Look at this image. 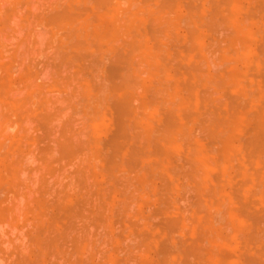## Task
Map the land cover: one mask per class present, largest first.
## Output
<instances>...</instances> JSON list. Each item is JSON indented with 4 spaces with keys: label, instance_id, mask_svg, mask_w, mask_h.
<instances>
[{
    "label": "rangeland",
    "instance_id": "rangeland-1",
    "mask_svg": "<svg viewBox=\"0 0 264 264\" xmlns=\"http://www.w3.org/2000/svg\"><path fill=\"white\" fill-rule=\"evenodd\" d=\"M14 0H10V2L11 3H9V0H0V39H1V42H3L4 44H1V45H3L4 47H0V79H1V81H0V83H1V85H0V124H2L3 122H5V121H8L7 122V124H6V122H5V125L7 126V128H5L6 126L4 125V123H3V126H5L4 128L6 129V130H4V128H3V126H1V128H3V131L5 132V134L3 135V133H2V129L0 128V131H1V133H2V135H0V136H2V137H0L1 139H0V142L1 143H3V144H0V264H16V263H18L19 264V261L22 259L23 260V258H25L26 260H24V264H27L28 262H30L29 264H31L32 262H34L35 261V263H37L36 262V259H38L39 257H36V254H34L35 252L37 253V252H39V251H41L40 249L43 247V244H44V241H43V238L42 237H44L45 235L47 236L48 234H49V237L47 236V238L46 239H50V242H53L54 241V243L56 242V244H54V246H56L57 244H58V242H59V244H60V241L61 242H63L62 244H60L62 247H61V249L63 248V252L65 251H68V252H66L67 254H69V255H67L68 257H70V258H72V264H83V262H84V264H97V262H98V264H160V262L162 263L163 262V264H179L180 263V261L182 262V258H183V260L185 259V257L187 258V259H189L190 260V262L191 263H189V264H194L195 262H197V264H201V261L200 262H198V260H197V256L195 255V254H193L194 256H196L197 258H195L194 256L193 257H191V255L189 254V258L187 257V255H185V253L184 252H182V251H184L185 249H186V252H187V250L189 251V245H191L190 246V248H191V250L192 249H195V250H198V251H196V252H194V253H198L199 252V249H201L203 246V248L200 250V253H202V254H200V253H198L199 254V257H201V258H199V260H201L202 259V262L203 263H205V264H246V263H248V264H264V230L263 231H261V230H259V228L258 227H256L255 225H258V224H260V225H262V228L264 227V179H263V177L264 176H261V175H264V172L262 173V171L264 170V159H263V163H262V160H260L259 161V158H258V156H250L249 154H247V149H248V153H250L249 151V147H247L248 145H246V143L245 142H247V141H249L252 137H255V136H257V135H261V132L260 133H258L259 131H261L262 129H261V125H259V122H258V124L257 125H259V127L258 126H256V124H255V121H256V119L255 118H258L259 116H263V115H261L262 114V112H261V114H260V111L262 110V108L264 107V94H263V92H264V89H263V87H264V68H262L263 67V65H264V62H263V58H264V48H262V47H264V38H263V36H264V12L263 13H261V9H262V6H264L263 4H264V0H261V2L260 1H258V0H239V1H241L240 2V4L239 3H235L236 5H233V7L232 6H224L226 9H224V8H222L221 7V9H220V7H217V4H218V1H219V4H220V0H215V1H217V2H215L214 0L212 1V0H207V1H205L204 0V2H203V0L201 1V0H198V3L196 2L197 0H167V2L169 3L170 2V4H172V2H173V12L175 13H173V12H171V13H173V14H169L168 13V15H164V16H167V17H169L170 18V15H173V16H171L172 18L174 17V19H173V21H167L168 23H171L173 26H170V28H169V31L170 32H172L171 30L173 29V35H174V37H173V40H172V38H171V35H172V33L171 34H169V31L168 32H164L163 31V35L161 36V30H158L159 31V33H158V31H157V29L158 28H155V29H153L155 26L154 25H156V21L154 22L155 24H152V21L151 20H155V17H154V15H153V17L152 18H154V19H151L150 20V16L152 15V14H154V13H156V12H154V13H152V12H150V16H148L149 14H148V12H149V10H151V11H157V8L159 9V11L161 10L162 11V15H163V11L164 10H162V7H160L159 5H160V3L161 2H159V0L158 1H156V3H155V1H154V5H153V3H151L152 1L151 0H148L147 2H146V0H145V2L144 1H140V0H129V1H134L133 3H135V4H133V3H131V2H129L128 0H108V4H106V1H105V3H104V5H107V7L108 8H110L109 10L107 9V7H105L104 5L102 6V5H100L99 3H100V0H99V3H98V5H95V4H97V3H95V2H97V0H63L62 2H61V0L60 1H58V0H55V1H53V0H43V1H40V0H15L14 2H13ZM35 1L37 2V4L35 3ZM42 3H40V2ZM45 1V2H44ZM47 1H49V3L47 2ZM52 1L54 2V4H52ZM68 2V3H70L69 5L68 4H65V2ZM123 1H128V2H123ZM135 1H139V3L138 2H135ZM161 1V0H160ZM165 0H163V2L162 3H166V2H164ZM238 1V0H237ZM238 1V2H239ZM258 1V2H257ZM13 2V3H12ZM63 3L62 4V6L65 4V5H67L66 7L67 8H69V12H70V14L69 15H71L72 14V12H74L73 13V16H72V19H75L77 16H78V18H79V20L81 21V19L83 18L82 17V15L83 16H85V21H88V22H90V20H91V22H93L94 20L92 19V17H94L95 18V21L97 20H99L97 23H99L100 22V24H95V22L93 23L94 25H92V24H90V23H88L89 24V26H87V22H84L85 24H86V26H83L84 24L82 23V25H81V22H83V19H82V21L80 22V26L76 23V25L72 22V21H74V20H72L71 22H72V24H71V22H69L70 24H68V23H66V22H64L65 20H63L64 19V16L65 15H67L66 13H65V11L67 10V8L65 7L64 9H63V7H62V9H61V3ZM122 2H123V4H122ZM179 2V3H178ZM190 2L191 3H193V4H191L192 5V7H191V5H190ZM207 2V4H205ZM211 4H210V3ZM213 2H215V4L216 5H214V3ZM84 3V4H83ZM103 3V2H102ZM101 3V4H102ZM111 3V4H110ZM126 3L129 5H126ZM136 3H138L139 4V6L137 7V4ZM140 3H142V4H144V5H147V4H149L150 5V7L153 5L154 6V9H149L148 8V6H144L145 7V9H143V7H140ZM167 3V4H168ZM198 5H196V4ZM203 3V4H202ZM212 3H213V5H212ZM262 3V4H261ZM13 4V5H12ZM14 4H15V6H14ZM17 4V5H16ZM34 4V5H33ZM51 4V5H50ZM60 4V7L59 6H57V5H59ZM86 4V5H85ZM159 4V5H158ZM189 6H188V5ZM234 4V3H233ZM237 4H239V5H237ZM243 4V6H241ZM257 4H259V5H257ZM20 5V6H19ZM31 5V6H30ZM36 5V6H35ZM41 5V6H40ZM50 5V6H49ZM90 5V6H89ZM121 5H123V8H125V12L127 13H124V11H123V14H122V12L121 11H119V9L122 7ZM125 5H126V7L128 6V8H129V12L128 11H126L127 9H126V7H125ZM131 5V6H130ZM156 5V6H155ZM169 5V4H168ZM176 5H177V7H176ZM193 5H195L196 7H198V9L200 10H202V12H201V10L200 11H198V9L197 8H194L193 7ZM206 5V6H205ZM209 5H211V6H209ZM231 5V4H230ZM4 8H3V7ZM7 6V7H6ZM13 6V7H12ZM43 6V7H42ZM45 6V7H44ZM47 6H48V10H47ZM51 6H52V9H51ZM69 6V7H68ZM84 6H86V8L84 7ZM88 6V7H87ZM96 6H98V9H97V7ZM137 7V8H135V7ZM143 6V5H142ZM161 6H162V4H161ZM182 6V7H181ZM214 6V7H213ZM219 6H221V4L219 5ZM260 6V7H259ZM36 7V8H35ZM58 7H59V11H57V9H58ZM90 7V8H89ZM101 7V8H100ZM132 7H134L133 9H132ZM156 7V8H155ZM178 7H180V8H178ZM189 7H191V10H189ZM200 7V8H199ZM210 7V8H209ZM216 7L217 8H219V10H224V12H228L227 10L229 9V7L231 8V9H233V12H236V13H233L232 12V10L231 11H229L232 15H234V14H236L235 15V17H233L231 14H227L226 15V17L228 18L227 19V24L230 26V25H233V24H231V20H232V23H235L234 24V26L236 25V26H241V27H245V25L248 23V25H246V26H248L247 27V29L249 30V32L248 31H246L245 33V35H248L247 37L246 36H244V35H241V37H240V33H239V37L237 36V33H236V38L238 37V38H241V40H242V42H243V44L245 43V44H247L248 46L246 47V45L244 46V47H246V49L245 48H243V47H241L240 45H242V44H238V46H240L241 47V49H245V50H241L240 51V49H238L237 50V48H232L231 46H234V44L232 45V41L230 40V39H227V38H225L224 37V33L226 32L224 29H226L227 31L229 30V28L227 29L226 27L228 26V25H225V21L223 22V24L226 26H224L223 24H220L219 22L220 21H218L216 24H220L221 26H217L216 24V26H217V29H219L218 31L216 30V29H212L211 27H212V25H206V24H210L209 22V20H210V17H211V15H212V12L214 11V8L216 9ZM259 7V8H258ZM20 8V9H19ZM54 8V9H53ZM106 8V9H105ZM118 8V9H117ZM142 8V9H141ZM236 8V9H235ZM242 8H244V9H242ZM254 8V9H253ZM42 9V10H41ZM74 9V10H73ZM106 11H105V10ZM147 9H149L148 11H147ZM176 9V10H175ZM192 9H196L195 11L194 10H192ZM207 9H209V10H207ZM250 9V10H249ZM11 10V11H10ZM18 10H19V12L20 13H18ZM51 10V11H50ZM79 10H81V11H79ZM108 10V11H107ZM144 10L146 11V12H144ZM175 10V11H174ZM230 10V9H229ZM239 10V11H238ZM241 10H242V12H241ZM44 11V12H43ZM53 11H55L54 13H53ZM61 11V12H60ZM121 12V17H119L118 18V14L119 13H117V12ZM139 11V12H138ZM140 11H142L141 13V15H139L140 14ZM193 11V12H192ZM249 11L251 12V13H249ZM5 12V13H4ZM17 12V13H16ZM58 12V13H57ZM67 12V11H66ZM92 12V13H91ZM110 12V13H109ZM136 12V13H135ZM139 14H138V13ZM143 12L144 13H147V15H145V17H143L144 16V14H143ZM187 12V13H186ZM237 12H238V14L239 13H241V14H237ZM4 13V14H3ZM10 15H9V14ZM43 13V14H42ZM50 13V17H49V15L48 14ZM60 13V14H59ZM78 13H83L82 15L80 14H78ZM133 13H135V14H133ZM157 13H159V12H157ZM161 13V12H160ZM159 13V14H160ZM176 13H178V14H176ZM190 13H192V14H190ZM201 13H203L202 14V16H201ZM225 13V14H226ZM243 13H244V16H243ZM54 14L56 15V14H58L59 16H61V17H63L62 19H60L56 24H55V27H53L52 29L54 30V28H55V31L54 32H56L57 31V29H56V27L58 26V25H60L61 23H62V21L64 22V23H66V24H68L67 25V28H65L64 26H65V24L63 25V24H61L60 26L61 27H64V29L62 28V30H60V28H59V26L57 27V28H59V30L57 31L58 32V34H57V32L54 34V35H51L52 37H51V39H50V37H49V39H50V41H52V42H54L55 40H56V46H55V42L54 43H52V42H50V43H52L51 44V47H50V43H46L47 41H45V40H47L46 38H48L47 37V35H50V31L52 30V29H50L49 30V27L51 28V25H49L47 22H48V20L49 19H51V18H53V16H54ZM63 14V15H62ZM134 15V17L135 16H137V17H143V21H140L139 22V24H138V21L140 20V19H142L141 17L140 18H135L133 21H134V23L136 24V25H133L134 26V28H136V27H138V26H140L139 28H137L136 29V32H140V34H142V30H146L145 32H143V36L140 38V39H142V41H143V37H144V40H147V42H148V44L149 45H151L152 43L154 44V45H156L157 46V49L158 50H156V49H154V51H155V54H157L158 55V53H159V56L163 53V56H164V54L167 56V58L169 57H171L170 59H172V60H170L169 58L167 59L166 58V56L164 57V58H166L167 60H165L164 62H166L165 63V65L162 63L161 65H163V67H165L166 68V70H165V72H167V73H169V74H171L172 75V73H173V75H176L174 72H172V69H173V67L174 66H176L174 69V71H176V70H179L178 68L180 67V71H179V77L177 78V80L179 81L180 80V82H181V79H183L184 81H185V78L187 77V75H189L186 79V81H185V83H184V81H183V85H185V84H187V85H185L186 87H188V90L187 89H185L184 88V86L182 87V90H180L179 89V94L181 93V95H179V98H180V96H181V99H177L176 100V98H174V100H173V105H176V103L175 102H179V103H182L183 104V107H181V105L182 104H179V107H177V114L175 113V111H174V113H175V115H178V116H182V123H184L185 125H186V127H187V125H188V127L190 128H192V126H193V128L191 129V133H193L194 131V129H195V134H198L197 135V137L198 138H196V135L194 134V142H197V140H201V139H203V141H200L198 144L199 145H201V144H203L202 146H206V145H204L205 143H206V141H207V139L205 140L204 139V137L206 136L207 137V132H205L203 129H201L200 128V124H199V121H196V120H198L199 118L198 117H202L201 116V113L204 111V108H203V106H202V104L203 103H205V101L206 102H210L211 101V104H213L215 101H216V104L217 105H215V104H213V105H215L216 107H214L215 109H217V110H219V107H220V109H221V106H222V112H220L221 114H220V116H221V118L223 119V117H225L226 115L223 113V111L225 112L227 109L228 110H230V109H233V107L232 108H228L227 107V105L226 104H230L229 102H230V98L229 97H231V94H232V97L234 96V100H233V98H232V102L234 101L235 102V104H233L232 102V106H234V105H236L237 104V102H238V104H240V105H243V107L245 108V105H247L248 106V104H250L249 106L250 107H247V108H250V109H247V111L249 112V110H252L251 112H255V113H251L250 112V114H252V117H253V120H251L252 119V117H251V115H249V113H246V116H247V120H242V122H240L239 120H241L242 118H244L245 117V114H244V112L242 113L243 114V116H242V114L240 115V117L238 116V117H235V119L234 118H232V117H230V118H228V116H229V112L231 111H226L225 113L227 114V119L225 118V122H226V124H229V122L228 121H233V123L235 124V127H234V125H233V130L232 129H230V131L232 130L233 132L231 133L232 134V137H233V140H232V138H231V140H232V142L234 143V146H237L236 144H239V143H241L242 145H245V146H242L241 144H240V146L238 145L235 149H233V148H231V145H230V147H229V153H231V154H229L228 156H227V154L225 153V152H227V151H223L222 149H220V147L218 148V146L221 144V140H223V138L226 136L225 134L226 133H224L223 135L221 134V135H219V136H216L215 137V139H214V137H212V138H209L208 140V142L206 143V144H209V146L210 145H212L213 143H216V141L217 140H220V141H218L220 144L218 145L217 143V145L216 144H214V145H212L211 147H213L211 150H209V153H208V150H207V146L205 147V148H203L202 146H200L199 147V145L197 144V143H194V144H197L198 145V147H199V149L200 150H203L204 151V149H205V153H204V156H205V154L207 153L208 155H210L209 157H208V155L207 156H205V158L207 159V161L209 160L210 161V158H211V161H210V165H207L206 164V168H204V166H203V168H204V170H202L201 168H200V175H201V170L202 171H204V173L201 175V177L199 176V177H197L196 179H193L194 181H198V182H194L193 180H191L190 179V177L188 176V177H186V175H187V173H186V171L190 168L189 166L191 165V164H188V162H187V160H186V158H187V156H188V158H189V156L191 155V154H193L194 155V144H192V143H190V145L189 144H186V143H189V142H191L192 141V139L191 138H193V134H191L190 133V136H189V138L191 139H188V137H184V146L182 147V143H181V141H182V136H183V134H181V131L179 132L180 134V136L177 138L178 140L177 141H179L178 142V145H173V147H175V150L176 151H172V149H173V147L171 146H167V147H165L164 146V144L163 145H161L162 144V142H160L159 140L158 141H156L157 140V138H156V140L154 139L155 137H158V136H156V134L158 133V132H160V131H162L163 130V133H165L164 132V128H163V126L162 125H164V124H162V122H163V120L161 121V119H163V117H165L164 115H162L161 116V111L162 110H166V111H168V109H165L166 107L165 106H162L161 105V107H164V109H162V110H160V108L161 107H157V106H154V109L153 110H151V108L148 106L147 108H149V109H146V110H142L145 114H148V116H145V117H147V119H145L144 118V121L145 120H148L149 118L148 117H150L151 116V120L149 119L148 121H145V122H152L153 120H155V121H153L152 122V124H151V127H150V124L149 123H146V125L148 126H146L147 127V129L148 128H150V130H151V132H150V134L152 133L153 135L152 136H150V137H152L153 139V143L151 144V142L149 143V144H146V142H145V146H147L148 148L149 147H152L153 145H155L156 147L158 146V145H161V146H163L164 148H167V150H168V148L170 149V148H172L171 149V151L170 150H168L169 152H167L166 151V154L168 153V155H166V157H162L161 155V158H163V159H161L160 158V160H162V162L159 160V161H156L158 158H159V155H157L156 156V154H158V153H156V154H153L154 156H152V151H154V149H155V146H153L154 147V149H150L151 151L150 152H152V153H148V155H149V157H147V159H146V157H145V159L146 160H144V153L141 155V154H138V155H141V156H138L139 158L140 157H142L143 155V161L145 162L146 161V164L147 163H149L150 165H152V166H150V168L148 169V167H143L144 165H145V163L142 161V159H141V163H143L144 165L142 166L141 164H140V162H139V160H136V161H134V159H137L138 157L136 156V153H135V155L133 156V157H135L134 159H133V157H132V162H135L134 164H136L137 163V161L139 162L138 163V167L136 166V168L135 169H133L134 167H133V165H130V164H128V166L130 167H133L132 168V170H125V166H124V164L123 163H120V164H123L122 166L124 167H122L121 165H120V167H118V168H116L117 166H115L116 164H118L117 162L115 163V165L114 164H112V162H110V163H106V162H104V163H106L105 164V166H103L104 164H103V161L104 160H106V158L108 157H106L105 155H104V157L103 158H105V159H103V161H101L102 159V156H103V154H105L106 152V147L108 146H110L111 144H109V143H111V141H112V137L111 138H109V135H111L112 134V136H113V132H114V130L116 131H118V128L120 127V125L118 124V123H115L114 121L116 120H118L116 117H115V115H113V110L115 111V110H117L118 111V108H114L113 106H111V105H114V104H111V105H107V103H106V101H103L102 99L104 98V96H105V94L103 95V93L99 96V98H96V96L94 95V99H92V97H90L89 95H93L94 93H97V92H100V90L99 89H101V91L102 90H104V91H106V92H108V87H109V82H107L109 79H110V77L108 76V70H107V67L109 68L110 66H108L107 65V67H106V65H104V64H106L105 62L106 61H108V63H110L109 62V58L110 59H112L113 57L112 56H114V54H113V50L115 49V52L117 51V52H119L120 54H121V52L122 51H120V48H121V50H122V46H123V44H125L124 42H127V36H129L130 34H132V36L130 35V39H132V37L133 36H135V38H137L138 40H139V32H138V34H135V32H134V34H133V30L135 31V29H131L130 31H129V28H128V22L127 21H125L124 19H123V21L121 20L122 19V17H126V16H128V15H130V19H129V21L131 20V19H133L132 18V15ZM166 14V13H165ZM186 14V15H185ZM37 15V16H36ZM53 15V16H52ZM57 15V16H58ZM126 15V16H125ZM162 15L160 14L159 15V18H161L162 17ZM185 15V16H184ZM191 15H192V17H191ZM205 15H207V16H205ZM255 16V17H253V16ZM257 15V16H256ZM9 18H8V17ZM15 16V17H14ZM28 16V17H27ZM57 16H54V17H57ZM70 16V17H71ZM86 16H87V18L88 19H86ZM91 16V17H90ZM113 16V17H112ZM155 16H158V14L156 15L155 14ZM161 16V17H160ZM194 16V17H193ZM204 16H205V18H204ZM249 16V17H248ZM250 16H252L253 18H255V20H257V21H253L254 19L252 18V17H250ZM5 17H6V20H5ZM19 17L21 18V17H23V18H21V20L19 19ZM115 17L117 18V20H114L115 19ZM178 17V19L176 20V18ZM179 17L181 18V20H179ZM186 17H188V18H186ZM202 17V18H201ZM206 17H209L208 19L206 18ZM236 17H237V19H236ZM242 18L245 22H243V21H241L240 22V24H239V21H240V19L239 18ZM245 17H247V18H245ZM259 18V20H261V21H258V19L257 18ZM36 18V19H35ZM40 18H42V19H44V21H46L47 20V22H46V25H49L48 27L45 25V24H43V25H45V26H43L42 25V23L40 24V22H41V20H40ZM127 19L129 18V16L128 17H126ZM125 18V19H126ZM147 18H149L148 19V22H147ZM164 18H166V17H164ZM171 18V19H172ZM187 20H185V19ZM189 18H190V20H189ZM201 18V19H200ZM235 18V19H234ZM8 19H9V21H8ZM40 20V22L38 23V21ZM198 20V22H195L196 20ZM199 19H200V21H199ZM202 19L204 20L203 22H204V24H202ZM235 21H234V20ZM248 19V22L246 23V20ZM253 19V20H252ZM29 20V21H28ZM76 20L77 19H75V21L74 22H76ZM93 20V21H92ZM137 21V23H136V21ZM151 22H150V21ZM164 20V19H163ZM166 20V19H165ZM195 20V21H194ZM226 20V19H225ZM250 20H252V21H250ZM263 20V21H262ZM12 21V22H11ZM21 21V22H20ZM26 21H28V22H26ZM67 21V20H66ZM114 21V22H116V23H112V22ZM160 21H161V19H160ZM181 23H180V22ZM192 22L193 23V25H192V27H191V24H190V22ZM230 21V22H229ZM61 22V23H60ZM105 22V25L103 24ZM107 22V23H106ZM110 22V23H109ZM127 22V23H126ZM131 22H132V20H131ZM145 22V23H144ZM165 22V21H164ZM175 22V24H173ZM187 22H189L188 24H190V25H188V26H190L191 27V29H193L194 27L193 26H195L196 25V29L193 31V30H189L190 28H188V26L186 27V23ZM208 22V23H207ZM237 22V23H236ZM254 22V23H253ZM256 22V23H255ZM8 23V24H7ZM21 23V24H20ZM37 23V24H36ZM102 23V24H101ZM133 23V24H134ZM141 23V24H140ZM148 23H150V24H148ZM161 23H162V21H161ZM206 23V24H205ZM34 24V25H33ZM39 26L40 28H38L37 26ZM112 24H115V26L113 25V26H111ZM121 24H125L126 25V27L127 28H125L126 30H127V32L125 31V33H126V36H125V34H124V32L122 33V32H118V36H116V32H114V30L116 29L117 30V28H118V26L119 25H121ZM146 24H148V25H150L151 27H152V30H156V33L155 32H152V30H150L151 28L149 27V29L148 28H146V26L148 27V25H146ZM157 24L159 25V23L157 22ZM164 24V23H163ZM166 24V23H165ZM180 24V25H179ZM195 24V25H194ZM239 24V25H238ZM14 25H16V26H14ZM20 25V26H19ZM28 25V26H27ZM63 25V26H62ZM72 25H75L73 28H76V26H77V28H81V29H73L71 26ZM101 25H104V26H101ZM174 25H176V26H174ZM197 25H199V26H197ZM202 25V26H201ZM203 25H205V26H203ZM257 25V26H256ZM8 26H9V28H8ZM34 26V27H33ZM99 26H101V28L102 29H100V27ZM123 26V25H122ZM121 26V27H122ZM130 26H132V24L130 25ZM132 26V27H133ZM143 26H144V28H143ZM161 25H159L158 27H160ZM166 26H168V25H166ZM165 26V27H166ZM168 26V27H169ZM209 26V27H208ZM228 26V27H229ZM234 26L232 27L233 29H234ZM250 26V27H249ZM263 26V27H262ZM17 27V28H16ZM19 27H21V29L19 28ZM28 27L30 28V29H28ZM69 27H71L72 29H70ZM87 28V30H89L88 32L89 33H92V30H93V33H92V35H93V38L95 37V39H91L92 41L93 40H95V41H97L96 43L94 42H91V40L90 39H88L90 36L88 35L89 33H86V31L85 30H83V29H86ZM113 27H115V29L113 28ZM120 27V28H121ZM157 27V26H156ZM171 27H172V29H171ZM176 27V28H175ZM207 27H208V29H207ZM213 27H215V26H213ZM219 27V28H218ZM258 27V28H257ZM12 28V29H11ZM25 28V29H24ZM33 28H35L36 29V31L38 30V33H41L42 34V32H44L42 35L43 36H41V38H45L44 39V41H43V39H42V41L43 42H45L44 44H45V46H44V44L42 43V41H40V44L42 45H40V47H42V48H38L37 46L39 45V41L37 40V42H36V39H35V41L33 42L32 40H34V36L35 35H33V30L32 29ZM69 28V29H68ZM93 28V29H92ZM123 28V27H122ZM162 28H164V25H162V27L161 28H159V29H162ZM210 28L212 29V30H210ZM221 28V29H220ZM231 28V27H230ZM236 28V27H235ZM239 28V27H238ZM252 28V29H251ZM255 28V30H253ZM257 28V29H256ZM261 28H263V29H261ZM92 29V30H91ZM95 29H97L96 31H95ZM119 29V28H118ZM197 29H198V31H197ZM201 29V30H200ZM261 29V31H259V30ZM25 30V31H24ZM31 31V32H29V31ZM48 30V31H47ZM74 30V31H73ZM77 30H78V32L79 31H81V33L79 32V35L78 36H80V40L78 39V37L76 36L77 34L76 33H78L77 32ZM121 30H123V29H121ZM174 30H176V31H174ZM214 30H216V31H214ZM222 31V33H220L221 31ZM224 30V31H223ZM231 30V29H230ZM252 30V31H251ZM256 30H258V34H259V36L261 35L262 37L260 38V37H258L257 36V33H256ZM27 31V32H26ZM35 31V30H34ZM46 31V32H45ZM69 31V32H68ZM85 32V34H87L86 36H87V38H85V41H84V36H85V34H84V32ZM100 31V33H98ZM101 31H105V32H101ZM118 31H120V29L118 30ZM149 31V32H148ZM150 31L152 32V34L150 33ZM201 31H204V32H201ZM207 31V32H206ZM209 31H214V34H210L211 32H209ZM233 31H235V30H233ZM232 30H231V32H233ZM47 32H49L48 34H46ZM62 32V33H61ZM69 34H68V33ZM72 32H74V33H72ZM83 32V33H82ZM131 32V33H130ZM147 32V33H146ZM176 32V33H175ZM180 32H181V34H180ZM195 33V36L194 37H196L197 38V40H195L196 38H194L193 36V38L194 39H192L191 37H190V35H191V33ZM215 32H219L220 34L219 35H221L223 38H225L224 39V41H223V39L217 34H215ZM230 32V31H229ZM226 33V35H228V34H230V33ZM244 31H242V33H243ZM252 32V33H251ZM260 32V33H259ZM3 33L4 34H8V35H3ZM12 33H13V35H12ZM16 35H15V34ZM35 33H37V32H35ZM53 33V32H52ZM51 33V34H52ZM105 33V34H104ZM109 33V34H108ZM113 33H115V34H113ZM124 35L123 37H121V35ZM145 33V34H144ZM148 33H150V34H148ZM182 33H183V35H182ZM197 33V34H196ZM208 33H209V35H208ZM241 33V34H242ZM1 34H2V36H1ZM18 34H20V35H18ZM23 34H27V35H29V34H32L33 36H31V40H30V36H27L26 35V37H28V38H25L24 36V38H22L21 36L23 35ZM72 34H73V36H72ZM82 34V35H81ZM159 38L158 39V41H156L157 40V38L155 37V35ZM176 34V35H175ZM244 34V33H243ZM250 34V35H249ZM252 34V35H251ZM256 34V35H255ZM10 35H12V37L10 36ZM38 35V34H37ZM58 35L60 36V37H63V38H61V43H64V45H62V46H60L62 49H63V52H64V54H69V56H68V58L69 57H71V58H69V61H70V59H71V61L69 62L68 60V64H66L67 66L69 65V67H67V66H64L65 64L61 61V59H59L58 58V54H59V51H58V49H52L53 48V45L55 46V47H57L59 44H61V43H59L60 42V40H59V38H58ZM62 35V36H61ZM64 35V36H63ZM67 37H66V36ZM72 37H71V36ZM75 35V36H74ZM116 37H115V36ZM185 35H186V38H185ZM189 35V36H188ZM196 35H198V36H196ZM212 35V36H211ZM39 36V35H38ZM83 36V37H82ZM89 36V37H88ZM114 36V37H113ZM141 36V35H140ZM148 36H149V39H148ZM159 36H161V38L159 37ZM164 36V37H163ZM167 36V37H166ZM178 36V37H177ZM190 37L191 39H189L188 37ZM201 36V37H200ZM217 36H219V38H217L218 40L217 41H221V39H222V42L223 43H226L227 41H226V39L227 40H230L231 42V44L229 43V45H231L229 48H232V50H229V51H232V52H229L230 53V55L232 56V57H234L235 56V54L238 52V51H240V53L242 54H246V56H247V52H249V54L250 55H248V57H246V58H249V59H242L243 57L242 56H240L239 54H236L237 56H239V57H241V60H243L244 61V63H243V61H241L240 59H236V58H238V57H234V58H232V57H230V60L228 59V64L227 63H225V65L226 66H231V67H229V68H232V71L231 70H225V69H223V68H226V69H228L226 66H220V68H222L221 69V71H220V68L218 69L217 67H219V65L220 64H222L221 63V61L220 60H223V59H227L226 57H228L229 58V55H227L226 54V51H228V47L226 46L227 45V43L224 45V46H222L219 42V44L221 45L220 47V49L222 50L225 46L227 47V50H224L225 51V53H224V55L222 54V58L220 59L219 58V56H217V54L215 55V56H217V58H219V61H220V64L218 65V63L216 62V61H218V59L217 58H215L214 60L212 59L210 62H213L214 63V66H213V64H212V66H209V65H211L209 62H207L208 61V59L206 60V59H204L205 60V64H206V68L208 69L209 67V69L208 70H204V62H203V57L204 58H206L207 57V55L209 54H207L206 55V53L209 51V48H211V47H214V46H211L210 47V45L212 44L213 45V43H211V42H215V38L217 37ZM229 36V35H228ZM230 36H233V35H230ZM229 36V37H230ZM253 37V39L254 40H252L251 38ZM1 37H4V38H1ZM9 37V38H8ZM19 39H18V38ZM34 37V38H33ZM54 37H57L58 39H55ZM66 37V38H65ZM70 37H71V39H70ZM82 37V38H81ZM101 37H102V39H103V41H102V39H101ZM103 37H105V38H103ZM124 37H126V38H124ZM155 38V40H153L154 38ZM198 37H200V38H198ZM214 37V38H213ZM248 37H249V39H248ZM251 37V38H250ZM22 38V40H20ZM90 38H92V37H90ZM115 39L117 42H116V48H114V42L112 43L111 41H112V39ZM152 38V39H151ZM162 38H163V40H162ZM174 38H175V40H174ZM178 38V39H177ZM235 38V42L236 43H238L239 41L237 40ZM4 39V40H3ZM11 41H10V40ZM24 39H26V40H24ZM28 39V40H27ZM38 39H40L39 37H38ZM49 39H48V42H49ZM53 39H55V40H53ZM67 39V43H69V44H71V46L68 44V46H67V43H66V41H64V40H66ZM68 39L69 40H71L70 42H72V43H74V45L76 44V46H74L72 43H70L69 41H68ZM82 39V40H81ZM101 39V40H100ZM169 39V40H168ZM186 39V40H185ZM199 39V40H198ZM208 39H210V45H209V42H208ZM246 39V40H245ZM6 40V41H5ZM58 40H59V42H58ZM90 40V43H91V47L89 46V47H87L88 46V44H89V41ZM104 40H105V42H104ZM122 40H124L123 42H122ZM160 40H162V41H160ZM182 42H181V41ZM188 40V42H189V44H193L194 43V45L195 44H199V46L198 45H195L196 46V49H195V47L193 48L192 47V45H191V49L193 50H191L192 52H190V45L188 44V42H186ZM193 40H195L197 43H195V41L193 42ZM212 40H214V41H212ZM246 42H245V41ZM250 40V41H249ZM252 40V41H251ZM8 41V42H7ZM27 41H30L29 43L27 42ZM77 41V42H76ZM156 41V42H155ZM200 41V43H198ZM207 41V42H206ZM0 42V43H1ZM15 42V43H14ZM86 42H87V44H86ZM100 42H102L101 44H102V46L103 45H105V46H103V47H101V44H100ZM105 44H104V43ZM108 44H107V43ZM160 42H162V43H160ZM178 42V43H177ZM181 42V43H180ZM185 42V43H184ZM229 42V41H228ZM241 42V43H242ZM10 43H13L11 46H10ZM27 45H26V44ZM33 43V45H34V43L36 44V45H34V47H29V46H32L31 44ZM79 43H82V44H80V45H77V44H79ZM85 43V44H84ZM93 43V44H92ZM122 43V44H121ZM128 43V42H127ZM158 43V44H157ZM215 43H217V42H215ZM234 43V42H233ZM240 43V42H239ZM261 43V44H260ZM16 44V45H15ZM29 44V45H28ZM47 44H49V45H47ZM96 45V47H95V45ZM114 46H113V45ZM120 44V46L121 47H119L118 45ZM159 44H160V46H159ZM184 44H186V46L185 47H187V50H189V52H187V50L186 51H184V48H183V46L182 45H184ZM207 44V45H206ZM251 44V46H249ZM258 44V45H257ZM0 45V46H1ZM10 47H9V46ZM13 45H15V46H13ZM26 45V46H25ZM173 45H175V46H173ZM216 45V44H215ZM254 45V46H253ZM256 45H257V48H255L256 47ZM260 45V46H259ZM262 45V46H261ZM49 46V47H48ZM78 46H81V47H83V46H85L84 48H86V49H83V48H81V47H78ZM117 46H118V48H117ZM156 46H154L155 48H156ZM164 46V47H163ZM197 46H198V48H197ZM202 46H204V47H202ZM208 46H209V48H208ZM218 47H219V45H217ZM237 46V47H238ZM16 47V48H15ZM35 47H37L35 50H37V51H35L34 52V48ZM60 47H57V48H59L60 49ZM63 47H68L70 50H76V49H79L82 53H79V51L78 50H76V51H78V52H74V51H64L65 50V48H63ZM105 47V48H104ZM124 47V46H123ZM125 47H127V45L125 44ZM200 47H201V49L202 48H204L203 50H201L200 49ZM226 47H225V49H226ZM67 48V50H69ZM97 48V49H96ZM101 49V52H103V51H105V50H111V52H110V54L109 53H107V51H106V53L105 52H103V53H101L100 52V49ZM208 50H207V49ZM239 48V47H238ZM260 48L262 49V50H260ZM11 49V50H10ZM40 49V51H38ZM102 49H104L103 51H102ZM124 50H123V52L125 51V48H123ZM195 49V50H194ZM260 51H259V50ZM15 50V51H14ZM119 50V51H118ZM204 50H206V51H204ZM13 51V52H12ZM18 51V52H17ZM21 51H24V53L23 52H21ZM29 51V52H28ZM35 53H33V52ZM42 51H43V53H42ZM84 51V52H83ZM87 51V52H86ZM157 51H160V52H157ZM176 51V52H175ZM184 51V52H183ZM195 51H197V52H195ZM201 51H202V56H200L199 57V54L201 55ZM204 51V52H203ZM223 51V50H222ZM246 51V52H245ZM261 51L263 52L262 53V55H261V57H259V55H260V53H261ZM62 54H63V52H62V50L60 51ZM99 52V53H98ZM221 52V51H220ZM220 52H219V54H220ZM234 52V54H232ZM245 52V53H244ZM17 53H18V55H17ZM36 53H38V54H36ZM56 53H57V55H56ZM60 53V54H61ZM73 53V54H72ZM75 53H79V55H80V58H82V59H80L81 60V62H82V67L81 68H84L83 66H85V69H86V67H90L88 64V62L90 61V63H92L91 62V60H93L94 58H103L101 61H100V65L98 66L97 65V63H98V59H94L95 60V64H93V70L95 71V68H94V66H97L98 68V71L96 70L95 72H93L91 69H92V67H90L89 69H86V70H81L80 72V75L82 74V72H84V71H88L89 72V70H91V73L93 72L95 75H93V73L91 74H88L87 75V77H88V79H89V76H90V78L91 79H93L92 81L94 82V87H92L93 88V90H90V89H92V88H90L91 86V81H89L88 80V87H87V85L85 84L84 85V81H83V78L85 77V75L86 74H83L84 75V77L83 78H81V80H80V78H79V76L78 77H75V78H77V80L78 81H82L83 83H80V85H79V83H77L78 84V86H79V90L80 91H82L84 94H83V96H84V98H85V95H86V101H85V99L84 98H82L83 96L81 95V93H79V95H77V97H75V99L73 98L74 96H72V95H74V93H73V91H72V78H71V76H72V74H74V75H77L79 72H78V69L80 68V67H78V63L80 62V60H79V62L77 61V58L79 59V56L77 57V58H74V60L76 59V61L78 62H76L75 64H73V63H71L72 62V58H73V56L75 57L77 54H75ZM89 53V54H88ZM91 53V54H90ZM184 53H186L185 55H184ZM189 53L191 54L189 57L187 56V58H186V55L188 54L189 55ZM195 53V55H192V54H194ZM216 53V52H215ZM255 54L254 56H255V58H257V60H255V58L253 59V57H251V56H253L252 54ZM6 54V55H5ZM24 54V55H23ZM51 54V55H50ZM60 54H59V57H60ZM75 54V55H74ZM113 54V55H112ZM124 54V53H123ZM169 54H171V55H173V56H169ZM180 54V55H179ZM197 54V55H196ZM205 54V55H204ZM211 54V53H210ZM259 54V55H258ZM35 55V56H34ZM66 55H63V56H65V57H67ZM73 55V56H72ZM85 55V56H84ZM103 55V56H102ZM175 55H179V56H175ZM184 55V56H183ZM204 55V56H203ZM212 55V54H211ZM5 56V57H4ZM6 56H10V57H6ZM50 56V57H49ZM57 56V57H56ZM105 56H106V58H105ZM162 56V55H161ZM163 56H162V59L164 60V58H163ZM193 56V57H192ZM194 56H198L197 58H194ZM214 56V54L212 55V57ZM223 56H224V58H223ZM226 56V57H225ZM55 57L56 58H58L57 59V61H55L54 62V60H56L55 59ZM108 57V58H107ZM155 57V56H154ZM176 57V58H175ZM182 57V58H181ZM185 59H184V58ZM221 57V56H220ZM261 58V59H259V58ZM62 58H64V57H62ZM158 57H156V59H157ZM189 58V59H188ZM201 58V61L203 62H201L199 59ZM208 58V57H207ZM245 58V57H244ZM251 58V59H250ZM7 59V60H6ZM29 59V60H28ZM114 59V58H113ZM140 58H136V59H134L133 61H135L136 62V60H139ZM153 59L154 58H152V62H153ZM192 59V60H191ZM193 59H195V60H193ZM209 59H210V57H209ZM217 59V60H216ZM26 62H25V61ZM73 60V61H74ZM89 60V61H88ZM100 60V59H99ZM161 60V58L159 59H157L156 61L157 62H159V61ZM170 60V61H169ZM174 60H175V62H174ZM177 60V61H176ZM192 62H190V61ZM198 60L201 62H198ZM223 61V64H224V62H226V61ZM234 60H235V62H236V65H235V63H233L234 62ZM240 60V61H239ZM260 60H261V63H260ZM6 61V62H5ZM61 61V62H60ZM88 61V62H87ZM103 61V62H102ZM112 61H114V60H112ZM142 61V60H141ZM141 61H139V63L141 62ZM144 61V60H143ZM147 61V60H146ZM145 61V62H146ZM148 61H150V59L148 60ZM146 62V66H148L149 64L148 63H152L151 61L150 62ZM155 61V60H154ZM162 61V60H161ZM178 61H180V62H178ZM183 61L185 62V64H193V66H194V68H195V66L197 65V64H199V66H197L198 68L200 67V66H202L203 67V69H202V67H201V70L202 71H204V72H201V73H204V75L205 76H208V75H210V74H212V75H210V76H208V77H205L204 79L206 80L207 78L208 79H211L212 78V76H213V79L215 80V78L217 79V77H215L216 75H218L217 73L220 71V72H222V74H223V71L226 73V76L224 77V82H226L227 83V81L229 82L230 80L229 79H231L232 77H234V75H232L233 74V71H234V74L235 73H237L238 71H240V72H238L237 73V77H238V79L237 78H235L236 80H238V81H236L235 82V79L234 80H232L231 79V81H230V83H227V84H231L232 83V85H228L227 87H229V88H227V90H229L230 91V93H229V91H227L228 93L225 95V94H223L221 91L219 92V91H216L217 93H218V95H216L217 93H214L215 95H212L211 97H212V100L210 99H206L205 98V96H206V94H205V90L203 91V88L205 87V85H203L204 84V82H205V80H203V78L202 77H204V75L203 74H200V75H202V77H200L199 75H196L195 73H194V69L193 70H191V65H184V63H183ZM218 61V62H219ZM229 61H233L232 63H230ZM259 61V62H258ZM5 62V63H4ZM16 62V63H15ZM33 62V63H32ZM75 62V61H74ZM86 62V63H85ZM97 62V63H96ZM171 62V64L173 65H171V64H169ZM180 63V65H181V63L183 64V65H178L177 63ZM188 62V63H187ZM194 62V63H193ZM253 62H254V64H253ZM263 62V63H262ZM12 65V66H10L9 67V65L10 64ZM13 63V64H12ZM56 63L57 64H59L60 66V68L63 66L64 67V70H62L63 69V67L61 68V69H59L58 68V66L56 65ZM61 63H63V64H61ZM142 63V62H141ZM154 63V62H153ZM151 64V65H154V64ZM209 63V64H208ZM215 63H217V64H215ZM230 63V64H229ZM2 64V65H1ZM6 64V65H5ZM15 64H16V66H15ZM51 64V65H50ZM53 64H55V65H53ZM85 64H87V66L85 65ZM92 64H91V66H92ZM99 64V63H98ZM103 64V65H102ZM112 64V63H111ZM111 64H109V65H111ZM166 64H169V65H166ZM175 64H177V65H175ZM196 64V65H195ZM201 64V65H200ZM231 64H233V66L231 65ZM241 66H240V65ZM248 64V65H247ZM261 64H262V67H261ZM33 65V66H32ZM71 65V66H70ZM75 65H77V67L75 68L74 66ZM135 65H136V67H137V62L135 63ZM145 65V64H144ZM144 65H142V66H144ZM215 65H218V66H215ZM255 65V66H254ZM4 66V67H3ZM15 66V67H14ZM27 68V69H24L25 67ZM50 66H52V67H50ZM53 66H55V68H58L59 70H60V73H63V74H60V75H58L57 73L59 72V70L58 71H55V73L53 74V72L52 71H54V70H56L55 68H53ZM79 66H81V64H79ZM102 66H105V67H103V68H105L106 70H102V69H100L99 70V68L100 67H102ZM142 66H139L141 69H142ZM155 66V65H154ZM168 68H167V67ZM192 66V67H193ZM235 66H238L239 68H242V72H241V69L240 70H238V69H236L237 67H235ZM256 66H257V68H256ZM8 67H9V69H8ZM13 67V68H12ZM71 67V68H70ZM73 67V68H72ZM113 67V66H112ZM151 67H153V66H151ZM162 67V68H163ZM182 67V68H181ZM189 67V68H188ZM233 67H235V69L233 68ZM259 67H261L260 68V70H257V69H259ZM16 68H17V70H16ZM138 68V67H137ZM139 68V70H141ZM145 68V67H144ZM149 68H150V65H149ZM154 68V67H153ZM156 68H157V66H156ZM185 68V69H184ZM211 68H212V70H215V71H213L214 72V75H213V72H212V70H211ZM214 68V69H213ZM6 69V70H5ZM23 69V70H22ZM53 69V70H52ZM77 69V70H76ZM151 69V68H150ZM160 69H161V67H160ZM169 69V70H168ZM183 71H182V70ZM187 69V70H186ZM190 69V70H189ZM262 69V70H261ZM65 70H67V71H65ZM76 70V71H75ZM80 70V69H79ZM103 71V72H100V71ZM111 70V69H110ZM144 70H149V69H147V67H146V69H144ZM218 70V71H217ZM238 70V71H237ZM26 71V72H25ZM28 71V72H27ZM65 71V72H64ZM105 71V72H104ZM146 71H144V72H146ZM181 71L183 72L182 74H183V78H182V74H181ZM187 71V72H186ZM188 71H193L191 74H189V72ZM210 71H211V73H210ZM217 71V72H216ZM236 71V72H235ZM261 71V72H260ZM12 72V73H11ZM20 72V73H19ZM57 72V73H56ZM139 72V71H138ZM137 72V73H138ZM141 72H142V74L141 75H144V74H147V75H144V76H142L141 78H143V79H145L144 81H145V83L147 82V83H152L151 85H153V80H151V79H153L152 77H151V75L149 74V73H144L142 70H141ZM148 72H150V71H148ZM162 72H163V70H162ZM220 72H219V74H220ZM230 72H231V74H230ZM246 72H248L247 74H246ZM251 72V73H250ZM104 73V74H103ZM105 73H107V75L105 74ZM136 73V74H137ZM176 73H177V71H176ZM209 73V74H208ZM216 73V74H215ZM225 73H224V75H225ZM242 73V74H241ZM263 73V74H262ZM57 74V75H56ZM65 74V75H64ZM71 75L70 76V78L71 79H69L68 81H70V82H68L69 84H67V86H63V84H65V81H67V79H68V76L67 75ZM139 74V75H140ZM152 74V73H151ZM160 74L162 75V73L160 72ZM178 74H177V76H178ZM187 74V75H186ZM206 74H208V75H206ZM238 74H239V76H238ZM246 74V75H245ZM25 75H26V77H25ZM61 75H64V76H67V78L65 77V81H64V79L63 78H61L60 80H61V82L62 81H64V83L63 84H61V87L59 86V85H56V83L59 81V76H61ZM74 75H73V77H74ZM91 75H93V76H91ZM110 75V74H109ZM116 75V74H115ZM138 75V74H137ZM140 75V76H141ZM150 76L151 78H147V76ZM161 75H159V77L161 76ZM171 75H169V76H167L166 78H169V79H165L164 78V76H162V77H157L155 74H154V76H156L157 78H158V80L160 81L159 82V85H164L166 82H167V80H173L174 78H176L177 76H173L172 75V77H173V79H170L171 78ZM196 76V78L195 77H193V76ZM232 75V76H231ZM245 75V76H244ZM2 76V77H1ZM12 76H14V77H12ZM55 76H56V78H55ZM58 76V77H57ZM64 76H62V77H64ZM95 76H97V78L95 77ZM101 76V77H100ZM109 77V79L107 80L106 78L107 77ZM146 76V77H145ZM166 76V75H165ZM181 76V77H180ZM191 76V77H190ZM228 76H231V77H228ZM235 76H236V74H235ZM240 76H242V77H240ZM246 76H248L247 78V80L245 81L244 80V78L246 77ZM17 77V78H16ZM93 77V78H92ZM210 77V78H209ZM226 77L228 78V79H226ZM7 78V79H6ZM29 78V79H28ZM55 78V79H54ZM96 78V79H95ZM113 78V77H112ZM118 77H116L115 76V78L114 79H117ZM157 78H155L154 77V79H155V84H156V82L158 81H156V79ZM162 78H164L165 80H166V82L164 83H162ZM201 80H203V81H201ZM242 78V79H241ZM263 78V79H262ZM18 79V80H17ZM63 79V80H62ZM87 79V78H86ZM113 79V80H114ZM147 79V80H146ZM149 79V80H148ZM161 79V80H160ZM188 79L193 83V82H195L196 83V80L195 79H197V80H199V82L202 84L201 86L203 87H201L200 86V83L197 81V84H196V87H195V83H193V85H192V83L190 82H187L188 81ZM207 79V80H208ZM212 79V80H213ZM241 79V80H240ZM246 79V78H245ZM3 80V81H2ZM25 80V81H24ZM55 80V81H54ZM58 80V81H57ZM84 80H85V78H84ZM95 80V81H94ZM105 80H107V81H105ZM110 80H112V79H110ZM152 82H151V81ZM176 80V79H175ZM174 80V83L173 84H175L176 86H177V82ZM211 80V81H212ZM213 80V81H214ZM243 80V81H242ZM254 80V81H253ZM258 80V81H257ZM5 81V82H4ZM20 81V82H19ZM78 81H76V82H78ZM100 82V85L97 83V82ZM143 81V80H142ZM143 81V82H144ZM234 81V82H233ZM242 81V82H241ZM103 82V83H102ZM169 82V81H168ZM167 82V83H168ZM171 82H169V86H171L170 85V83ZM180 82H178V85L180 86H182V84L180 83ZM187 82V83H186ZM248 82V83H247ZM254 82V83H253ZM3 83H4V85H3ZM14 83V84H13ZM19 83H20V86H19ZM67 83V82H66ZM85 83H86V80H85ZM101 83L102 84H104V83H108V84H105V86L103 85V86H101ZM146 83V84H147ZM162 83V84H161ZM240 85H239V84ZM250 83V84H249ZM45 84H47V85H45ZM59 84H60V81H59ZM95 84H98L99 86H101V88L98 86H96ZM150 84H147V86H145L144 88H145V90H143L142 89V92L140 91V87H137L138 89H139V94L138 95H135V96H138V97H136V98H138V100L140 101V100H142L141 98H143V102H146L148 105H152L153 106V104L154 103H151V102H153V100L152 99H154V91H157V90H154L153 92H152V90L153 89H156V88H153V89H151L149 86H151ZM154 84V85H155ZM173 84H172V88H173ZM225 84V83H224ZM236 86V88H235V86ZM262 84V85H261ZM17 85V86H16ZM29 85V86H28ZM73 85H75V83L73 84ZM83 87H82V86ZM149 85V86H148ZM159 85H156L157 86V88H158V86ZM191 86V90L189 89L190 87L189 86ZM226 85V84H225ZM244 86V88H243V86ZM262 87H261V86ZM8 87V88H6V87ZM24 86V87H23ZM28 86V87H27ZM42 86V87H41ZM84 86H85V88H84ZM155 86V87H156ZM180 86V87H181ZM193 86V87H192ZM230 86H233L235 89H233L232 87H230ZM254 86V87H253ZM2 87V88H1ZM3 87H4V89L5 90H8L7 92L6 91H4V89H3ZM64 87V88H63ZM97 87V88H96ZM151 87H154V86H151ZM178 87V86H177ZM176 87V88H177ZM196 88V90H198L200 87L202 88H200L199 90H198V92L200 91V93L203 95V97H204V99L205 100H203V97H201V95H200V97L202 98H200L201 100H203L202 102V104L200 103L201 101H200V99H198L199 98V93H197V91L196 90H194L195 88ZM226 87V86H225ZM250 87V88H249ZM26 88V89H25ZM28 88H31V89H29V90H31L30 92L31 93H29V92H27V89ZM44 88V89H43ZM242 88L244 89V90H242ZM259 88V89H258ZM13 89V90H12ZM95 89V90H94ZM151 89V90H150ZM183 89L185 90V92H183L182 93V91H183ZM193 89V90H192ZM205 89H206V87H205ZM237 89V90H236ZM246 89V90H245ZM251 89V90H250ZM258 89V90H257ZM261 89V90H260ZM24 90V91H23ZM28 90V91H29ZM34 90H36V92L34 91ZM40 90V91H39ZM186 90H187V99L185 98V99H182V98H184L185 97V94H186ZM190 90V91H189ZM236 90V93L235 92H233V91H235ZM240 90V91H239ZM256 90V91H255ZM79 91V92H80ZM93 91H94V93H93ZM145 91V92H144ZM252 91H253V93H254V95H253V93H252ZM259 91V92H258ZM6 92V93H5ZM32 92H34V94L32 93ZM42 92V93H41ZM71 93V95L69 96V98H67V93ZM138 92H136V93H138ZM191 92H194V93H192V96H191ZM232 92V93H231ZM240 92V93H239ZM242 92H244V93H242ZM260 92H262L261 94L263 95V97H262V95L260 96H257V94H260ZM3 93V94H2ZM8 93V94H7ZM13 93V94H12ZM24 93V94H23ZM27 93H29L30 95L31 94H33V96H32V98L30 99V97L31 96H29L28 98L26 97V94ZM41 93V94H40ZM68 93V94H69ZM87 93V94H86ZM93 93V94H92ZM141 93H143V94H141ZM150 93H153V94H151L150 95ZM185 93V94H184ZM242 93V94H241ZM10 94V95H9ZM37 94V95H36ZM51 94V95H50ZM89 94V95H88ZM99 94V93H98ZM98 94H97V96H98ZM177 94V93H176ZM193 94H196V95H193ZM220 94V95H219ZM251 94L254 96H251ZM106 95H108V94H106ZM178 95H176V97L178 96ZM184 95V97H182ZM223 95V96H222ZM229 95V96H228ZM5 96V97H4ZM22 96H24V97H22ZM52 96V97H51ZM71 96H72V98L74 99V100H76V99H83V100H77L76 102H78V101H80V103L77 105L79 108H78V110H75L73 113H72V109L71 108H68V106H66V104L68 105V103H65V102H67L68 100H66V98L67 99H69L70 101H71ZM89 96V97H88ZM131 96V95H130ZM158 96V94L156 95V97ZM190 96L192 97V98H190ZM220 96V98H218ZM225 96V97H224ZM4 97V98H3ZM106 97V96H105ZM109 97V96H108ZM108 97H107V101L108 102H111L112 103V100L110 99V97H109V99H108ZM125 97H127V96H125ZM132 97V96H131ZM155 97V98H156ZM193 97L195 98L194 99V101L196 100V98L199 100H196L195 102L193 101ZM213 97L216 99L215 101L213 100ZM243 97H245L244 99H243ZM18 98H20V99H18ZM25 98V99H24ZM61 98V99H60ZM65 98V99H64ZM89 98H91V99H89ZM102 98V99H101ZM134 98V97H133ZM189 98L193 101V104H195V105H193V106H195L196 108H198L199 106H200V104H201V106L202 107H200V108H198V109H202L203 111L202 112H200V116H197L196 117V114L198 115V113L197 112H195L194 110V113H196V114H194L193 113V111L191 112V110L190 111H188V109H185V108H188V106L189 107H191V104H190V100H189ZM218 98V99H217ZM223 98H226V100L225 101H223ZM237 98V99H236ZM254 98V99H253ZM260 98V99H259ZM13 99H14V101H13ZM28 99V100H27ZM55 99V100H54ZM63 99V100H62ZM88 99H89V101H90V104H89V102H88ZM128 99V98H127ZM222 99V100H221ZM245 99H246V101H245ZM257 99H258V101H257ZM263 99V100H262ZM27 100V101H26ZM31 100V101H30ZM58 100H59V102L61 103H59L58 102ZM73 100V102H75ZM98 101V102H95V101ZM103 101V102H101V101ZM131 100V102L132 103H128V104H130V106H138V108L140 109V107H141V105H143L142 103V101H137V99L136 100H134L135 101V103H134V101L132 100V99H130ZM129 100V101H130ZM145 100H147V101H145ZM150 102H149V101ZM185 102H184V101ZM186 100H188V102L186 101ZM227 100L229 101L228 103H227ZM252 100V101H251ZM6 101V102H5ZM19 101H21V102H19ZM64 101V102H63ZM83 101V102H82ZM212 101H214V102H212ZM221 101H222V103L223 104H221ZM255 101V102H254ZM2 102V103H1ZM29 104H28V103ZM35 104H34V103ZM75 102V103H76ZM88 102V103H87ZM142 102V103H141ZM218 102H219V105H218ZM240 102V103H239ZM263 102V103H262ZM17 103V104H16ZM31 103V104H30ZM53 103V104H52ZM59 103V104H58ZM81 103H86V104H88L87 105V107L88 108H90L91 110L93 109L94 110V106H91V103H96V104H101L102 106L101 107H99V109H100V112L99 111H95L96 113L95 114H97V115H95V116H97L96 118H95V116H93V115H91L92 117H94L97 121L95 122V120L93 121V119L91 120V125L93 124V126H91L88 122L90 121L89 119H91L92 117L91 116H89V115H86L87 113H86V111H85V115H84V118L82 117L83 115H81L82 114V110H86V109H84V107H85V105L83 106V104H81ZM104 103V104H103ZM186 103V104H185ZM196 103H198L199 105L197 106V104ZM19 104H21V105H19ZM29 106H28V105ZM65 104V105H64ZM77 104V103H76ZM95 104V105H96ZM106 104V105H105ZM109 104V103H108ZM133 104V105H132ZM141 104V105H140ZM163 104V103H162ZM167 104V103H166ZM211 104L209 105V103H208V105H209V107H211ZM224 104H225V106H224ZM237 104V105H238ZM254 104H256V105H261V107L262 108H259V114L257 113V110H258V108H257V106L255 105V106H253L252 108H251V105H254ZM6 105V106H5ZM17 105V106H16ZM58 105L60 106V107H62V105H64V107H62V108H59L58 107ZM93 105V104H92ZM140 105V106H139ZM144 105H146V104H144ZM205 105H207V104H205ZM258 105V106H259ZM2 106H4L3 108H2ZM8 106V107H7ZM10 106V107H9ZM32 106V107H31ZM56 106V107H55ZM82 106H83V109H82ZM104 106V107H103ZM135 106V107H136ZM176 106H178V105H176ZM28 107V108H27ZM96 107V106H95ZM134 107V108H135ZM195 107L193 108V107H191V108H193V109H195ZM205 107V106H204ZM227 109H226V108ZM255 107L257 108V109H255ZM8 108V109H7ZM19 108H20V110H19ZM67 108L68 109H70V111L69 112H62V111H66L67 110ZM137 108V109H138ZM143 108V107H142ZM141 108V109H142ZM174 108V107H173ZM172 108V109H173ZM185 109L186 110V112L188 113H190V116H188L187 114H186V112L185 113H183L184 112V110L183 109ZM190 108V109H191ZM206 108H208L207 106H206ZM213 108V107H212ZM80 109H82V110H80ZM97 108H95V110H96ZM98 109V110H99ZM176 109V108H175ZM178 109H180L181 111H182V113L183 114H185V115H183L182 113H181V111L179 110L178 111ZM198 109H195V110H198ZM225 109V110H224ZM7 110V111H6ZM10 110H11V112H10ZM26 110V111H25ZM256 110V111H255ZM18 111V112H17ZM23 111V112H22ZM68 111V110H67ZM79 111V112H78ZM82 111V112H81ZM89 110H87V112H88ZM149 111V112H148ZM153 111V112H152ZM172 111V112H173ZM219 111H221V110H219ZM246 111V110H245ZM8 112V113H7ZM53 112V113H52ZM60 112H61V114H60ZM93 112V111H92ZM99 112V113H98ZM152 114H151V113ZM165 112V111H164ZM180 112V113H179ZM33 113V114H32ZM77 113V114H76ZM90 113H91V111H90ZM118 113V112H117ZM150 113V114H149ZM154 113V114H153ZM163 113V112H162ZM173 113V114H174ZM188 113V114H189ZM264 113V112H263ZM2 114V115H1ZM52 114V115H51ZM80 114V115H79ZM93 114H94V112H93ZM144 114V115H145ZM191 114H192V120H190V117H191ZM248 114V115H247ZM255 114V115H254ZM257 114V115H256ZM4 115V116H3ZM63 115H64V117H63ZM103 115V117H101ZM110 115V116H109ZM119 115V114H118ZM150 115V116H149ZM154 115H156V116H154ZM165 115H166V113H165ZM195 115V116H194ZM223 115H225V116H223ZM255 117H254V116ZM80 118H79V117ZM100 116V117H99ZM106 116H107V118H106ZM152 116L153 117H156V118H152ZM178 116H176L177 117V119H176V122H177V124H178V122L180 121V119H178V118H181V117H178ZM183 116H188L187 118H185V117H183ZM258 116V117H257ZM91 117V118H90ZM112 117V118H111ZM118 117V116H117ZM260 117V118H261ZM63 118H64V120H63ZM69 118V119H68ZM82 118V119H81ZM102 118V120H99V119H101ZM159 118V119H158ZM195 118H197L196 120H195ZM239 118H241V119H239ZM246 118V117H245ZM244 118V119H245ZM11 119V120H10ZM32 119V120H31ZM87 119H88V122H87ZM103 119H106V121L105 120H103ZM153 119V120H152ZM157 119V120H156ZM174 119V120H175ZM239 119V120H238ZM250 119V120H249ZM16 120V121H15ZM33 120H35V122H33ZM61 120L62 121H64L63 123L61 122ZM68 120V121H67ZM69 120H70V122H69ZM112 120V121H111ZM164 120H167V118L165 119L164 118ZM196 121V123H198V124H196V123H194L195 121ZM238 120V121H237ZM263 120H264V118H263ZM15 121V122H14ZM22 121V122H21ZM24 121H26V122H24ZM31 121V122H30ZM46 121V122H45ZM73 121V122H72ZM188 121V122H187ZM191 121H193V122H191ZM257 121H259L258 119H257ZM256 121V122H257ZM45 122V123H44ZM80 122V123H79ZM114 122V123H113ZM120 122V121H119ZM167 122V121H166ZM187 122V123H186ZM239 122L241 123V124H239ZM247 122V123H246ZM249 122V123H248ZM10 123H12V124H10ZM31 123L33 124V125H31ZM52 123V124H51ZM56 123V124H55ZM75 123V124H74ZM99 125L98 126V128H97V124ZM179 123H181V122H179ZM192 123H194V125H191ZM31 126H30V125ZM57 124H58V126H57ZM66 124V125H65ZM68 124V125H67ZM72 124H73V126H72ZM79 124V125H78ZM81 124H87L88 126H90V129H88V130H86L87 129V127H86V129L84 130L83 128H80V127H83ZM106 124V125H105ZM157 124V125H156ZM231 124H229V125H231ZM253 126H252V125ZM255 124V125H254ZM14 125V126H13ZM45 125V126H44ZM76 125H77V128H76ZM112 125V126H111ZM116 125V126H115ZM180 124H178V126H179ZM183 125V124H182ZM241 125V127H239ZM248 125V126H247ZM11 126V127H10ZM65 126V127H64ZM68 126V127H67ZM101 126V127H100ZM110 126V127H109ZM157 127V128H155V127ZM238 126V129L236 128ZM244 126V127H243ZM10 127V128H9ZM14 127V128H13ZM19 127V128H18ZM92 127H95V128H97V129H95L94 130V128H92ZM115 127V128H114ZM118 127V128H117ZM153 127V128H152ZM185 126H183V128H186ZM187 127V128H188ZM232 127V126H231ZM243 127V128H242ZM258 127V128H257ZM66 128H69V129H66ZM80 128V129H79ZM104 128H106V129H104ZM108 128V129H107ZM114 128V129H113ZM117 128V129H116ZM155 128V130L157 131H153V129ZM163 128V129H162ZM234 128H236V130L234 129ZM240 128H242V130L240 129ZM244 128H247V129H245L244 130ZM263 132H264V125H263ZM72 129V130H71ZM77 129V130H76ZM99 129H100V131H99ZM111 129V130H110ZM159 129V130H158ZM162 129V130H161ZM181 129H182V127H181ZM253 129H255V131H253ZM259 129V130H258ZM16 132H15V131ZM18 130V131H17ZM68 132H67V131ZM71 130V131H70ZM75 131L77 134H78V136H76V134L74 133V134H72V131ZM78 130H81V132H79ZM97 130H98V132H97ZM200 130V131H199ZM234 130H235V132L236 133H240V134H236L235 132H234ZM248 132H247V131ZM256 130H258V131H256ZM57 131V132H56ZM106 131V132H105ZM116 131V132H117ZM183 131V133H185L186 131L185 130H182ZM9 132V133H8ZM12 132V133H11ZM64 132H65V134L67 135V136H69V137H72L71 138V140H69L71 143H72V145H75V146H78L77 144H82L83 142H80L81 140L83 141L84 140V138H85V140L87 139V137H88V140L89 141H85L86 143H87V146H89L88 144H90L92 147H93V143H94V141H95V139H99V140H96V142H97V144L98 145H94L95 147H91L90 146V148H92L91 149V151L93 150H95V152L97 153H95L96 155H97V157H98V153H99V156H100V158L98 157H94V156H91L90 155V150H89V152H88V156L90 157V159L91 160H87V162H88V164H91L92 162L94 163L91 167H89L90 168V170L92 171L93 169H94V172L92 171V173L93 174H89L90 176H91V178L90 177H88L87 176V178H85L86 176H83V171H85L86 172V170H87V168L84 170V168L86 167H84V165H83V167L82 166H80L81 165V163H80V165H79V161H80V159H78V160H76L75 158H68L67 156H68V154H66V156H65V153L64 154H62V149L61 148H59V146H60V140H61V144L65 141V136L66 135H64ZM83 132H85V134L83 133ZM102 132V133H101ZM110 132H111V134H110ZM153 132H156V134L154 135V133ZM197 132V133H196ZM200 132H202V133H200ZM244 132V133H243ZM30 133V134H29ZM56 133V134H55ZM91 133V134H90ZM115 133V132H114ZM162 133V132H161ZM161 133H159V136H161L159 139H163L162 141H166L167 140V142H164L165 143V145H167V143H168V137L167 138H163L162 136H163V133L161 134ZM176 133H178V131L176 132ZM205 135H204V134ZM228 133V132H227ZM233 133H235L236 135H238V136H236L235 134H233ZM109 134V135H108ZM128 134V133H127ZM149 134V133H148ZM161 134V135H160ZM186 134H187V132H186ZM186 134H184V135H186ZM203 134V135H202ZM231 134H229V135H231ZM16 135V136H15ZM44 135V136H43ZM56 135V136H55ZM63 136V138H62V136ZM74 135V136H73ZM146 135V134H145ZM144 135V136H145ZM164 135H167V134H164ZM54 136V137H53ZM66 136V137H67ZM81 137V136H83V138L82 139H80V138H78V137ZM114 136H116L115 134H114ZM113 136V137H114ZM129 136V135H128ZM187 136H188V134H187ZM204 136V137H203ZM245 138V137H247L246 138V140L247 141H245V140H243L242 141V139H243V137ZM251 138H250V137ZM262 136H264V133H262ZM50 137V138H49ZM73 137H75V138H73ZM101 137V138H100ZM105 137V138H104ZM150 137H148L147 138V143H148V141H149V138ZM166 137V136H165ZM176 137H177V135H176ZM180 137H181V140H180ZM203 137V138H202ZM205 137V138H206ZM210 137V136H209ZM235 137V138H234ZM241 137V138H240ZM7 138H9L8 139V141H6L7 140ZM23 138V139H22ZM58 138V139H57ZM79 139V141H76V139ZM142 139H143V137H141ZM208 138V137H207ZM237 138H239V139H237ZM68 139V138H67ZM70 139V138H69ZM77 139V140H78ZM141 139V140H142ZM146 139V138H145ZM165 139V140H164ZM215 140V142H214V140ZM234 139H236L237 140V142L234 140ZM3 142H2V141ZM59 140V141H58ZM119 140H121V139H119ZM141 140H139V142L141 143H143V140L141 141ZM188 140V141H187ZM204 140H205V142H204ZM211 140H213V143H211L212 141ZM241 142H240V141ZM25 141H28V142H25ZM51 141V142H50ZM107 141H109L107 144H109V145H107V146H105V144H106V142ZM177 141H175L174 143H177ZM239 141V142H238ZM84 142V143H85ZM89 142V143H88ZM95 142V143H96ZM99 142V143H98ZM100 142L102 143V144H100ZM105 144H104V143ZM127 142H128V139H127ZM126 142V143H127ZM138 142V140L137 141H135L134 142V144H132V146H134V148H136L135 147V145L137 144V145H139L140 146V143ZM186 142V143H185ZM203 142V143H202ZM5 143H6V145H5ZM26 144V147L24 146L25 144ZM85 143V144H86ZM129 143V142H128ZM139 143V144H138ZM142 143H141V146H142ZM30 144V145H29ZM32 144V145H31ZM54 144H55V146H54ZM56 144H58V145H56ZM158 144V145H157ZM169 144V143H168ZM232 144V143H231ZM248 144V143H247ZM126 145V144H125ZM128 145L130 146V144H127V146L125 147L124 146V148H122V149H127L128 148ZM136 145V146H137ZM181 145V146H180ZM185 145H189V146H187L188 148H185V149H183L182 150V148H184V147H186ZM196 145V146H197ZM221 145H223V144H221ZM220 145V146H221ZM24 146V147H23ZM58 146V148L59 149H61V150H59V151H61L60 153H59V151H55V149H56V147ZM139 146L137 147V148H139ZM140 146V147H141ZM143 146H144V144H143ZM161 146H159V147H161ZM178 146V147H177ZM194 146V147H193ZM233 146V144H232V147H234ZM242 146V149H240V147ZM48 147H50L52 150H50V151H48L47 150V148ZM104 149H103V148ZM147 147H143L144 149H147ZM190 147H192V149H190L191 151L189 152V153H191L190 155L187 153L188 151H186V149H189ZM197 147V148H198ZM217 147V148H216ZM244 147V148H243ZM46 148V149H45ZM89 148V147H88ZM203 148V149H202ZM215 148V149H214ZM223 149H224V147H222ZM230 148H231V151H230ZM19 149V150H18ZM31 149H32V151H31ZM44 149V150H43ZM49 149V148H48ZM108 150L110 149V148H107ZM142 149V147L139 149V150H141ZM157 149H159V148H157ZM161 150H162V148H160ZM159 149V150H160ZM216 149H218L219 151L221 150V152H224L223 154H225L223 157L221 156L222 154H221V152H218V153H220V155H215V153L218 151V150H216ZM238 149V150H237ZM244 149H245V153H244ZM4 150H5V152H4ZM105 150V151H104ZM139 150H137L138 151V153L139 152H141V151H139ZM164 150H166V149H164ZM163 150V151H164ZM185 150V151H184ZM216 150V151H215ZM237 150V151H236ZM240 150V151H239ZM242 150V151H241ZM21 151V152H20ZM23 151V152H22ZM44 152L45 153V159L44 158H42L43 157V153H41V155H40V152ZM53 151H54V155L53 154H51V153H53ZM92 151V152H93ZM125 151V152H124ZM128 149L127 150H123L122 151V154H121V152L119 153V158H117L118 159V161H119V159L121 158V156H124V154H126V160L125 161H127L128 160V157H129V154H128ZM136 151V152H137ZM147 151V150H146ZM145 151V152H146ZM148 151H149V149H148ZM182 151H184L185 153H183ZM196 151V150H195ZM202 151V152H203ZM211 151H213V152H211ZM234 151V152H233ZM15 152V153H14ZM48 152V153H47ZM51 152V153H50ZM58 153V155L60 154V158L62 159V156H63V158H64V160L62 161L61 159H59L58 161H56L59 157H58V155H57V153ZM108 152V151H107ZM111 152V151H110ZM155 152V151H154ZM161 153H162V155L163 154H165V152L163 153L162 151H160ZM176 152V153H175ZM179 152V153H178ZM227 152V153H228ZM237 152H240L241 153V155L243 154H245L244 156L242 155H240V157H239V154L237 153ZM23 153L25 154V155H23ZM27 153V154H26ZM47 153V154H46ZM50 153V154H49ZM130 153H131V151H130ZM181 153V154H180ZM196 153V152H195ZM213 154V156H212V154ZM236 153H237V156H236V158H234L232 155L234 154V156L236 155ZM29 154V155H28ZM100 154H102V156L100 155ZM107 154H109V153H106V155ZM121 154V155H120ZM133 154V153H132ZM146 154V153H145ZM160 154V153H159ZM169 154H171V155H169ZM180 154V155H179ZM187 156H186V155ZM252 154V153H251ZM16 155V156H15ZM18 155L20 156V157H18ZM95 155V156H96ZM147 155V156H148ZM152 157H151V156ZM175 155V156H174ZM176 155H179V156H176ZM255 155V154H254ZM5 156V157H4ZM40 156H42L41 158H40ZM128 156V157H127ZM164 156V155H163ZM172 156V157H171ZM213 158H212V157ZM217 156V157H216ZM219 156H221L222 158H223V160L227 157V158H229L230 159V161H228L227 159H225V160H227V163H226V161L224 160L223 162H221L222 160V158L221 157H219ZM246 156V157H245ZM28 159H27V158ZM88 157V158H89ZM137 157V158H136ZM155 157V158H154ZM192 157V156H191ZM238 157V158H237ZM250 157H253V159H254V162H253V159L251 160L250 159ZM20 158V159H19ZM49 159V163H47L48 162V159ZM53 158L55 159V160H53ZM78 158V157H77ZM123 158V157H122ZM138 158V159H139ZM151 158H153V159H151ZM157 158V159H156ZM166 158V159H165ZM187 158V159H188ZM257 158V159H256ZM261 158H263V157H260V159ZM4 159V160H3ZM21 159H22V161H21ZM52 159V160H51ZM70 161H69V160ZM107 159H110V158H107ZM130 159H131V157H130ZM213 159V160H212ZM250 159V160H249ZM7 160V161H6ZM35 160V161H34ZM44 160V161H43ZM61 160V161H60ZM65 160H67V161H65ZM122 160V159H121ZM120 160V161H121ZM152 160V161H151ZM184 160V162L186 163H183L182 161ZM186 160V161H185ZM244 161V163H243V161ZM247 160V161H246ZM12 161V162H11ZM37 161V162H36ZM53 161H55V162H53ZM89 161H91V163H89ZM107 161V160H106ZM111 161V160H110ZM117 161V160H116ZM119 161V162H120ZM124 161V160H123ZM129 161V160H128ZM178 161V162H177ZM251 161V162H250ZM257 161H259V162H257ZM41 162V163H40ZM45 162L47 163V165L45 164ZM58 162V163H57ZM131 162V161H130ZM180 162V163H179ZM189 162H191V160L189 159ZM212 162H213V164H212ZM220 162L222 163V165H223V170H222V165L220 164ZM225 162V163H224ZM229 162H230V164H229ZM242 162V163H241ZM9 163V164H8ZM19 163V164H18ZM23 164V166H22V164ZM154 163V164H153ZM208 164H209V162H207ZM240 163H241V165H243V166H241L240 165ZM253 163V164H252ZM257 163V164H256ZM14 164L16 165V167L14 166ZM25 164V165H24ZM42 164V165H41ZM45 164V165H44ZM51 164H52V166H51ZM97 164H99V165H97ZM110 164H111V166L113 167H115L116 169H118V171H116V169L115 168H113V169H115V170H112V172L110 171V169L109 168H112V167H110ZM140 164V165H139ZM156 164V165H155ZM216 164V165H215ZM221 167V171H220V168H219V166ZM225 164H227V165H225ZM249 164V165H248ZM261 164V165H260ZM37 165V166H36ZM40 165V166H39ZM67 165V166H66ZM148 165V164H147ZM146 165V166H147ZM188 165V166H187ZM212 165V166H211ZM244 165H246V167H244ZM253 165V166H252ZM22 166V167H21ZM36 166V167H35ZM42 166V167H41ZM45 166V167H44ZM109 167V168H105V167ZM127 166V165H126ZM140 166V167H139ZM142 166V167H141ZM158 166V168H156ZM164 166V167H163ZM214 166V167H213ZM228 166V167H227ZM237 166H238V168H237ZM248 166V167H247ZM261 166V167H260ZM6 167V168H5ZM12 169H14L15 171H16V173L13 175V174H11L14 170H12ZM17 167H18V169L19 170H17ZM20 167V168H19ZM48 167H49V169H50V171H49V169H48ZM105 169H104V168ZM130 167V168H131ZM189 167V168H188ZM231 167V168H230ZM251 167L252 168H254V172H253V169H251ZM260 167V168H259ZM10 168V169H9ZM37 168V169H36ZM123 168V169H122ZM129 168V169H130ZM139 168V169H138ZM144 168V169H143ZM146 168H147V170H146ZM154 168H155V170H154ZM161 169V171H159L160 169ZM164 170H166V171H164ZM166 168V169H165ZM231 170H230V169ZM243 168H246V169H243ZM249 168V169H248ZM22 169H23V172H22ZM29 169H31V170H29ZM33 169V170H32ZM39 169V170H38ZM41 169V170H40ZM97 169H99V170H97ZM126 169H128L127 167H126ZM140 169H141V172H139L138 173V171H140ZM208 169H211V170H209L208 171ZM54 170V171H53ZM58 170V171H57ZM77 170H79V171H81L82 173L81 174H79V172L77 171ZM100 170H102V171H100ZM123 170V171H122ZM136 170H138L137 171V173H136ZM170 170V171H169ZM216 170V171H215ZM228 170V171H227ZM235 172H234V171ZM244 170V171H243ZM259 170H261L260 172L262 173V174H260V172H259ZM29 172V173H27V172ZM34 171V172H33ZM52 171V172H51ZM106 171V172H105ZM107 171H109V172H107ZM113 171H115L114 173H113ZM125 171V172H124ZM127 171V172H126ZM155 171V172H154ZM213 171H215L216 173H214ZM233 171V172H232ZM240 171H241V173H240ZM6 172V173H5ZM21 172V173H20ZM36 172H38V173H36ZM43 172V173H42ZM85 172H84V174H85ZM163 172H164V174H163ZM167 173V175H166V173ZM209 172V173H208ZM228 172V173H227ZM258 172H259V174H258ZM11 175H10V174ZM23 173V174H22ZM51 173V174H50ZM53 173V174H52ZM87 173H88V171H87ZM111 173V174H110ZM118 173V174H117ZM128 173H132V174H128ZM134 173H136V175L134 174ZM140 173H142V175H140ZM144 173V174H143ZM160 173H162V174H160ZM177 173V174H176ZM186 173V175H184ZM212 175H211V174ZM218 173V174H217ZM243 173V174H242ZM6 174L9 176H7L6 177ZM47 174H49V175H47ZM61 174H62V176H61ZM95 174V175H94ZM115 174H116V177H115ZM150 174V175H149ZM168 174H170V175H168ZM183 174V175H182ZM225 174H226V176H225ZM233 174V175H232ZM13 175V176H12ZM23 175H24V177H23ZM29 177H28V176ZM55 175V176H54ZM57 175V176H56ZM94 175V176H93ZM110 175H111V177H110ZM120 175V176H119ZM132 175V176H131ZM153 175V176H152ZM166 175V176H165ZM180 175V176H179ZM182 175V176H181ZM228 175V176H227ZM243 175V176H242ZM3 176H5V177H3ZM16 178H15V177ZM20 176V177H19ZM31 176V177H30ZM71 176H72V178H71ZM76 176H77V180H80L81 182H79L78 181V183H82V184H85L86 186H81V185H79L78 186V183L76 182L77 180H76ZM97 176V177H96ZM113 176V177H112ZM131 176V177H130ZM142 176V177H141ZM143 176H144V178H143ZM151 176V177H150ZM165 176V177H164ZM173 176V177H172ZM179 176V177H178ZM204 176H205V178H204ZM209 176V177H208ZM230 176H232V177H230ZM241 176V177H240ZM246 176V177H245ZM1 177H3V178H1ZM19 177V178H18ZM21 177H22V179H21ZM36 177V178H35ZM45 177V178H44ZM48 179H47V178ZM56 177V178H55ZM60 177V178H59ZM97 178V179H95V178ZM101 177V178H100ZM127 177V179H125ZM129 177V178H128ZM168 177H170V178H168ZM177 177L178 179H176L175 180V178ZM206 177H207V179L209 178L210 180H209V182H208V180L206 179ZM229 177V178H228ZM236 177V178H235ZM26 178V179H25ZM29 178V179H28ZM99 178H100V180L101 181H99ZM115 178V180H112V179H114ZM132 178V179H131ZM167 178L169 179V181L167 180ZM182 178V179H181ZM189 180H188V179ZM220 178V179H219ZM224 178V179H223ZM231 178V179H230ZM240 178V179H239ZM249 178H250V180H249ZM253 178V179H252ZM6 181H5V180ZM44 179V180H43ZM74 179V180H73ZM90 179V180H89ZM129 179V180H128ZM134 179H135V181H134ZM147 179V180H146ZM185 179H187L186 181H185ZM215 179V180H214ZM244 179V180H243ZM16 180V181H15ZM64 180V181H63ZM66 180V181H65ZM76 180V181H75ZM118 180V181H117ZM166 180V181H165ZM172 180V181H171ZM182 182H181V181ZM206 180H207V182H206ZM223 180H225V181H223ZM229 180H231V181H229ZM233 180H235V181H233ZM253 180V181H252ZM3 181V182H2ZM45 181V182H44ZM115 181V182H114ZM174 181H176V182H174ZM183 181L184 182H186V183H183ZM187 181H188V183H187ZM194 182V183H191V182ZM200 181V182H199ZM213 181V182H212ZM250 181H251V183H250ZM22 182V183H21ZM63 182V183H62ZM128 182V184H125V183H127ZM137 182V183H136ZM161 182V183H160ZM164 183V186H163V183ZM168 182V183H167ZM173 182H174V184L175 185H173ZM226 182H228V184H229V186H227L228 184L226 183ZM231 182H234V183H232L231 184ZM255 182V183H254ZM259 182V183H258ZM65 183V184H64ZM111 183V184H110ZM115 183H117V184H115ZM124 183V184H123ZM130 183L132 184V185H130ZM180 183H182L181 185H180ZM193 184L192 186H191V184ZM196 183H197V185H199L198 187H200V186H202V187H200V189L201 188H203V187H207L206 188V192L203 190V189H201V190H203L202 191V195H201V197H200V202L198 201V203H197V205L196 206H198V205H200V204H204V205H208V208L207 207H204L203 209H202V213L204 214V217H206L205 215V213H208L207 215V219L205 218V219H203L202 218V213H201V211H199L200 210V206H198V207H196L195 209H194V207H195V203H194V206H193V199H194V201H196V199L195 198H197V199H199L198 198V196H197V194H195V193H197V192H195L196 190H197V188H196ZM198 183H201V184H198ZM211 185H210V184ZM214 183V184H213ZM221 184V187H219L220 186V184ZM222 183H223V185H222ZM246 183H248V184H246ZM257 183V184H256ZM113 184V185H112ZM151 184H152V187L154 186V189L151 187ZM170 184L172 185V186H170ZM185 184V185H184ZM195 184V185H194ZM205 184H207L206 186H205ZM226 184V185H225ZM241 184H243V185H241ZM245 184V185H244ZM254 184V185H253ZM2 185V186H1ZM119 185V186H118ZM125 185H127V186H131L130 188H128V187H126L127 188V194H124L125 193V191H124V193H122V191H123V187H125ZM140 185V186H139ZM183 185H184V187H183ZM186 185H188V188H187V186ZM190 185V186H189ZM219 185V186H218ZM12 186H14V187H12ZM53 186V187H52ZM63 186V187H62ZM123 186V187H122ZM132 186H133V188H132ZM136 186V187H135ZM149 186V187H148ZM157 186V187H156ZM180 186H182L181 188H180ZM213 186V187H212ZM223 186V187H222ZM225 186H227V187H225ZM238 186V187H237ZM45 187H47V188H45ZM117 187V188H116ZM137 187H138V189H137ZM141 187V188H140ZM171 189H170V188ZM178 187V188H177ZM196 188V190H194V191H192L193 189H195ZM239 189L240 187V189H246V190H241L242 192H241V196L239 195L240 194V192H237V188ZM17 188V189H16ZM35 188V189H34ZM37 188V189H36ZM55 188V189H54ZM62 188V189H61ZM116 188V189H115ZM121 188V189H120ZM135 188V189H134ZM148 188V189H147ZM170 190H169V189ZM175 190H174V189ZM183 188V189H182ZM185 188V189H184ZM189 188H191V189H189ZM204 188V189H205ZM213 188V189H212ZM217 188H218V190H217ZM9 189V190H8ZM27 189V190H26ZM31 189H32V191H31ZM52 189V190H51ZM100 189V190H99ZM119 191H118V190ZM140 189V190H139ZM165 189H166V192H164L165 191ZM178 189V190H177ZM199 189V190H200ZM220 189V190H219ZM229 189H230V191H229ZM261 189V190H260ZM263 189V190H262ZM88 190H91V193L90 194H94L95 192V195H90V196H94V198H95V196H101V198H100V200H102V199H104L107 203H103V205L101 204V206L103 207V206H105L106 204H107V206H105V207H103V209L105 208V210L106 211H102L103 209H101V211H102V213L104 212H108V213H105L106 215L104 216V217H106L105 219H109L110 218V222H108V224H104V226L105 225H107V227H105V228H103L101 225L99 226V227H101V228H99L98 226H97V224H94L93 225V227H90V228H92L93 230H95L94 231V233H91V232H93V230L91 229V231L90 230H88V223L89 222H91L92 224L93 223H95V219H93L92 218V214L94 213V212H97V211H95L96 210V208H95V203H97L98 202V200H99V198L98 197H96V199L98 198V200H97V202H95L96 201V199H94L93 197H89L88 196V193L90 192H88L87 193V191ZM117 190V191H116ZM125 190V189H124ZM150 190V191H149ZM155 190V191H154ZM180 190V191H179ZM215 190H217V194L215 193ZM223 190V191H222ZM236 190V191H235ZM101 191V192H100ZM120 191H121V193L122 194H120ZM142 191V192H141ZM152 191H153V194H152ZM179 193H178V192ZM198 191V190H197ZM210 192V193H208V192ZM214 191V192H213ZM228 191V192H227ZM259 191H260V193H259ZM15 192V193H14ZM18 192V193H17ZM23 192V193H22ZM31 192V193H30ZM34 192V193H33ZM54 192H55V194H54ZM76 192H77V194H76ZM84 193V195H83V193ZM106 192V193H105ZM161 192V193H160ZM194 192V194H192ZM234 192V193H233ZM246 192H248V194L249 195H245V194H247ZM87 193V194H86ZM102 193V194H101ZM201 192H199V194H200ZM212 193L213 194H216V196L215 195H213V198L214 199H212V197H211V195H212ZM223 193H225V196L223 197V195H220V194H223ZM236 193H237V195H236ZM261 195H259V194ZM20 194V195H19ZM60 194V195H59ZM75 194V195H74ZM79 194V195H78ZM86 194V195H85ZM97 194V195H96ZM167 194V195H166ZM185 194V195H184ZM211 194V195H210ZM227 194V195H226ZM28 195V196H27ZM30 195V196H29ZM183 195V196H182ZM192 195V196H191ZM196 197H195V196ZM206 196V197H204V196ZM229 195V197H227ZM245 196V198H246V200L243 198L244 196ZM260 197H259V196ZM59 196V197H58ZM88 196V197H87ZM237 198H235V197ZM254 196V197H253ZM22 197H23V199H22ZM30 197V198H29ZM66 197V198H65ZM74 197H76V198H74ZM133 197V201L131 200V198ZM138 197V198H137ZM146 197V198H145ZM160 197H161V199H160ZM163 197V198H162ZM165 197V198H164ZM180 197V198H179ZM191 197H193V198H191ZM219 198V199H216V198ZM239 197V198H238ZM251 197H253V198H255V199H253L252 198V200H251ZM258 197V198H257ZM28 198V199H27ZM92 198V199H91ZM159 198V199H158ZM171 198V199H170ZM188 198V199H187ZM204 198H209L208 199V201H206L207 199H204ZM226 198H228V199H226ZM241 198V199H240ZM250 198V199H249ZM263 198V199H262ZM26 199V200H25ZM146 199V200H145ZM192 199V200H191ZM201 199H204L205 200V202H204V200H201ZM210 199H212V201L213 200H217V201H215L216 203L215 204H213L212 206H211V204L213 203ZM222 199V200H221ZM226 199V200H225ZM248 199V200H247ZM20 200V201H19ZM62 200H63V203H61L62 202ZM67 200V201H66ZM76 200V201H75ZM81 200H84L85 202H87L86 204L84 203V201H81ZM95 200V201H94ZM99 200V201H100ZM121 200H123L122 202H125L124 200H131L130 202H132L131 204H130V202H127L126 204L128 205L129 204V207H128V209H125V208H127V207H125V208H122V210H120V207L119 208H117V210H119V212L115 209L116 207H118L119 206V204H120V201ZM161 200H162V203H163V205H162V203H161ZM168 200V201H167ZM186 200V201H185ZM218 200H220L219 202H223L224 200L226 201L224 204L223 203H221V205L219 204V202H218ZM239 200H241V201H239ZM254 200V201H253ZM31 201V202H30ZM93 201L95 202L94 203V207L91 205V204H93ZM114 201V202H113ZM143 201H144V203H143ZM172 201V202H171ZM210 201H211V203H210ZM229 201V202H228ZM233 201V202H232ZM243 201V202H242ZM256 201V202H255ZM102 201H100V202H98V204H99V207H100V203H101ZM104 202V201H103ZM113 202V203H112ZM115 202H117V204L116 205H118V206H116L115 205ZM135 203V205H134V203ZM139 202V203H138ZM182 204V205H180V203ZM197 202V201H196ZM231 202V203H230ZM249 202V203H248ZM255 202V203H254ZM261 202V203H260ZM15 203V204H14ZM30 203V204H29ZM51 203H53V204H51ZM78 203H80V204H78ZM84 203V204H83ZM110 203V204H109ZM112 203V204H111ZM166 203V204H165ZM192 203V204H191ZM87 204H90V205H87ZM123 204H125V203H123ZM139 204V205H138ZM140 204H142L141 206H140ZM189 204V205H188ZM202 204V207L204 206ZM248 204V205H247ZM8 205V206H7ZM16 205V206H15ZM21 205V206H20ZM52 205V206H51ZM64 205H65V207H64ZM80 205V206H79ZM84 205V209L87 207L88 209L90 208V210H89V212L91 213H89V214H86V215H89V217L88 218H85V221H88L87 222V229L85 230V226H83V225H81V226H83V227H81V226H78L79 224L78 223H80L81 222V220H80V222H78L79 220V216L78 215H84V216H86L85 214H83L84 213V210H83V208L81 207V206H83ZM121 205H122V203H121ZM138 205V206H137ZM165 205V206H164ZM187 205V206H186ZM192 205V206H191ZM216 205V206H215ZM220 205V206H219ZM222 205L223 206H225V208L227 207V208H229L230 206H232L231 208H229V213H227V212H225V215H227V216H225L224 217V215L222 214L221 215V213H223L224 212V210H223V208H222ZM230 205V206H229ZM233 205H235L236 207H234ZM241 205V206H240ZM252 205V206H251ZM253 205H254V207H253ZM7 206V207H6ZM114 206V207H113ZM126 206V205H125ZM132 206V207H131ZM134 206V207H133ZM172 206V207H171ZM175 206H177V207H175ZM210 206V207H209ZM220 207L219 209L218 208H216V207ZM12 207V208H11ZM15 207V208H14ZM18 207V208H17ZM27 207V208H26ZM64 207V208H63ZM93 207V208H92ZM97 207H98V205H97ZM102 207H100V208H102ZM110 209H109V208ZM113 209H115V211L113 210L112 211V208ZM123 207V206H122ZM137 207V208H136ZM139 207V208H138ZM190 207H192V208H190ZM213 207V208H212ZM24 208V209H23ZM79 208H82V210H83V212L81 211V209H80V213H79ZM87 208H86V210H87ZM92 208V209H91ZM109 210H108V209ZM164 208V209H163ZM175 208H177V209H175ZM187 208H188V210H187ZM189 208H190V210H189ZM212 208V209H211ZM226 208V209H227ZM253 208V209H252ZM10 209V210H9ZM93 209H95L94 211H93ZM131 209V210H130ZM159 209V210H158ZM184 211H183V210ZM206 209H208L205 213H204V211L206 210ZM211 209V210H210ZM217 209H218V211H217ZM255 209V210H254ZM30 212H29V211ZM57 210H58V212H57ZM85 210V211H86ZM98 210V209H97ZM108 210V211H107ZM128 210V211H127ZM135 210H136V212H135ZM163 210V211H162ZM198 212H200V213H198ZM204 210V211H203ZM228 210V209H227ZM246 210V211H245ZM248 210V211H247ZM252 210V211H251ZM14 211H15V213H14ZM63 211V212H62ZM78 211V213L76 214V212ZM117 211V212H116ZM138 211V212H137ZM221 211V213L219 214V212ZM223 211V212H222ZM226 211V210H225ZM233 211V212H232ZM252 212V213H250V212ZM10 212V213H9ZM115 213V214H113L112 215V213ZM184 212V213H183ZM212 212V213H211ZM29 213V214H28ZM41 213V214H40ZM70 213V214H69ZM76 215H75V214ZM87 213V212H86ZM165 213V214H164ZM178 213H180V214H178ZM227 213V214H226ZM12 214V215H11ZM53 214V215H52ZM167 214V215H166ZM172 214H174V215H172ZM209 214L211 215V216H209ZM221 215V216H223V217H221V216H219V215ZM232 214H233V216H232ZM258 214V215H257ZM16 215V216H15ZM18 215V216H17ZM66 215H67V217H66ZM94 215V214H93ZM109 215H111L112 216V218L109 216ZM177 215V216H176ZM185 215V216H184ZM197 215L199 216V218L201 219V222H199L200 221V219H198V217H197ZM202 215V216H201ZM235 215V216H234ZM255 215V216H254ZM14 216V217H13ZM26 216V217H25ZM53 216V217H52ZM76 216H78L79 218H77ZM91 216V217H90ZM116 216V217H115ZM127 216V217H126ZM164 216V217H163ZM216 216V217H215ZM237 216H239L238 218H237ZM244 216V217H243ZM252 216V217H251ZM256 216H258L257 218H256ZM37 217V218H36ZM54 217H55V219H54ZM95 217V216H94ZM107 217H109V218H107ZM157 217H159V218H157ZM174 217V218H173ZM176 217V218H175ZM177 217L178 218H181V219H183V220H181L182 221V223H181V221L179 222V219L177 220ZM195 217H197V221H196V219H195ZM221 217V218H220ZM256 218V220L257 221H260L259 223L258 222H256V220L254 221V222H252V219H255ZM58 218V219H57ZM60 218V219H59ZM82 218L84 219V217L82 216ZM168 218H169V220H171L170 222L172 223V225H170V224H166V222H169L168 221ZM187 218V219H186ZM188 218H193L191 221L193 222V223H195V226H194V224L192 225H190V228L191 229H187L188 227H189V224H187L189 221V219ZM210 218H211V221H212V224L210 223ZM233 218V219H232ZM6 219H7V222H6ZM22 219V220H21ZM35 219V220H34ZM54 219V220H53ZM68 219V220H67ZM74 219V220H73ZM103 220H104V218H102ZM163 219V220H162ZM173 219H175V221H173ZM220 219H222V221L223 222H225V220L226 221H228L227 223H231L232 225H230L229 227L227 226V225H225ZM237 219V220H236ZM21 222H20V221ZM38 220V221H37ZM53 220V221H52ZM59 220V221H58ZM64 220V221H63ZM72 220V221H71ZM163 221V222H161V221ZM185 220V221H184ZM195 220V221H194ZM238 220H239V222H238ZM12 221V222H11ZM18 221V222H17ZM23 221V222H22ZM68 221V223H66ZM109 221V220H108ZM166 221V222H165ZM173 221V222H172ZM215 221V222H214ZM240 221H241V223H240ZM4 222V223H3ZM45 222V223H44ZM70 222H72V226H75V233H74V235L76 236V234H78V230H79V232H80V235L82 236V235H84L85 234V232L87 233V235L89 234V231H90V234H93L92 236H95L94 234H97V231L98 232H100V234L102 235V232H103V229H104V232H107V231H109L108 233H106V235L108 236V234L109 233H111V234H109L110 236L112 235V239L110 238V236L108 237V238H110L111 240H112V242H110L109 240H107V244H104L105 242H106V237H105V233L103 232V237L105 238V239H101V240H99L100 238H102V236L100 237V236H98L99 234H97L95 237H94V239L96 240V241H94V239H92L90 242H89V245H85L83 248H82V246H80L79 245V252L78 251H76L75 252V249H74V245L75 244H77V243H75V244H73V241L75 242V240H73L74 238H73V236L72 237H70V235H69V233H68V229L69 228H73L72 226L70 227V226H68L69 225V223ZM103 222V221H102ZM169 222V223H170ZM176 222V223H175ZM185 222H187V223H185ZM197 222V223H196ZM202 222H206L208 225L206 226V227H208V226H210V225H212L211 227H213L211 230H209V228L208 229H206V227L204 226L205 224H203ZM245 222V223H244ZM246 222H251L250 224H249V226H247L248 224H246ZM6 223V224H5ZM20 223H21V225H20ZM44 223V224H43ZM52 223V224H51ZM55 223L57 224V225H55ZM65 223V224H64ZM73 223H74V225H73ZM82 223V222H81ZM90 223V224H91ZM110 223V224H109ZM173 223L175 224V226H176V229H177V232H176V229H173V228H175V226L173 225ZM178 223H179V225L180 224H182L183 225V229L181 228V225L180 226H178L177 227V225H178ZM184 223L186 224V227H184ZM190 223V222H189ZM198 223H201V224H198ZM240 223V224H239ZM255 223H258V224H255ZM100 224H102L101 222H100ZM102 224V225H103ZM196 224L197 225H200V230L201 231H203V230H205L206 229V232L205 231H203V232H205L206 234H207V230H209L210 231V233H208V235L209 236H211L210 238L211 239H209L208 237H206L207 238V240L209 239L210 240V242H209V240L207 241V240H205L204 241V238H205V233H203L202 232V234L204 235V237H203V235H201V237L199 236V235H197V233H199V234H201L199 231H198V229L196 228ZM202 224H203V226H204V228H202L201 226H202ZM237 224V225H236ZM244 224V225H243ZM16 225V227H14ZM42 225H44V227L42 226ZM70 225H71V223H70ZM85 225V224H84ZM109 225H110V227H109ZM162 225H163V227H162ZM168 225H170L169 227H171V228H169V227H167V229H166V226ZM221 225V226H220ZM242 226L241 228H239V226ZM246 225V226H245ZM35 226H36V228H35ZM52 226V227H51ZM67 226L69 227L67 230H65V228H67ZM78 226V227H77ZM92 226V225H91ZM94 226H97V228L99 229V230H96L95 228H94ZM135 226V227H134ZM188 226V227H187ZM217 226V227H216ZM220 226V227H219ZM228 227V229H227V227ZM259 226V225H258ZM47 227V228H46ZM82 229H81V228ZM131 227V228H130ZM180 227V228H179ZM218 227H219V229H221V230H219L218 229ZM83 228H84V230H83ZM103 228V229H102ZM108 228V230L106 231V229ZM168 228H169V231H168ZM225 228V229H224ZM232 228V229H231ZM39 229V230H38ZM47 229V230H46ZM50 229V230H49ZM102 229V230H101ZM110 229V230H109ZM181 229H182V231H181ZM184 229H186V230H184ZM195 229V230H194ZM203 229V230H202ZM214 229V230H213ZM248 229V230H247ZM80 230H83L82 232L84 233V234H81L82 232L80 231ZM127 230H128V232H127ZM137 230V231H136ZM145 230V231H144ZM148 230H149V232H148ZM184 230V231H183ZM190 230H191V232H190ZM236 232H235V231ZM252 230V231H251ZM66 232L67 231V233L68 234H66V235H69L68 236V238L70 237V238H72V243H70L71 241H69V243L70 244H68V240H71L70 238L68 239V238H66L67 236L65 235V237L62 235L61 236V233L62 234H64L63 232ZM73 231V230H72ZM88 231V232H87ZM130 231V232H129ZM135 231H136V235H135ZM147 231V232H146ZM175 232V234H174V232ZM181 233H180V232ZM188 231V232H187ZM197 233H196V232ZM222 233H221V232ZM31 232V233H30ZM49 232V233H48ZM74 232V231H73ZM137 232L140 234V235H137ZM143 232V233H142ZM145 232V233H144ZM164 232V233H163ZM182 232L184 233V234H182ZM187 232V233H186ZM229 232V233H228ZM247 232H248V234H247ZM252 232V233H251ZM51 233V234H50ZM54 233V234H53ZM71 233V232H70ZM141 233H142V235H141ZM147 233V234H146ZM151 233V234H150ZM180 233V234H179ZM213 233H215V234H217L216 236H215V234H214V236H212L213 235ZM219 233V234H218ZM33 234H34V236H33ZM37 234V235H36ZM52 234H53V236H52ZM58 234V235H57ZM73 234V233H72ZM71 234V235H72ZM164 234V235H163ZM165 234H166V236H165ZM170 234H172L173 235V237L170 235ZM182 234V235H181ZM186 234V235H185ZM212 234V235H211ZM232 234V235H231ZM35 235H36V237H38L37 238V241H40V238H41V240L43 241L42 243V247H41V245H40V243H39V247H38V245H37V241H36V238H35V240H34V237H35ZM44 235V236H43ZM153 235V236H152ZM223 235V238H221V236ZM254 235V236H253ZM259 235V236H258ZM33 236V237H32ZM74 236V237H75ZM79 235H77L76 236V239H77V237H78ZM91 236V235H90ZM144 236V237H143ZM177 236V237H176ZM180 236H182V237H180ZM230 236H232V237H230ZM252 236V237H251ZM40 237V238H39ZM53 237V238H52ZM58 237H60L61 238V240H60V238L58 239ZM64 237V238H63ZM80 237V236H79ZM78 237V239L79 240H81V241H83V238L85 237H87V239H85L84 238V242L87 240L88 241V237H89V235L88 236H86V235H84V237L82 238H79ZM98 237V238H97ZM143 237V238H142ZM168 237V238H167ZM216 237V238H215ZM218 237H219V239H218ZM248 237V238H247ZM252 239H251V238ZM45 238H44V240H45ZM65 238H66V241H65ZM183 238H184V240H183ZM199 238H203V242H202V239L199 241L198 239ZM221 238V239H220ZM228 238V239H227ZM234 238V239H233ZM31 239H32V241H31ZM39 239V240H38ZM53 239V240H52ZM55 239H57L56 241H55ZM62 239H64V241H62ZM114 239H116V241H117V243H118V245L116 244V245H114L113 243H115V241H114ZM136 239V240H135ZM144 239V240H143ZM172 239V240H171ZM186 239V240H185ZM218 239V240H217ZM230 239V240H229ZM261 241H260V240ZM59 240V241H58ZM78 240V241H79ZM89 240H90V238H89ZM103 240H105V242H103V243H101ZM123 240V241H122ZM138 240V241H137ZM150 240L151 241H155V243H153V242H150ZM164 240H166V241H164ZM182 240H183V242H182ZM243 240V241H242ZM250 240V241H249ZM35 241V242H34ZM109 241V242H108ZM164 241V242H163ZM168 241V242H167ZM170 241H172V242H170ZM182 243H181V242ZM186 241V242H185ZM187 241H189L188 242V244H187ZM196 241H197V243H196ZM219 241V242H218ZM228 241V242H227ZM263 241V242H262ZM41 242V241H40ZM50 242H49V244H50ZM145 242V244L144 245H146L145 247H144V245H143V243ZM175 242V243H174ZM185 242V243H184ZM217 242V243H216ZM229 242H230V244H229ZM80 243V242H79ZM82 243V242H81ZM86 244L88 243V242H85ZM84 243V244H85ZM92 243V244H91ZM108 243H109V245H108ZM113 245H112V244ZM137 243V244H136ZM149 243V244H148ZM153 243V244H152ZM165 243H166V245H169V246H171V247H166V249L167 248H172L175 244H176V248L175 247H173L172 249H175L174 251H175V254L173 253L174 251L172 250V252H171V249H170V251L169 250H167V252L164 250V249H162V250H164L167 254H165V252H162V254L163 255H166V257L165 258H161V256L162 255H160V250L158 249V248H156V247H159L160 249H161V247H163V248H165L164 246H165ZM168 243H171V244H173V245H171V244H168ZM184 243V244H183ZM190 243V244H189ZM198 244H200V245H198V247L200 246H202L201 248H196L197 247V245ZM209 243V244H208ZM251 243V244H250ZM110 244H111V246H110ZM124 244V245H123ZM151 244V245H150ZM178 244V245H177ZM181 244V245H180ZM187 244V245H186ZM193 244H194V246H193ZM201 244H204V245H201ZM207 244L209 245V247H210V249H208V246H207ZM225 244V245H224ZM257 244V245H256ZM34 245V246H33ZM37 245V246H36ZM78 245V244H77ZM83 245V244H82ZM99 245V246H98ZM103 245V246H102ZM130 247H129V246ZM155 245V246H154ZM156 245H158V246H156ZM164 245V246H163ZM180 245V246H179ZM252 247H251V246ZM44 246H45V249L43 248V250L42 251H44L45 252V254L46 253H48L49 251L50 252H52L53 254L51 255V257H52V259H54L53 257L56 255V254H54V252L52 251V249H51V247H52V245H50L51 247H50V250H49V247L48 246H46V243L44 244ZM113 246H115V248L113 247ZM116 246H118V247H116ZM135 246H137L136 248H135ZM186 246V248L185 249H183L184 247ZM254 246V247H253ZM36 247H38V248H40L39 249V251H35V250H37V248ZM48 247V248H47ZM57 247V246H56ZM76 247V246H75ZM96 247V248H95ZM102 247H103V251L105 252V253H103V251H102ZM110 247V248H109ZM124 247V248H123ZM142 247H144V248H142ZM149 247V248H148ZM180 247H181V249H180ZM183 247V248H182ZM194 247V248H193ZM246 249H245V248ZM259 247V248H258ZM33 248H35V249H33ZM46 248L49 250L48 252H46L47 250H46ZM55 248V247H54ZM65 248V249H64ZM71 248V249H70ZM77 248V247H76ZM81 248H82V250H81ZM105 248V249H104ZM121 248V249H120ZM134 248V249H133ZM142 248V249H141ZM244 248V249H243ZM260 250H258V249ZM263 248V249H262ZM57 249H59V252L61 253V249H60V246H59V248L57 247ZM67 249V250H66ZM109 249H111V250H109ZM127 249V250H126ZM128 249H129V251H128ZM150 249H151V251H150ZM180 249V250H179ZM207 249V250H206ZM250 249V250H249ZM54 250H56V248L54 249ZM61 250V251H60ZM74 252H73V251ZM124 250H126V251H124ZM131 250V251H130ZM143 250V251H142ZM147 250V251H146ZM202 250H204V251H202ZM252 250H254V251H252ZM41 251V252H42ZM58 251V250H57ZM57 251H55V253L57 252ZM72 251V252H71ZM88 251H89V253H88ZM128 251V252H127ZM146 251V252H145ZM153 251H155V252H153ZM180 251V253H178ZM27 252V253H26ZM30 252V253H29ZM34 252V253H33ZM41 252L39 253V254H41ZM44 252H42V253H44ZM119 252V253H118ZM158 252H159V254H158ZM169 252V253H168ZM182 252V253H181ZM204 252H206L205 254H204ZM208 252H210V254L208 253ZM252 252V253H251ZM255 254H254V253ZM29 253V254H28ZM59 253V254H60ZM82 253V254H81ZM109 253H110V255H109ZM131 253V254H130ZM144 253H146L145 255H144ZM170 253H173V254H170ZM177 253H178V256H177ZM183 253H184V256L185 257H183L182 255H183ZM189 253V252H188ZM259 253V254H258ZM262 253V254H261ZM32 254H34L33 256H32ZM59 254H58V258H59ZM88 254H91V255H88ZM93 254V255H92ZM101 254V255H100ZM105 254V255H104ZM137 254H138V256H137ZM180 254H181V258H180ZM247 254V256H245ZM248 254H250V255H248ZM253 254V255H252ZM261 254V255H260ZM27 255V256H26ZM41 255H43V254H41ZM48 255H50V254H48ZM47 255V256H48ZM54 255V256H53ZM62 255H64V254H62ZM72 255V256H71ZM144 255V256H143ZM152 255V256H151ZM157 255V256H156ZM175 255V256H174ZM242 255H243V258H242ZM252 255V256H251ZM38 256V255H37ZM47 256H45V255H43V256H41V257H44L45 259H48V260H51V257H47ZM67 256H63L64 258L65 257H67ZM89 256V257H88ZM117 256V257H116ZM129 256V257H128ZM146 256V257H145ZM156 256V257H155ZM169 256V257H168ZM205 256V257H204ZM207 256H209L210 258H208ZM257 256V257H256ZM17 257V258H16ZM20 257H22V258H20ZM35 259H33V258ZM36 257V258H35ZM56 257H57V255H56ZM55 257V258H56ZM61 257V256H60ZM76 257H77V260H76ZM97 257V258H96ZM103 257V258H102ZM105 257V258H104ZM138 257V258H137ZM141 257V258H140ZM148 257H150V258H148ZM168 257V258H167ZM172 257V258H171ZM174 257V258H173ZM203 257V258H202ZM63 258V261H61L62 259L61 258H59L58 260H56V259H54V260H56V262L58 263V264H66L67 262H70L69 260H71L70 258H66V259H64ZM132 258V259H131ZM145 258V259H144ZM147 258V259H146ZM181 260H180V259ZM192 258V259H191ZM212 258V259H211ZM217 258V259H216ZM252 258H254L255 259V261H254V259H252ZM257 258V259H256ZM260 258V259H259ZM31 259V260H30ZM32 259L34 260V261H32ZM39 259H42V258H39ZM61 259V260H60ZM80 259V260H79ZM135 259V260H134ZM151 261H150V260ZM156 259V260H155ZM167 259H169V262L167 261V263H165L164 261H166ZM197 260V261H195V260ZM207 259H210V261H208ZM218 259H219V261H218ZM247 260V261H244V260ZM18 260V262H15V261H17ZM22 260H21V263H22ZM30 260V261H29ZM54 260H52V262L54 261ZM79 260V261H78ZM89 260V261H88ZM132 260H134V261H132ZM164 260V261H163ZM178 260H180V261H178ZM195 261V262H193L192 263V261ZM259 260V261H258ZM26 261H28V262H26ZM38 261V263H39V260H37ZM41 261H43V259L41 260ZM75 261V262H74ZM143 261V262H142ZM147 261V262H146ZM154 261V262H153ZM184 261H187V260H184ZM241 261V262H240ZM10 262V263H9ZM48 261H44V262H42V263H44V264H48L49 262H51V261H49L48 263H47ZM51 262V263H52ZM70 262V263H71ZM87 262H90V263H87ZM100 262V263H99ZM211 262V263H210ZM255 262V263H254ZM260 262V263H259ZM20 263V264H21ZM55 262H53L52 264H54ZM70 263H67V264H70ZM183 263V262H182ZM181 263V264H182ZM33 264V263H32ZM41 264V263H40ZM184 264V263H183ZM187 264H188V262H187Z\"/></svg>",
    "mask_w": 264,
    "mask_h": 264
},
{
    "label": "bare ground",
    "instance_id": "bare-ground-1",
    "mask_svg": "<svg viewBox=\"0 0 264 264\" xmlns=\"http://www.w3.org/2000/svg\"><path fill=\"white\" fill-rule=\"evenodd\" d=\"M5 1H6V0H5ZM14 1H15V0H14ZM14 1H13V2H14ZM17 1H18V0H17ZM19 1H20V0H19ZM30 1H31V0H30ZM40 1H43V0H40ZM40 1H39V2H40ZM50 1H51V0H50ZM53 1H55V0H53ZM53 1H52V4H54ZM58 1H60V0H58ZM62 1H63V0H61V2H62ZM105 1H106V0H100V3H99V0H97V2H95V3H97V4H95V5H98V3H99L100 5L103 6L104 3H105ZM128 1H129V0H128ZM128 1H123V2H128ZM140 1H141V0H140ZM142 1L145 2V0H142ZM142 1H141V2H142ZM147 1H148V0H146V2H147ZM151 1H152V2H151ZM151 1H150V2L153 3V5H154V4L156 3V1H158V0H154L155 3H154L153 0H151ZM171 1H172V0H171ZM184 1H185V0H184ZM192 1H193V0H192ZM201 1H202V0H201ZM205 1H207V0H205ZM208 1H209V0H208ZM212 1H213V0H212ZM214 1H215V0H214ZM217 1H218V0H217ZM217 1H215V2H217ZM238 1H239V0H238ZM238 1H237V0H220V4H221V6H219V5H220V4H219V1H218V4H217V3H216V4H217V7H220V9H221V7L224 8V9H226V8H225L226 6H232V7H233V5H236L235 3H239V4H240L241 1H239V2H238ZM258 1L261 2V0H258ZM258 1H257V2H258ZM13 2H12V3H13ZM15 2H16V1H15ZM31 2H32V1H31ZM37 2H38V1H37ZM37 2L35 1L36 4H37ZM44 2H45V1H44ZM47 2L49 3V1H47ZM61 2H60V3H61ZM102 2H103V3H102ZM107 2H108V0L106 1V4H108ZM123 2H122V4H123ZM129 2L133 3L134 1H129ZM135 2H138V3H139V1H135ZM148 2H149V1H148ZM150 2H149V3H150ZM159 2H161V3H160V5H159V4H158V5H159L160 7H162V10H164V11H163V15H162V11H161V10L159 11L160 8H159V9L157 8V11H151V10H149L153 5L150 7L149 4L144 5L145 3L142 4V3H143V2H142V3H140V4H141L140 7H143V9H145V7L148 6V8H149V9H147V11L149 10V12H148L149 15H148V16H150L152 13L156 12V13H154V14H152V15L150 16V17H151L150 20H151V19H154V18H152L153 15H154L155 20H151V21H152V24H155V23H156V25H154L155 27H154L153 29L158 28L157 31H158V30H161V33H160V34H161V36H162V35H163V31H164V32H168L170 26H173V25L171 24V23H172L171 21H173L174 17L172 18L171 16H173L175 13L173 12V7H172V6H173V2H172V4H170V2L168 3L167 0L164 1V2H166L165 4L162 3L163 0H161V1L159 0ZM196 2L198 3V0H197ZM203 2H204V0H203ZM215 2H213L214 5H216ZM263 2H264V1H263ZM9 3H11L10 0H9ZM16 3H17V2H16ZM40 3H41V2H40ZM101 3H102V4H101ZM138 3H136V4H137V7L139 6ZM167 3H168L169 5H168ZM178 3H179V2H178ZM209 3H210V2H209ZM213 3H212V5H213ZM233 3H234V4H233ZM41 4H42V3H41ZM62 4H63V3H61V9H62V7H63V9H64V8L67 6V5H65V4H68V5H69L70 3H68V2L66 1L65 4H64L63 6H62ZM83 4H84V3H83ZM110 4H111V3H110ZM133 4H135V3H133ZM161 4H162V6H161ZM191 4H193V3L190 2V5H191ZM195 4H196V3H195ZM202 4H203V3H202ZM205 4H207V2H206ZM210 4H211V3H210ZM230 4H231V5H230ZM239 4H237V5H239ZM261 4H262V3H261ZM12 5H13V4H12ZM16 5H17V4H16ZM33 5H34V4H33ZM50 5H51V4H50ZM50 5H49V6H50ZM85 5H86V4H85ZM123 5H124V4H123ZM123 5H121L122 7L119 9V11H121L122 14H123V11H124V13H126V12H125V8H123ZM126 5H128V4L126 3ZM126 5H125V7H126ZM142 5H143V6H142ZM187 5H188V4H187ZM196 5H197V4H196ZM257 5H259V4H257ZM263 5H264V4H263ZM14 6H15V4H14ZM19 6H20V5H19ZM30 6H31V5H30ZM35 6H36V5H35ZM40 6H41V5H40ZM57 6L60 7V4L57 5ZM89 6H90V5H89ZM104 6L107 7V5H104ZM128 6H129V5H128ZM128 6L126 7V9H127L126 11L129 12L130 10H129ZM130 6H131V5H130ZM144 6H145V7H144ZM155 6H156V5H155ZM188 6H189V5H188ZM197 6H198V5H197ZM205 6H206V5H205ZM209 6H211V5H209ZM224 6H225V7H224ZM241 6H243V4H242ZM2 7H3V6H2ZM6 7H7V6H6ZM12 7H13V6H12ZM42 7H43V6H42ZM44 7H45V6H44ZM59 7H58L57 11L60 10ZM68 7H69V6H68ZM84 7L86 8V6H84ZM87 7H88V6H87ZM96 7H97V9H98V6H96ZM134 7H135V6H134ZM134 7H132V9H133ZM137 7H135V8H137ZM176 7H177V5H176ZM181 7H182V6H181ZM191 7H192V5H191ZM191 7H189V10H191ZM193 7L198 9V7H196L195 5H193ZM211 7H212V6H211ZM213 7H214V6H213ZM217 7H216V9L214 8V11L212 12V15H211L210 20H209V21H210V22H209L210 24H206V23H205V24H206V25H209V26L212 25L211 28H212V29H216V30L218 31L219 29H217V26H221L220 24H223L224 21H225V22L227 21V19H228L229 17L227 18L226 15H227L228 13L231 14L229 11L232 10V12H233V9H231V8L229 7L230 10L228 9V10H227L228 12L226 13V12H224V10H219V8H217ZM243 7H244V6H243ZM259 7H260V6H259ZM259 7H258V8H259ZM3 8H4V7H3ZM35 8H36V7H35ZM66 8H67V7H66ZM89 8H90V7H89ZM100 8H101V7H100ZM135 8H134V9H135ZM155 8H156V7H155ZM178 8H180V7H178ZM199 8H200V7H199ZM209 8H210V7H209ZM19 9H20V8H19ZM51 9H52V6H51ZM53 9H54V8H53ZM105 9H106V8H105ZM105 9H104V10H105ZM107 9L109 10L110 8L107 7ZM117 9H118V8H117ZM141 9H142V8H141ZM151 9H154V6H153ZM235 9H236V8H235ZM242 9H244V8H242ZM253 9H254V8H253ZM41 10H42V9H41ZM47 10H48V6H47ZM73 10H74V9H73ZM108 10H107V11H108ZM154 10H155V9H154ZM175 10H176V9H175ZM175 10H174V11H175ZM192 10L195 11L196 9H192ZM200 10H201V9H200ZM200 10L198 9V11H200ZM207 10H209V9H207ZM249 10H250V9H249ZM10 11H11V10H10ZM48 11H49V10H48ZM50 11H51V10H50ZM66 11H67V12H66ZM66 11H65V13H66L67 15L64 16V19H63V20L66 19L67 21L65 20L64 22H66V23H68V24H70L69 22H71L72 20L75 21V19H77L76 22H74V21H72V22H73L75 25H76V23H77L79 26H80V22L82 21V19H83V22H81V25H82V23H83V24H84L83 26H86V24H85L84 22H87V26H89L88 23L94 25V24H93L94 22H95L96 25H97V24H100V22L97 23L99 20H98V21L96 20V21H97V22H96L94 17H92V19L94 20V21L92 20L93 22H91V20H90V22L85 21V20H84V19H85V16L82 15L83 13H78L79 15L81 14L82 17H83V18L81 19V21L79 20L78 16H77L75 19H72V16H73V13H74V12H72V14H71L72 16H71V15H69L70 12H71V11L69 12V8H67ZM79 11H81V10H79ZM105 11H106V10H105ZM119 11L117 12V13H119V14H118V18L121 17V15H122L121 12H119ZM170 11L173 12L174 14L171 13ZM196 11H197V10H196ZM238 11H239V10H238ZM262 11L264 12V6H262L261 13H263ZM43 12H44V11H43ZM54 12H55V11H53V13H54ZM60 12H61V11H60ZM81 12H82V11H81ZM138 12H139V11H138ZM138 12H137V13H138ZM141 12H142V11H140V14H139V13H138V14L141 15V14H142ZM144 12H146V11L144 10ZM144 12H143V14H144L143 17H145V15H147V13H144ZM150 12H152V13L150 14ZM157 12H159V13L161 12V13H160V14L162 15V17L160 16L161 18H159V15H160V14L157 13ZM192 12H193V11H192ZM201 12H202V10H201ZM241 12H242V10H241ZM251 12H252V11H251ZM251 12L249 11V13H251ZM4 13H5V12H4ZM4 13H3V14H4ZM16 13H17V12H16ZM18 13H20L19 10H18ZM55 13H56V12H55ZM57 13H58V12H57ZM91 13H92V12H91ZM109 13H110V12H109ZM129 13H130V12H129ZM135 13H136V12H135ZM135 13H133V14H135ZM165 13H166V14H165ZM168 13H169V14L171 13V14H173V15H170V18L167 17V16H164V15H168ZM186 13H187V12H186ZM225 13H226V14H225ZM233 13H236V12H233ZM233 13H232V14H233ZM8 14H9V13H8ZM42 14H43V13H42ZM47 14H48V13H47ZM59 14H60V13H59ZM120 14H121V15H120ZM126 14H127V13H126ZM155 14H156V15L158 14V16H155ZM176 14H178V13H176ZM190 14H192V13H190ZM202 14H203V13H201V16H202ZM229 14H228V15H229ZM232 14H231V15H232ZM237 14H238V12H237ZM239 14H241V13H239ZM239 14H238V15H239ZM9 15H10V14H9ZM48 15H49V17H50V13H49ZM57 15H58V14H56V15L54 14V16H57ZM62 15H63V14H62ZM123 15H124V14H123ZM131 15H132V14H131ZM185 15H186V14H185ZM185 15H184V16H185ZM192 15H193V14H192ZM192 15H191V17H192ZM235 15H236V14H234V15H232V16L235 17ZM36 16H37V15H36ZM52 16H53V15H52ZM54 16H53V18L49 19L48 22H47V20L44 21V19L40 18L41 22H40V20L38 19V20H39L38 23L40 22V24L42 23V25H43V24L46 25V22H47L49 25H51V28L49 27V30H50V29H52L53 27H55V24H56L60 19L63 18V17H61V16H59V15H58L57 17H54ZM70 16H71V17H70ZM125 16H126V15H125ZM128 16H129V18L127 19L126 17H128ZM128 16H126V17H122L121 20L123 21V19H124L125 21L128 22L127 25H128L129 31L133 28V29H135V31L132 29V30H133V34H134V32H135V34H138L139 31L136 32V29L139 28L141 25L138 26V27H136V28H134L133 25H136V24L134 23L133 20H134L135 18H140L141 16H140V17H137V16L134 17V15H132V18L134 17L133 19H131L132 22H131V20L129 21V19H130V15H128ZM205 16H207V15H205ZM205 16H204V18H205ZM243 16H244V13H243ZM252 16H253V15H252ZM252 16H250V17H252ZM256 16H257V15H256ZM7 17H8V16H7ZM14 17H15V16H14ZM27 17H28V16H27ZM73 17H74V16H73ZM90 17H91V16H90ZM112 17H113V16H112ZM143 17H141L142 19H140V20L138 21V24H139L140 21H143ZM164 17H166V18H164ZM193 17H194V16H193ZM248 17H249V16H248ZM253 17H255V16H253ZM253 17H252V18H253ZM8 18H9V17H8ZM21 18H23V17H21ZM21 18L19 17L20 20H21ZM88 18H89V17H88ZM88 18H87V16H86V19H88ZM125 18H126V19H125ZM171 18H172V19H171ZM186 18H188V17H186ZM201 18H202V17H201ZM201 18H200V19H201ZM206 18L208 19L209 17H206ZM230 18H231V17H230ZM230 18H229V19H230ZM242 18H243V17H242ZM242 18H241V17L239 18V19H240L239 24H240L241 21L245 22ZM245 18H247V17H245ZM256 18H257V17H256ZM35 19H36V18H35ZM89 19H90V18H89ZM119 19H120V18H119ZM148 19H149V18L146 19L147 22H148ZM160 19H161L162 23H161ZM163 19H164V20H163ZM165 19H166V20H165ZM177 19H178V17L176 18V20H177ZM184 19H185V18H184ZM200 19H199V21H200ZM225 19H226V20H225ZM234 19H235V18H234ZM234 19H233V20H234ZM236 19H237V17H236ZM253 19H254V20H253ZM253 19H252L253 21H257V20H255V18H253ZM257 19H258V21H261V20H259V18H257ZM5 20H6V17H5ZM114 20H117V18L115 17ZM150 20H149V21H150ZM179 20H181L180 17H179ZM185 20H186V19H185ZM187 20H188V19H187ZM187 20H186V21H187ZM189 20H190V18H189ZM195 20H196V19H195ZM195 20H194V21H195ZM252 20H250V21H252ZM8 21H9V19H8ZM21 21H22V20H21ZM21 21H20V22H21ZM28 21H29V20H28ZM28 21H26V22H28ZM135 21H136V20H135ZM151 21H150V22H151ZM155 21H156V22H155ZM164 21H165V22H164ZM167 21H168V22L170 21L171 23H168ZM203 21H204V20L202 19V24H204ZM218 21H220V22H219L220 24H216ZM234 21H235V20H234ZM262 21H263V20H262ZM11 22H12V21H11ZM64 22L62 21V23H61V22H60V23L63 24V25L65 24L64 27L67 28V25H68V24H66V23H64ZM72 22H71V24H72ZM111 22H112V21H111ZM113 22H114V21H113ZM113 22H112V23H113ZM127 22H126V23H127ZM154 22H155V23H154ZM157 22L159 23V25H161L160 27H158L159 25L157 24ZM179 22H180V21H179ZM181 22H182V21H181ZM181 22H180V23H181ZM189 22H190V21H189ZM189 22L186 23V27H187L188 25H190V24H191V27H192L193 23L190 22V24H188ZM195 22H198V20H196ZM227 22H228V21H227ZM227 22L225 23V25H228V24H229V23L227 24ZM229 22H230V21H229ZM247 22H248V19L246 20V23H247ZM106 23H107V22H106ZM109 23H110V22H109ZM114 23H116V22H114ZM133 23H134V24H133ZM136 23H137V21H136ZM144 23H145V22H144ZM163 23H164V24H163ZM165 23H166V24H165ZM207 23H208V22H207ZM236 23H237V22H236ZM241 23H242V22H241ZM253 23H254V22H253ZM255 23H256V22H255ZM7 24H8V23H7ZM20 24H21V23H20ZM36 24H37V23H36ZM36 24H35V25H36ZM61 24H60V25H61ZM71 24H70V25H71ZM101 24H102V23H101ZM103 24L105 25V22H104ZM131 24H132L133 27L130 26ZM140 24H141V23H140ZM148 24H150V23H148ZM148 24H146V25H148ZM173 24H175V22H174ZM187 24H188V25H187ZM215 24H216L217 26H216ZM231 24H233V25H230V26L228 25L229 27H228V26L226 27V26L223 24L227 29L229 28L228 31H227L226 29H224V30L226 31V32L224 33V37L226 36L225 38L230 39V40L232 41V42H231L230 40H227V39H226V41H227V42H226V43H227L226 46H227V47H228V46L230 47L231 45H229V43L231 42L232 45L234 44V46H231L232 48H237V50L240 49V51H241V50H245L246 47H247L248 45L245 44V43L243 44V42H242L243 39L241 40V38H238V37H239V33H240V37H241V35H244V36H246V37L248 36V35H245V34L247 33L246 31L249 32V30L247 29L248 26H246V25H248V23L245 25V27H241L239 24H238L239 26H236V25L234 26L235 23H232V20H231ZM33 25H34V24H33ZM45 25H43V26H45ZM49 25H46V26L48 27ZM60 25H58L59 28H60V30H62V28L64 29V27H61ZM63 25H62V26H63ZM75 25H72L71 27L73 28ZM78 25H77V26H78ZM104 25H101V26H104ZM113 25L115 26V24H112L111 26H113ZM122 25H123V26H122ZM150 25H151V24H150ZM150 25H148V27L146 26V28L149 29V27H150V28H151L150 30H152V27H151ZM162 25H164V28L159 29V28L162 27ZM166 25H168V26L170 25V26L168 27V26H166ZM179 25H180V24H179ZM194 25H195V24H194ZM14 26H16V25H14ZM19 26H20V25H19ZM27 26H28V25H27ZM36 26H37V25H36ZM58 26H57V27H58ZM77 26H76V28H77ZM101 26H99L100 29L103 28V27L101 28ZM121 26H122L123 28H122ZM156 26H157V27H156ZM165 26H166V27H165ZM174 26H176V25H174ZM197 26H199V25H197ZM201 26H202V25H201ZM203 26H205V25H203ZM209 26H208V27H209ZM213 26H215V27H213ZM224 26H223V27H224ZM233 26H234V29L232 28ZM256 26H257V25H256ZM33 27H34V26H33ZM37 27L40 28L39 26H37ZM57 27H56V29H57V31H58L59 28H57ZM71 27H69V28L72 29ZM115 27H116V26H115ZM115 27H113V28L115 29ZM120 27H121V28H120ZM124 27L127 28L125 24H121V25L118 26V28L120 29V31H118V30H119L118 28H117V30H116V29L114 30V32H116V36H118V35H117L118 32H122V33L124 32V34H125V36H126L125 31L127 32L128 29L126 30ZM191 27L188 26V28H190V29H189L190 31H191V30L194 31V30L196 29V28H195L196 25L193 26V27H194L193 29H191ZM205 27H206V26H205ZM208 27H207V29H208ZM221 27H222V26H221ZM223 27H222V28H223ZM230 27H231V28H230ZM235 27H236V28H235ZM238 27H239V28H238ZM249 27H250V26H249ZM262 27H263V26H262ZM8 28H9V26H8ZM16 28H17V27H16ZM19 28L21 29V27H19ZM69 28H68V29H69ZM76 28H73V29H76ZM85 28H86V27H85ZM130 28H131V29H130ZM143 28H144V26H143ZM175 28H176V27H175ZM211 28H210V30H212ZM218 28H219V27H218ZM257 28H258V27H257ZM257 28H256V29H257ZM11 29H12V28H11ZM24 29H25V28H24ZM28 29H30V28L28 27ZM31 29H32V28H31ZM77 29L79 30V29H81V28H77ZM92 29H93V28H92ZM92 29H91V30H92ZM121 29H123V30H121ZM139 29H140V28H139ZM171 29H172V27H171ZM220 29H221V28H220ZM230 29H231L232 31H233V30H235V31L231 32ZM251 29H252V28H251ZM261 29H263V28H261ZM261 29H260V30L258 29V30L261 31ZM32 30H33V32H34L33 35H35V36H34L35 38L33 37L34 40H32V41L34 42L35 39H36V42H37V40H38V41H39V45H38L37 47H38V48H42V47H40V45H41L42 43H43V44L45 43V42H43L45 38L43 39V38H41V36H43L42 34H43L44 32H42V34H41V33H38V30L36 31L35 28H33ZM32 30H31V31H32ZM34 30H35V31H34ZM78 30H77V32H78ZM83 30H85L86 33H89V32H90L89 30H87V28H86V29H83ZM93 30H94V29H93ZM93 30H92V33H93ZM96 30H97V29H95V31H96ZM200 30H201V29H200ZM216 30H214V31H216ZM224 30H223V31H224ZM253 30H255V28H254ZM258 30H256L257 36L261 38L262 36H261V35L259 36V34H258ZM24 31H25V30H24ZM28 31H29V30H28ZM31 31H29V32H31ZM47 31H48V30H47ZM54 31H55V28H54V30L52 29V30L50 31V35H47L48 38H46L47 40H45V41H47L46 43H50V42H52V41H50V39H51V37H52L51 35H54V34L57 32V31H56V32H54ZM73 31H74V30H73ZM88 31H89V32H88ZM145 31H146V30H145ZM145 31L142 30V34H140V32H139V34L141 35V36H140V35L138 34V35H139V40L137 39L138 37L135 38V36H133L132 39H130V38H131L130 35L132 36V34H130L129 36H127V39H126V40H127L128 43H127V42H124V43L127 45V47H125V44H123L124 47L122 46V50H121V48H120V51H122L121 54H120L119 52H117V51L115 52V49L113 50V54H114V53H115V54H114V56H112V57H113L114 59H113V58H112V59L109 58V62H110V63H108V61H106V62H105L106 64H104V65H106V67H107V65L110 66L109 68L107 67V70H108V71H107L105 68H103V67H105V66H102V67L99 68V70H100V69H102V70H106V71L108 72V76L110 77V79H112V80H110L109 77L106 76V77H107L106 79H107V80L109 79V80H108V81L105 80V81H107V82L110 83V84H109V87H108V92H106V91H104V90L101 91V89H99L100 92L94 93V91H93L94 94L92 93V94H93L92 96L88 94L90 97H92V99H94V98H93L94 95L96 96V98H99V96H100L102 93H103V95L106 93V94H108V95L105 94L106 97L104 96V98H103V99L101 98V99H102L103 101H106V103H107L108 106L111 105V104H114V105H111V106H113V107L115 106L114 108H118V111H117V110H115V111L113 110V115L116 114L115 117H116L117 119L119 118L117 121L115 120L114 122H115V123H118V124L120 125V127H119V128L117 127V128H118V131L116 130L117 132H116L115 130H114L115 133L113 132V136H114V134H115L116 136L113 137L112 134H111V132H110L111 135L108 134V135H109V138L112 137V138H111L112 141H111V143H109V144H111V145H110L109 147L107 146V145H109V144H107L109 141H107V142L105 141L106 144L103 142V143L105 144V146H107L106 149H105L106 151H105V150H104V151H105L106 153H109V154L106 155V153H105V154H103V156H102V154H100V155L102 156V158H101L102 160H101V161H103V159H105V158H103L104 155H105L106 157L108 156L107 158H110V159H107V158H106L107 161H106V160L103 161V164H104L103 166H105V164H106L107 162L110 163V162L113 161L112 164H114V165H115L116 162L118 163V164L115 165V166H117L116 168L120 167V165L122 166V165L125 163V164H124V166H125V170H127V171H128V170H132L133 167H134L133 169H135L136 166L138 167V163L141 161V159H142V161H143V158H142V157H143L144 155H145V156H144V160H146L147 157H149L148 153H152V152H153V153H152V156H154L153 154L158 153V154H156V156L159 155V158H158V159L156 158V159H157L156 161H159L160 158H161V156H162V157H166V155H168V153L166 154V151L169 152L168 150L171 151L172 148H170V149L168 148V150H167V148H164V147L161 146V145L164 144L165 147H167V146H168V147H169V146H170V147H171V146L173 147V145H175V144L178 145V142H179V141H177V140H178L177 138H178L181 134H183V136L181 135V136H182V141H181V143L183 142V143L181 144L182 147L184 146V140H183L184 137L186 136V137H188V139H190V138H189L190 133H191L190 131H191V129L193 128V126H192V128L190 127V128H191V129H190V128L188 127V125L190 124V123H189V124L187 125V127H188V128H187L186 125H185L184 123H182V121H181V120H182V116L175 115V113L177 112V111H176V110H177V107H179V104H182V103L175 102L176 105H178V106L173 105V100H174V98H176V100H177V99H181V96H180V98H179V95H181V93L179 94V92H178L179 89L181 88L180 90H182V87L184 86V88H185V87H186L185 85L188 84L187 82H189V83L191 82V81L188 79V81L186 82L187 84L183 85V84L185 83V81L187 80L186 78H187L189 75L186 74L187 77L185 78V81H184L183 79H181V82H182V83H183V81H184V83L182 84V83L180 82V80H179V81L177 80V78L179 77V74H178V73H179V71H180V67L178 68L179 70H176L177 73H176V71H174L177 67H176V66L173 67L172 72H174L176 75H173V73H172V75L175 77V76H177V74H178V76H177L176 78H174V79H173V77H172L171 74L165 72L166 68L163 67V65H161V64H162L165 60H167L169 57L167 58V56H166L165 54H164V56H163V53H162L161 55L163 56V58H164L165 56H166V58H167V59L164 58V60H163V59H162V56H161V55L159 56V53H158V55L155 54V51L158 50L156 45H154L153 43H152L151 45H149L148 42H147V40H144V37H143V41H142V39H140V38L143 36V32H145ZM171 31L173 32V29H172ZM174 31H176V30H174ZM197 31H198V29H197ZM214 31H213V32H212V31H209V32H211L210 34H214ZM220 31H221V30H220ZM229 31H230V32H229ZM242 31H244V32H243L244 34L242 33ZM251 31H252V30H251ZM26 32H27V31H26ZM35 32H37V33H35ZM45 32H46V31H45ZM52 32H53V33H52ZM68 32H69V31H68ZM68 32H67V33H68ZM79 32L81 33V31H79ZM79 32L76 33L77 35H76L74 32H72V33H74V34L78 37V39L80 40V36H78V35H79ZM83 32H84V31H83ZM83 32H82V33H83ZM96 32H97V31H96ZM101 32H105V31H101ZM148 32H149V31H148ZM152 32H155V33H156V30H155V31L152 30ZM152 32L150 31L151 34H152ZM172 32L169 31V34H171ZM176 32H177V31H176ZM176 32H175V33H176ZM201 32H204V31H201ZM206 32H207V31H206ZM228 32L230 33V34H228L229 36H230V35H233V36H230V37H229L228 35H226V33H228ZM245 32H246V33H245ZM31 33H32V32H31ZM48 33H49V32H47L46 34H48ZM51 33H52V34H51ZM61 33H62V32H61ZM92 33H89V34H88L90 37H92V38H90V37L88 36V37H89L88 39H90V40H91V39H95V37L93 38ZM98 33H100V31H99ZM130 33H131V32H130ZM146 33H147V32H146ZM150 33H148V34H150ZM158 33H159V31H158ZM220 33H222V31H221ZM220 33H219V32H218V33L215 32L216 35H217V34L219 35ZM236 33H237V36H238L237 38H236ZM241 33H242V34H241ZM251 33H252V32H251ZM259 33H260V32H259ZM14 34H15V33H14ZM37 34H38L39 36H38ZM57 34H58V32H57ZM68 34H69V33H68ZM84 34H85V32H84ZM93 34H94V33H93ZM104 34H105V33H104ZM108 34H109V33H108ZM113 34H115V33H113ZM119 34H120V33H119ZM144 34H145V33H144ZM151 34H150V35H151ZM180 34H181V32H180ZM196 34H197V33H196ZM263 34H264V33H263ZM3 35L5 36V35H8V34H4V33H3ZM12 35H13V33H12ZM12 35H10V36L12 37ZM15 35H16V34H15ZM18 35H20V34H18ZM26 35H27V34H23L21 37H22V38H24V37H25V38H28V37H26ZM33 35H32V34H29V35H27V36H30V40H31V36H33ZM55 35H56V34H55ZM75 35H74V36H75ZM81 35H82V34H81ZM86 35H87V34H85V36H84V41H85V38H87ZM120 35H121V34H120ZM154 35H155V34H154ZM175 35H176V34H175ZM182 35H183V33H182ZM208 35H209V33H208ZM249 35H250V34H249ZM251 35H252V34H251ZM255 35H256V34H255ZM1 36H2V34H1ZM8 36H9V35H8ZM13 36H14V35H13ZM23 36H24V37H23ZM61 36H62V35H61ZM63 36H64V35H63ZM65 36H66V35H65ZM70 36H71V35H70ZM72 36H73V34H72ZM72 36H71V37H72ZM114 36H115V35H114ZM114 36H113V37H114ZM116 36H115V37H116ZM123 36H124V35H121V37H123ZM161 36H159V37L161 38ZM172 36L174 37L173 33H172V35H171V38H172V40H173V37H172ZM188 36H189V35H188ZM188 36H187V37H188ZM192 36H193V37L195 36V33H193V32L191 33L190 37H191L192 39L196 38V37L193 38ZM196 36H198V35H196ZM209 36H210V35H209ZM211 36H212V35H211ZM219 36H220V37L223 39V41H224L225 38H223L221 35H219ZM219 36H217V37L215 38V42H217V43H215V42H211V43H213V45H212V44L210 45V39H208V42H209L210 47H211V46H214V47L209 48V46H208L209 51L206 53V55L209 53V54L207 55L208 58H207V57L204 58V57H205V56H204L205 54H204V55H203L204 57H203V59H202L203 62H204V64H205V60H204V59H206V60L208 59L207 62H209V63L211 64V65H209V66H212V64H213V66H214V63H213V62H210V61H211L212 59L214 60V59L217 58V56H219V55L221 56V57L219 56V58L221 59V58H222V54L224 55V53H225L224 50H227V47H226V46H225L226 49H225V47L222 49L223 51L220 49V48H221L220 46H221V45L224 46L226 43H223V42H222V39H221V41H217V40H218L217 38H219ZM38 37H39L40 39H38ZM49 37H50V39H49ZM66 37H67V36H66ZM66 37H65V38H66ZM71 37H70V39H71ZM82 37H83V36H82ZM82 37H81V38H82ZM155 37L157 38L156 41H158L159 38H158L156 35H155ZM163 37H164V36H163ZM166 37H167V36H166ZM177 37H178V36H177ZM190 37H188V38L191 39ZM200 37H201V36H200ZM200 37H198V38H200ZM251 37H252V36H251ZM251 37H250V38H251ZM1 38H4V37H1ZM8 38H9V37H8ZM17 38H18V37H17ZM19 38H20V37H19ZM19 38H18V39H19ZM22 38H21L20 40H22ZM52 38H53V37H52ZM54 38H55V39H58V38H59V40H60V42H59V40H58L59 43H61V41L63 40V39L61 40V38H63V37H60L59 35H58V38H57V37H54ZM103 38H105V37H103ZM124 38H126V37H124ZM153 38H154V37H153ZM185 38H186V35H185ZM213 38H214V37H213ZM235 38H236L240 43H239V42L236 43L237 41H236V42L234 41ZM263 38H264V36H263ZM42 39H43V41H42ZM48 39H49V42H48ZM55 39H53V40H55ZM101 39H102V37H101ZM101 39H100V40H101ZM105 39H106V38H105ZM111 39H112V38H111ZM148 39H149V36H148ZM151 39H152V38H151ZM177 39H178V38H177ZM186 39H187V38H186ZM186 39H185V40H186ZM192 39H191V40H192ZM233 39H234V40H233ZM248 39H249V37H248ZM251 39L254 40L253 37H252ZM3 40H4V39H3ZM9 40H10V39H9ZM11 40H12V39H11ZM11 40H10V41H11ZM24 40H26V39H24ZM27 40H28V39H27ZM81 40H82V39H81ZM90 40L88 41L89 44H88L87 47H89V46L91 47ZM153 40H155V38H154ZM162 40H163V38H162ZM162 40H160V41H162ZM168 40H169V39H168ZM174 40H175V38H174ZM195 40H197V38H196ZM195 40H193V42H194ZM198 40H199V39H198ZM245 40H246V39H245ZM245 40H244V41H245ZM252 40H251V41H252ZM5 41H6V40H5ZM40 41H42L41 44H40ZM64 41H66V43H67V39L64 40ZM68 41L70 42L71 40L68 39ZM102 41H103V39H102ZM114 41H115V42H114ZM123 41H124V40H122V42H123ZM156 41H155V42H156ZM180 41H181V40H180ZM212 41H214V40H212ZM228 41H229V42H228ZM249 41H250V40H249ZM0 42H1V39H0ZM7 42H8V41H7ZM27 42L29 43L30 41H27ZM54 42H55V46H56L58 43L56 44V40H55ZM54 42H52V43H54ZM76 42H77V41H76ZM91 42H93V43L95 42V43H96L97 41H95V40L92 41V40H91ZM104 42H105V40H104ZM104 42H103V43H104ZM111 42H112V43L114 42V45H115L117 41H116L115 39H112ZM181 42H182V41H181ZM181 42H180V43H181ZM186 42H188V40H187ZM189 42H190V41H189ZM189 42H188V44H189ZM206 42H207V41H206ZM218 42H219L220 44H221V43H222V44L220 45ZM233 42H234V43H233ZM241 42H242V43H241ZM245 42H246V41H245ZM14 43H15V42H14ZM37 43H38V42H37ZM46 43H45V44H46ZM52 43H50V47H51V44H52ZM70 43H72V42H70ZM93 43H92V44H93ZM101 43H102V42H100V44H101ZM106 43H107V42H106ZM160 43H162V42H160ZM177 43H178V42H177ZM184 43H185V42H184ZM190 43H191V42H190ZM195 43H197V42L195 41ZM198 43H200V41H199ZM231 43H230V44H231ZM1 44H4V43L1 42L0 45H1ZM12 44H13V43H10V46H11ZM25 44H26V43H25ZM30 44H31V43H30ZM45 44H44V46H45ZM68 44H69V43H67V46H68ZM72 44L74 45V43H72ZM80 44H82V43H79V44H77V45H80ZM84 44H85V43H84ZM86 44H87V42H86ZM104 44H105V43H104ZM107 44H108V43H107ZM121 44H122V43H121ZM157 44H158V43H157ZM215 44H216V45H215ZM223 44H224V45H223ZM238 44H239V45L242 44V45H240V46L243 47V48H245V49H241V47L238 46ZM260 44H261V43H260ZM15 45H16V44H15ZM15 45H13V46H15ZM26 45H27V44H26ZM26 45H25V46H26ZM28 45H29V44H28ZM31 45H32V46H29L30 48H31V47H34V45H36V44L34 43V45H33V43H32ZM47 45H49V44H47ZM62 45H64V43L59 44L57 47H60V46H62ZM65 45H66V44H65ZM65 45H64V46H65ZM69 45L71 46V44H69ZM94 45H95V44H94ZM112 45H113V44H112ZM114 45H113V46H114ZM116 45H117V44H116ZM116 45L114 46V48H116ZM189 45H190V46H189V47H190V49H189L190 52L193 51V50L191 49L192 47H193V48L195 47V49H196V46H195V45H198V46H199V44H195V45H194V43H193V44H189ZM191 45H192V47H191ZM206 45H207V44H206ZM217 45H219V47H218ZM245 45H246V47H244ZM257 45H258V44H257ZM257 45H256L255 48H257ZM8 46H9V45H8ZM10 46H9V47H10ZM41 46H42V45H41ZM55 46L53 45V48H52V49H54V48H55V49H58L59 54L61 53V52H60L61 50H62V52H63V49H62L61 47H60V49H59V48H57V47H55ZM74 46H76V44H75ZM103 46H105V45H103ZM103 46H102V44H101V47H103ZM118 46L121 47L120 44H119ZM118 46H117V48H118ZM154 46H156V48H155ZM159 46H160V44H159ZM173 46H175V45H173ZM182 46H183V48H184V51H186L188 46L185 47L186 44H184V45H182ZM198 46H197V48H198ZM237 46H238L239 48H238ZM249 46H251V44H250ZM253 46H254V45H253ZM259 46H260V45H259ZM261 46H262V45H261ZM0 47H4V46L1 45ZM37 47L34 48V52L37 51V50H35ZM48 47H49V46H48ZM78 47H81V46H78ZM84 47H85V46H83V47H81V48H83V49H86V48H87V47H86V48H84ZM95 47H96V45H95ZM163 47H164V46H163ZM202 47H204V46H202ZM229 47H228V51H226V54L228 53L227 55H229V58L225 56V57L227 58V59H226L227 61H226L225 59L220 60L221 63H222V64H220L219 58H217L219 62H218V61H216V62L218 63V65L220 64L219 67H217L218 69H219L220 66H222V65H223V66H226L225 63L228 64V59L230 60V57H232V56L230 55L229 52H232L233 50H232V48H229ZM15 48H16V47H15ZM63 48H65V50H64L65 52H66V51H68V52H69V51H71V52L74 51V50H70L68 47H67V48H68L69 50H67L66 47H63ZM104 48H105V47H104ZM123 48H125V51H124V52H123V50H124ZM204 48H205V47H204ZM204 48L201 49V47H200L201 50H203ZM262 48H264V47H262ZM96 49H97V48H96ZM99 49H100V48H99ZM118 49H119V48H118ZM154 49H156V50L154 51ZM185 49H186V50H185ZM195 49H194V50H195ZM206 49H207V48H206ZM10 50H11V49H10ZM76 50H78L79 53H82V52H81L82 50H81V51H80L79 49H76ZM76 50H75L74 52H78V51H76ZM103 50H104V49H102V51H103ZM189 50H187V52H189ZM191 50H192V51H191ZM207 50H208V49H207ZM229 50H232V51H229ZM258 50H259V49H258ZM260 50H262V49L260 48ZM260 50H259V51H260ZM263 50H264V49H263ZM14 51H15V50H14ZM38 51H40V49H39ZM106 51H107V50H105V51H103V52L106 53ZM118 51H119V50H118ZM184 51H183V52H184ZM204 51H206V50H204ZM204 51H203V52H204ZM220 51H221V52H220ZM240 51H238L236 54H239L240 56H242V57L244 56V57H245V58L243 57L242 59H249V58H246V57H248V55H250L249 52H247V56H246V54H243V53L241 54ZM12 52H13V51H12ZM17 52H18V51H17ZM21 52L24 53V51H21ZM28 52H29V51H28ZM32 52H33V51H32ZM34 52H33V53H34ZM40 52H41V51H40ZM83 52H84V51H83ZM86 52H87V51H86ZM100 52H101V49H100ZM103 52H101V53H103ZM110 52H111V50H108V51H107V53H109V54H110ZM157 52H160V51H157ZM175 52H176V51H175ZM195 52H197V51H195ZM215 52H216V53H215ZM219 52H220V54H219ZM223 52H224V53H223ZM245 52H246V51H245ZM245 52H244V53H245ZM263 52H264V51H263ZM263 52L261 51L260 55L258 54L259 57H261V55H262ZM42 53H43V51H42ZM66 53H67V52H66ZM79 53H75V54H77L75 57L72 55L73 58H72V62H71V63L75 64L77 61L79 62V60L82 59V58H80ZM98 53H99V52H98ZM107 53H106V54H107ZM111 53H112V52H111ZM123 53H124V54H123ZM160 53H161V52H160ZM197 53H198V52H197ZM210 53H211L212 55L214 54V56L212 57V55H211ZM34 54H35V53H34ZM36 54H38V53H36ZM59 54H58V58L61 59V61H62L65 65H64L63 63H61V64H63L64 66H67L66 64H68L69 58H71V57L68 58V56H69L70 53L66 55V54H64V52H63V54H62V53L60 54V57H59ZM72 54H73V53H72ZM75 54H74V55H75ZM88 54H89V53H88ZM90 54H91V53H90ZM113 54H112V55H113ZM185 54H186V53H184V55H185ZM216 54H217V56H215ZM232 54H234V52H233ZM236 54H235V56L238 57V58H236V59H240V60H241V57L237 56ZM263 54H264V53H263ZM5 55H6V54H5ZM17 55H18V53H17ZM23 55H24V54H23ZM50 55H51V54H50ZM56 55H57V53H56ZM63 55H66L67 57H65V56H63ZM179 55H180V54H179ZM179 55H175V56H179ZM184 55H183V56H184ZM190 55H191L190 53H189V55L187 54V55H186V58H187V56L189 57ZM192 55H195V53L192 54ZM196 55H197V54H196ZM252 55H253V56H251V57H253V59H254V58H255V56H254L255 54L253 53ZM34 56H35V55H34ZM78 56H79V59L77 58ZM84 56H85V55H84ZM102 56H103V55H102ZM154 56H155V57H154ZM169 56H173V55L169 54ZM200 56H202V51H201V55L199 54V57H200ZM235 56H234V57H235ZM262 56H263V55H262ZM4 57H5V56H4ZM6 57H10V56H6ZM49 57H50V56H49ZM56 57H57V56H56ZM56 57H55L56 60H54V62L57 61V59H58V58H56ZM62 57H64V58H62ZM156 57H158L159 59L161 58L162 61H161V60H160V61L158 60L159 62H157L156 60H157L158 58L156 59ZM173 57H174V56H173ZM192 57H193V56H192ZM197 57H198V56H197ZM197 57L194 56V58H197ZM209 57H210V59H209ZM214 57H215V58H214ZM234 57H232V58H234ZM259 57H258V58H259ZM74 58H77V61H76V59L74 60ZM105 58H106V56H105ZM107 58H108V57H107ZM136 58H137V59L140 58L139 60H136V62H137V67H138V68H137L136 65H135L136 62L133 61V60L136 59ZM152 58H154V59H153V62H154V63L152 62ZM170 58H171V57H170ZM170 58H169V59H170ZM175 58H176V57H175ZM181 58H182V57H181ZM183 58H184V57H183ZM223 58H224V56H223ZM261 58H262V57H261ZM261 58H259V59H261ZM94 59H98V58H94ZM94 59L91 60V62L93 61V62H92L93 64H95V60H94ZM99 59H100V60H99ZM99 59L97 60L99 64L96 62L98 66L100 65V61H101L103 58H102V59L99 58ZM149 59H150V61L155 65V66H154V65H151L152 63H151V64L148 63V64L150 65V68H151V69L149 68V65L146 66V62H147ZM184 59H185V58H184ZM188 59H189V58H188ZM217 59H216V60H217ZM250 59H251V58H250ZM263 59H264V58H263ZM6 60H7V59H6ZM28 60H29V59H28ZM67 60H68V61H67ZM73 60H74L75 62H74ZM103 60H104V59H103ZM112 60H114V61H112ZM141 60H142V61H141ZM143 60H144V61H143ZM146 60H147V61H146ZM154 60H155V61H154ZM170 60H172V59H170ZM170 60H169V61H170ZM191 60H192V59H191ZM193 60H195V59H193ZM199 60L201 61V58H200ZM199 60H198V62H200ZM224 60H225L226 62H224V64H223V61H224ZM240 60H239V61H240ZM255 60H257V58H255ZM24 61H25V60H24ZM61 61H60V62H61ZM70 61H71V59H70ZM70 61H69V62H70ZM88 61H89V60H88ZM88 61H87V62H88ZM139 61H141L142 63H141V62L139 63ZM145 61H146V62H145ZM150 61H148V62H150ZM167 61H168V60H167ZM176 61H177V60H176ZM189 61H190V60H189ZM214 61H215V60H214ZM241 61H243V60H241ZM5 62H6V61H5ZM5 62H4V63H5ZM25 62H26V61H25ZM78 62H77V63H78ZM102 62H103V61H102ZM161 62H162V63H161ZM174 62H175V60H174ZM178 62H180V61H178ZM185 62H186V61H185ZM185 62L183 61L184 65H186V66H187V65H191L190 63H189V64H185ZM190 62H191V61H190ZM201 62H202V61H201ZM201 62H200V63H201ZM203 62H202V63H203ZM229 62L232 63L233 61H232V62L229 61ZM258 62H259V61H258ZM263 62H264V60H263ZM263 62H262V63H263ZM15 63H16V62H15ZM32 63H33V62H32ZM85 63H86V62H85ZM88 63H89L88 65H89L90 67H92V69H91L90 67H86V69H89V68H90L93 72H95L96 70L98 71V69H97L98 67H97V66H94V68H95V71H94V70H93V64L90 63V61H89ZM111 63H112V64H111ZM165 63H166V62H164L163 64L165 65ZM176 63H177V62H176ZM187 63H188V62H187ZM191 63H192V62H191ZM193 63H194V62H193ZM209 63H208V64H209ZM217 63H215V64H217ZM230 63H229V64H230ZM233 63H235V65H236L235 60H234ZM243 63H244V61H243ZM260 63H261V60H260ZM9 64H10V63H9ZM12 64H13V63H12ZM79 64H81V66H79ZM83 64H84V63H83ZM83 64H82L81 60H80V62L77 64L78 67H80V68H79L80 70L78 69V72H79V73H78L77 75L72 74V76H71V75H67V74H66V75L68 76L67 81H65V77L67 78V76H64L65 74H64V75H61V76H59V78H58L59 81H60V84H59V81H58V80H57L58 82L56 83V85H59V86L61 87V84H63L64 81H65V84H63V86H67V84H69L68 82H70V81H68V80L72 78V80H71L72 83H71V84H72V91H73V93H74V95H72V96H74V97H73L74 99H75V97H77V95H79V93H81L82 96H83V94H84L82 91L79 90V86H78V84H77V83H79V85H80V83H83V82H82V81H81V82L78 81L77 78H75V77H78V76H79V78H80V80H81V78L84 77L83 74H86L85 77H84L85 80H86V83H85V80H84V78H83L84 85H85V84L87 85V84L89 83V82H88V80H89V81H91V83H92V84L90 85V86H91L90 88L94 87V82L92 81L94 78L92 77L93 79H91L90 76H89V79H88V77H87V75L91 73V70H89V72H88V71H87V72L84 71V72H82V74L80 75V73H81L80 71H81V70H83V69L86 70V69H85V66H83L84 68H81ZM91 64H92V66H91ZM109 64H111V65H109ZM144 64H145V65H144ZM169 64H171V62H170ZM169 64H166V65H169ZM177 64L180 65V63H177ZM177 64H175V65H177ZM206 64H207V63H206ZM206 64L204 65V70H205V71L208 70V69L210 68V67H209V68L207 69V68H206ZM253 64H254V62H253ZM1 65H2V64H1ZM5 65H6V64H5ZM50 65H51V64H50ZM53 65H55V64H53ZM56 65L58 66L59 69H61V68L63 67V66H62V67L60 68V67H59L60 65L57 64V63H56ZM56 65H55V66H56ZM77 65H75L74 67L76 68ZM85 65L87 66V64H85ZM95 65H96V64H95ZM102 65H103V64H102ZM142 65H144V66H142ZM171 65H172V64H171ZM181 65H183V64L181 63ZM181 65H180V66H181ZM195 65H196V64H195ZM200 65H201V64H200ZM218 65H215V66H218ZM231 65L233 66V64H231ZM239 65H240V64H239ZM247 65H248V64H247ZM10 66H12V65L10 64L9 67H10ZM15 66H16V64H15ZM15 66H14V67H15ZM32 66H33V65H32ZM55 66H53V68H55ZM57 66H56V67H57ZM70 66H71V65H70ZM100 66H101V65H100ZM112 66H113V67H112ZM139 66H142V69H141ZM151 66H153L154 68L151 67ZM156 66H157V68H156ZM172 66H173V65H172ZM192 66H193V64L191 65V70L194 69L193 71H194V73H195L196 75H199L200 77H202V75H200V74H203V75H204V73H201V72H204V71L201 70V67H202V66H200L199 68L197 67V66H199V64H197V65L195 66V68H194V66H193V67H192ZM228 66H229V65H228ZM228 66H226L228 69H226V68H223V69H225L226 71H227V70H231V71H232V68H229V67H231V66H229V67H228ZM240 66H241V65H240ZM254 66H255V65H254ZM3 67H4V66H3ZM9 67H8V69H9ZM24 67H25V66H24ZM50 67H52V66H50ZM67 67H69V65H68ZM144 67H145V68H144ZM146 67H147V69H149V70H147V71L144 70V69H146ZM160 67H161V69H160ZM162 67H163V68H162ZM166 67H167V66H166ZM175 67H176V68H175ZM235 67H237L236 69L239 68L238 66H235ZM235 67H233V68L235 69ZM261 67H262V64H261ZM261 67H259V69H257V70H260ZM12 68H13V67H12ZM58 68H55L56 70L52 71L53 74L55 73V71H58V70H59ZM70 68H71V67H70ZM72 68H73V67H72ZM139 68H140L143 72L146 71L147 73H149V74L151 75V77L153 76V77H152L153 79H151V80H153V85H151L152 83H151V84H150V83H147V82H146V83H147V84H150L151 86H154V87H151V86L148 85L151 89L156 88V89H153V90H152V92H153L154 90H157V91H154V93H155L154 96H155V97H156V95L158 94V96H157L156 98L154 97V99H152L153 102H151V103H154L153 106H152V105H148L146 102H143L144 100H143V98H141L142 100H140V101L143 102V103L141 102L143 105L140 104V105H141L140 109H139L138 106H136V105H135V106H136V107H135L133 104H132L133 106H130V104H128V103H132L130 99H132V100H133V99H134V100L137 99V101H139L138 98H136V97H138V96H135V95H138V94H139L138 91H139L140 88H141L140 91L142 92V89H143L145 86H147V84H146L145 81H144L145 79L141 78L142 76L147 75V74L141 75L142 72H141V70H139ZM167 68H168V67H167ZM174 68H175V69H174ZM181 68H182V67H181ZM188 68H189V67H188ZM192 68H193V69H192ZM256 68H257V66H256ZM262 68H264V65H263ZM24 69H27V68L25 67ZM57 69H58V70H57ZM110 69H111V70H110ZM164 69H165V70H164ZM184 69H185V68H184ZM202 69H203V67H202ZM213 69H214V68H213ZM221 69H222V68H220V71H221ZM236 69H235V70H236ZM240 69H241V72H242V68H239L238 70H240ZM0 70H1V69H0ZM5 70H6V69H5ZM9 70H10V69H9ZM16 70H17V68H16ZM22 70H23V69H22ZM52 70H53V69H52ZM62 70H64V67H63ZM76 70H77V69H76ZM76 70H75V71H76ZM102 70H101L100 72H103ZM162 70H163V72H162ZM168 70H169V69H168ZM181 70H182V69H181ZM186 70H187V69H186ZM189 70H190V69H189ZM211 70H212V68H211ZM225 70H224V71H225ZM238 70H237V71H238ZM261 70H262V69H261ZM65 71H67V70H65ZM65 71H64V72H65ZM138 71H139V72H138ZM148 71H150V72H148ZM166 71H167V70H166ZM182 71H183V70H182ZM182 71H181V74L183 73ZM193 71H192V72H193ZM213 71H215V70H212V72H213ZM217 71H218V70H217ZM217 71H216V72H217ZM220 71H219V72H220ZM224 71H223V74H222V72H220V74H219V72H218V73H217L218 75H216V76L214 75V72H213V75H214L215 77H217V79L215 78V80L213 79V76H212L211 79H208V78H207L208 80H207V79H206V80L204 79L205 77H208V76H210V75H212V74L208 75V74H209V73H208V74H206V75H208V76H205V75H204V77H202V78H203V80H205V82H204L203 85H205L206 89H205L204 86H203L204 88L201 86V85H202V84H201L202 82L200 83L199 80L195 79V80H196V83L193 82V83H195V87H196L197 81L200 83V86L203 88V91L205 90L204 92H205V94H206V96H205L206 99H209V100L211 99V100H212V97H211V96H212V95H215L214 93H217L216 91H219V92H220V91L222 90L221 92H222L223 94L226 95V94L228 93L227 91L230 90V89L227 90V88H229V87H227V86H228V85H232V83H231V84H227V83H230L231 79H232V80H234L235 78L238 79V77H237V73L240 72V71H238L237 73H235L236 76H235L234 71H233V74H232V75H234V77H232L231 79H229V80H230L229 82H228V81H227V83L224 82V77L226 76V73H227L226 71H225L226 73H225ZM25 72H26V71H25ZM27 72H28V71H27ZM93 72H92V73H93ZM104 72H105V71H104ZM137 72H138V73H137ZM146 72H144V73H146ZM160 72L162 73V75L160 74ZM186 72H187V71H186ZM188 72H189V74L192 73L191 71H188ZM190 72H191V73H190ZM235 72H236V71H235ZM260 72H261V71H260ZM11 73H12V72H11ZM19 73H20V72H19ZM56 73H57V72H56ZM92 73H91V74H92ZM96 73H97V72H96ZM96 73H95V74H96ZM136 73H137L138 75H137ZM140 73H141V74H140ZM151 73H152V74H151ZM210 73H211V71H210ZM224 73H225V75H224ZM242 73H243V72H242ZM242 73H241V74H242ZM247 73H248V72H246V74H247ZM250 73H251V72H250ZM57 74L60 75V74H63V73H60V70H59V72H58ZM57 74H56V75H57ZM95 74L93 73V75H95ZM103 74H104V73H103ZM105 74L107 75V73H105ZM109 74H110V75H109ZM115 74H116V75H115ZM139 74H140L141 76H140ZM154 74H155L157 77H159V75H161L160 77L164 76L165 79H169V78H166V77L169 76V75H171V78H170V79H173V80H167V82H168V81H169V82L172 81V82L174 83V80L176 79L175 81L177 82L176 84H177L178 87H177L175 84H173L172 82L170 83L171 86H169V82L167 83L166 80H165L164 78H162V80H163L162 83H163V82H164V83L166 82V83H165L164 85H159V82H160V81L158 80V78H157L156 76H154ZM215 74H216V73H215ZM230 74H231V72H230ZM246 74H245V75H246ZM262 74H263V73H262ZM73 75H74V77H73ZM93 75H91V76H93ZM96 75H97V74H96ZM165 75H166V76H165ZM191 75H192V74H191ZM232 75H231V76H232ZM245 75H244V76H245ZM247 75H248V74H247ZM62 76H64V77H62ZM70 76H71V78H70ZM115 76L118 77V78H117V79H114ZM181 76H182V78H183V74H182ZM181 76H180V77H181ZM231 76H228V77H231ZM238 76H239V74H238ZM1 77H2V76H1ZM12 77H14V76H12ZM25 77H26V75H25ZM57 77H58V76H57ZM60 77L63 78L64 81L61 82V80H60L61 78H60ZM95 77L97 78V76H95ZM100 77H101V76H100ZM112 77H113V78H112ZM145 77H146V76H145ZM148 77L151 78L149 75L147 76V78H148ZM154 77L157 78L156 81L158 80V81L156 82V84H155V79H154ZM160 77H159V78H160ZM190 77H191V76H190ZM193 77L196 78L195 75H194ZM240 77H242V76H240ZM247 77H248V76L245 77L246 79L244 78L245 81L248 79ZM16 78H17V77H16ZM55 78H56V76H55ZM55 78H54V79H55ZM86 78H87V79H86ZM96 78H95V79H96ZM209 78H210V77H209ZM6 79H7V78H6ZM28 79H29V78H28ZM63 79H62V80H63ZM113 79H114V80H113ZM199 79H200V78H199ZM212 79H213L214 81H213ZM226 79H228V78L226 77ZM241 79H242V78H241ZM241 79H240V80H241ZM262 79H263V78H262ZM17 80H18V79H17ZM142 80H143L144 82H143ZM146 80H147V79H146ZM148 80H149V79H148ZM151 80H150V81H151ZM160 80H161V79H160ZM182 80H183V81H182ZM200 80H201V79H200ZM203 80H201V81H203ZM211 80H212V81H211ZM0 81H1V79H0ZM2 81H3V80H2ZM24 81H25V80H24ZM54 81H55V80H54ZM76 81H78V82H76ZM94 81H95V80H94ZM236 81H238V80L235 79V82H236ZM242 81H243V80H242ZM242 81H241V82H242ZM253 81H254V80H253ZM257 81H258V80H257ZM4 82H5V81H4ZM19 82H20V81H19ZM66 82H67V83H66ZM96 82H97V81H96ZM151 82H152V81H151ZM178 82H180V83L182 84V86L180 85L181 87L178 85ZM231 82H232V81H231ZM233 82H234V81H233ZM74 83H75V85H73ZM97 83L100 85V82H97ZM102 83H103V82H102ZM102 83H101V86H103V85L105 86V84H108V83H104V84H102ZM162 83H161V84H162ZM191 83H192V82H191ZM193 83H192V85H193ZM224 83H225L226 85H225ZM247 83H248V82H247ZM253 83H254V82H253ZM13 84H14V83H13ZM98 84H95V85L98 87V86H99ZM154 84H155V85H154ZM172 84H173V88H172ZM238 84H239V83H238ZM249 84H250V83H249ZM0 85H1V83H0ZM3 85H4V83H3ZM45 85H47V84H45ZM88 85H89V84H88ZM88 85H87V87H88ZM156 85H159L158 88H157ZM233 85H234V84H233ZM239 85H240V84H239ZM261 85H262V84H261ZM261 85H260V86H261ZM263 85H264V84H263ZM16 86H17V85H16ZM19 86H20V83H19ZM28 86H29V85H28ZM28 86H27V87H28ZM81 86H82V85H81ZM101 86H99V87L101 88ZM155 86H156V87H155ZM188 86H189V85H188ZM193 86H194V85H193ZM193 86H192V87H193ZM225 86H226V87H225ZM234 86H235V85H234ZM242 86H243V85H242ZM244 86H245V85H244ZM244 86H243V88H244ZM5 87H6V86H5ZM23 87H24V86H23ZM41 87H42V86H41ZM82 87H83V86H82ZM97 87H96V88H97ZM137 87H140V88L138 89ZM142 87H143V88H142ZM176 87H177V88H176ZM189 87H190L189 89L191 90V86H189ZM195 87H194V88H195ZM201 87H200V88H201ZM230 87H232L233 89L236 88V86H235V88H234L233 86H230ZM253 87H254V86H253ZM261 87H262V86H261ZM1 88H2V87H1ZM6 88H8V87H6ZM63 88H64V87H63ZM84 88H85V86H84ZM145 88H146V87H145ZM145 88H144L143 90H145ZM196 88H197V87H196ZM196 88H195L194 90H196ZM200 88H199V89H200ZM202 88H201V89H202ZM243 88H242V90H244ZM249 88H250V87H249ZM3 89H4V87H3ZM25 89H26V88H25ZM29 89H31V88H28V89H27V92L31 93L30 91H31L32 89H31V90H29ZM43 89H44V88H43ZM151 89H150V90H151ZM176 89H177L178 91H177ZM185 89L188 90V87H186ZM199 89H198V90H199ZM258 89H259V88H258ZM258 89H257V90H258ZM263 89H264V87H263ZM12 90H13V89H12ZM28 90H29V91H28ZM90 90H93V88L90 89ZM94 90H95V89H94ZM187 90H186V94L184 93V94H185V97H184V95H183L182 97H184V98H182V99H185V98L187 97V94L189 93V92L187 93ZM190 90H189V91H190ZM192 90H193V89H192ZM198 90H196V91H197V93H199V98H198V99H200L201 97H203V95L200 93V91L198 92ZM231 90H232V89H231ZM231 90H230V91H231ZM236 90H237V89H236ZM236 90L233 91V92L236 93ZM245 90H246V89H245ZM250 90H251V89H250ZM260 90H261V89H260ZM4 91L7 92L8 90H5V89H4ZM23 91H24V90H23ZM32 91H33V90H32ZM34 91L36 92V90H34ZM39 91H40V90H39ZM79 91H80V92H79ZM145 91H146V90H145ZM145 91H144V92H145ZM230 91H229V93H230ZM239 91H240V90H239ZM255 91H256V90H255ZM6 92H5V93H6ZM101 92H102V93H101ZM136 92H138V93H136ZM183 92H185L184 89H183L182 93H183ZM258 92H259V91H258ZM29 93L26 94V97L28 98L29 96H31V97H30V99H31L32 96H33V94H34V92H32L33 94H31V95H30ZM41 93H42V92H41ZM41 93H40V94H41ZM68 93H69V92H68ZM68 93H67V98H69V96L71 95V93H69V94H68ZM98 93H99V94H98ZM176 93H177V94H176ZM192 93H194V92H191V96H192ZM229 93H228V94H229ZM231 93H232V92H231ZM239 93H240V92H239ZM242 93H244V92H242ZM242 93H241V94H242ZM252 93H253V91H252ZM261 93H262V92H260V94H257V96H259V95L261 96V95H262ZM2 94H3V93H2ZM7 94H8V93H7ZM12 94H13V93H12ZM23 94H24V93H23ZM86 94H87V93H86ZM97 94H98V96H97ZM141 94H143V93H141ZM151 94H153V93H150V95H151ZM178 94H179V95H178ZM263 94H264V92H263ZM9 95H10V94H9ZM36 95H37V94H36ZM50 95H51V94H50ZM130 95H131L132 97H131ZM176 95H178V96L176 97ZM193 95H196V94H193ZM200 95H201V97H200ZM216 95H218V93H217ZM219 95H220V94H219ZM253 95H254V93H253ZM253 95L251 94V96H253ZM72 96H71V98H72ZM89 96H88V97H89ZM108 96H109L110 99L112 100V103L107 101V97H108ZM125 96H127V97H125ZM191 96H190V98H192ZM222 96H223V95H222ZM228 96H229V95H228ZM4 97H5V96H4ZM4 97H3V98H4ZM22 97H24V96H22ZM51 97H52V96H51ZM109 97H108V99H109ZM133 97H134V98H133ZM173 97H174V98H173ZM188 97H189V96H188ZM188 97H187V98H188ZM224 97H225V96H224ZM231 97H232V94H231ZM231 97H229V98H230V102L227 100V103L229 102L230 104H226V105H227L228 108H229V107H230V108L233 107V109H230V110H231V111H230V110H228V109L225 107L228 111H230V112L228 113V114H229L228 118L232 117V118L235 119V117H238V116L240 117V115H241L243 112H244L246 118H245V117H244L245 119H244V118H242V119L239 118V119H241V120L238 119L240 122H242V120H247L246 113H249V115H251V117H252V114H250V112H251L252 110H249V112L247 111V109H250V108H247V107H250V106H249L250 104H248V106L245 105V108L243 107V105H240V104H241L240 102H239L240 104H238V102H237L238 105L236 104V105L232 106L233 104H235V102H234L235 100H234V96H233L232 98H233L234 101L232 102V101H231V100H232ZM253 97H254V96H253ZM262 97H263V95H262ZM67 98H66V100H68V101L65 102V103H68V105L66 104V106H68V108H71V109H72V113H73L75 110H78L79 107H78L77 105H78V104L80 103V101L83 100V99H81V100H80V99H76V100H74V99L72 98L71 101H70V100H69L70 98H69V99H67ZM82 98H84V96H83ZM85 98H86V95H85ZM85 98H84V99H85ZM127 98H128V99H127ZM187 98H186V99H187ZM190 98H189V100H190L189 102H190V104H191V107L194 108L195 106H193V105H195V104H193V101H194L195 98L193 97V101H192ZM218 98H220V96H219ZM218 98H217V99H218ZM244 98H245V97H243V99H244ZM18 99H20V98H18ZM24 99H25V98H24ZM60 99H61V98H60ZM64 99H65V98H64ZM89 99H91V98H89ZM89 99H88V102H89V104H90ZM110 99H109V100H110ZM198 99L196 98V100H198ZM201 99H202V98H201ZM201 99H200V101H201L200 103L202 104V103L204 102L203 100H205V99H204V97H203V100H201ZM224 99L226 100V98H223V101H225ZM236 99H237V98H236ZM253 99H254V98H253ZM259 99H260V98H259ZM27 100H28V99H27ZM27 100H26V101H27ZM54 100H55V99H54ZM62 100H63V99H62ZM73 100H74L75 102H76L77 100H80V101L76 102V103H77V104H76L75 102H73ZM129 100H130V101H129ZM134 100H133V101H134ZM196 100H195V101H196ZM213 100L215 101L216 99L213 97ZM221 100H222V99H221ZM262 100H263V99H262ZM13 101H14V99H13ZM30 101H31V100H30ZM85 101H86V99H85ZM100 101H101V100H100ZM103 101H101V102H103ZM140 101H139V102H140ZM145 101H147V100H145ZM148 101H149V100H148ZM150 101H151V100H150ZM150 101H149V102H150ZM183 101H184V100H183ZM186 101L188 102V100H186ZM195 101H194V102H195ZM198 101H199V100H198ZM202 101H203V102H202ZM214 101H212V102H214ZM245 101H246V99H245ZM251 101H252V100H251ZM257 101H258V99H257ZM5 102H6V101H5ZM19 102H21V101H19ZM58 102H59V100H58ZM63 102H64V101H63ZM82 102H83V101H82ZM88 102H87V103H88ZM95 102H98V101L96 100ZM184 102H185V101H184ZM231 102H232L233 104H232ZM254 102H255V101H254ZM1 103H2V102H1ZM27 103H28V102H27ZM33 103H34V102H33ZM59 103H60V102H59ZM59 103H58V104H59ZM108 103H109V104H108ZM134 103H135V101H134ZM162 103H163V104H162ZM166 103H167V104H166ZM208 103H209V105H210V104H211V101H210V102H206V101H205V103L202 104V106H203V108H204V111H203L202 109H201V110L198 109V108L202 107L201 104H200V106H199L198 108L195 107V109H198V110H195V109H193V108H191V107H189V106H188V108H185V109H188V111L191 110V112H192V111L194 110L195 112H197L198 115H197L196 113H194V111H193V113L196 114V117H197V116H200V115H199L200 112L203 111V112L201 113V116H202V117H198V118H199L198 120H196L197 118H195V120H196V121H199L200 128L203 129L205 132L208 133V134H207V137H208V138H207L206 136H205L206 138L203 136L205 140L207 139L206 143L210 140L209 138L214 137V139H215L216 136H219V135H221V134L223 135L224 133H226V134H225L226 136L223 138V140H221V144H223V145H221V144L218 142V141H220V140H217L216 143L218 142L217 144H218V145L220 144L221 146H220V145L218 146L216 143H213V140H214V139L211 140V141H212L211 143H213L212 145L216 144V145L218 146V148L220 147V149H222L224 152H225V151H227V152L229 151V147H230V145H231V148H233V149H235L238 145L240 146V144L242 143L240 140H239V141H240L241 143L236 144L237 146H234V143L232 142L233 137H232V134H231V133L233 132V131H232V130H233V125H234V127H235V124H236V123L234 124L233 121H231V122L228 121L229 124H231V123L233 124V125H232V124L229 125V124H226L227 121H226V122L224 121L225 118L227 119V114H226V113H227V112H226L227 110L225 111L226 113L223 111V113H224L226 116L223 115V116H225V117H223V119H222L221 116H220V114H221L220 112H222V109L224 108V107L222 108L223 105L221 106V109H220V107H219V110H221V111H219V110H217V109L214 108V107H216L215 105H217V104H216V101L213 103V104H215V105L211 104V107H209ZM262 103H263V102H262ZM16 104H17V103H16ZM28 104H29V103H28ZM28 104H27V105H28ZM30 104H31V103H30ZM34 104H35V103H34ZM52 104H53V103H52ZM60 104H61V103H60ZM81 104H83V103H81ZM85 104H86V103H84L83 106H84ZM92 104H93V105H92ZM95 104H96V103H95ZM95 104H94V103H91V106H94V107H93L94 110H93V109L91 110L90 108H88V107H87L88 104H86L85 107H84V109H86V110H82V109H83V106H82V109H80V110L83 111V112L81 111V112H82L81 115H83V114L85 115L86 113H87L86 115H89V114H90L89 116H91V115H93V116L97 115V114H95V113H96L97 111L100 112L99 107H101L102 105H101V104H96V105H95ZM103 104H104V103H103ZM144 104H146V105H144ZM185 104H186V103H185ZM196 104H197V106L199 105L198 103H196ZM205 104H207V105H205ZM221 104H223L222 101H221ZM263 104H264V103H263ZM19 105H21V104H19ZM64 105H65V104H64ZM64 105H62V107H64ZM105 105H106V104H105ZM140 105H139V106H140ZM161 105H162V106H165V107H166L165 109H168V111H166V110H162V109H164V107H161ZM218 105H219V102H218ZM255 105H256V104L251 105V108H252L253 106H255ZM258 105H259V104H258ZM258 105H256L257 108H258L257 113L260 111L259 108H262L261 105H259V106H258ZM5 106H6V105H5ZM16 106H17V105H16ZM28 106H29V105H28ZM95 106H96V107H95ZM148 106L151 108V110L154 109V106H157L158 108L161 107V108H160V110H162V111L160 112V113H161V116H162V115L165 116V117H163V119H161V121L163 120L162 124H164V125H162V126H163V128H164V132H165V133H163V130H162L163 128L161 129L162 131L158 132L157 134H156L157 131L155 130V128H157V127L154 126L155 128L153 129V131H156V132H153L154 135L156 134V136H158V137H155L154 139L156 140V138H157L156 141L159 140L160 142H162L161 145H158V144H157V145H158L157 147H156L155 145H153V146H155V149H154L153 146H152V147H149V148H148L147 146H145V142H146V144H149L150 142H151V144H152V143L155 141L152 137H150V136L153 135L152 133L150 134V132H151L150 128L147 129V127H148L149 125L147 126L146 123H149V122H145V121H148V120L151 118V116L149 115V116H150V117H148L149 119L144 121V118L147 119V117H145V116H148V114H145L146 112L144 111V112H145V113H144L142 110L149 109V108H147ZM204 106H205V107H204ZM206 106H207L208 108H206ZM219 106H220V105H219ZM224 106H225V104H224ZM246 106H247V107H246ZM3 107H4V106H2V108H3ZM7 107H8V106H7ZM9 107H10V106H9ZM31 107H32V106H31ZM55 107H56V106H55ZM58 107H59V108H62V107H60L59 105H58ZM103 107H104V106H103ZM134 107H135V108H134ZM142 107H143V108H142ZM173 107H174V108H173ZM181 107H183V104L181 105ZM212 107H213V108H212ZM27 108H28V107H27ZM68 108H67L68 111L66 110V111H62V112H63V113H64V112H69L70 109H68ZM95 108H97V109L95 110ZM137 108H138V109H137ZM141 108H142V109H141ZM152 108H153V109H152ZM172 108H173V109H172ZM175 108H176V109H175ZM190 108H191V109H190ZM246 108H247V109H246ZM257 108L255 107V109H257ZM7 109H8V108H7ZM62 109H63V108H62ZM98 109H99V110H98ZM182 109H183V108H182ZM185 109H183V110H184L183 113L186 112ZM19 110H20V108H19ZM87 110H89V111L87 112ZM149 110H150V109H149ZM173 110L175 111V113H174ZM179 110H180V109H178V111H179ZM183 110H182V111H183ZM224 110H225V109H224ZM245 110H246V111H245ZM6 111H7V110H6ZM25 111H26V110H25ZM85 111H86V113H85ZM90 111H91V113H90ZM92 111L94 112V114H93ZM95 111H96V112H95ZM164 111H165V112H164ZM172 111H173V112H172ZM180 111H181V110H180ZM182 111H181V113H182ZM199 111H200V112H199ZM255 111H256V110H255ZM262 111L264 112V107H263L262 110L260 111V114H261ZM10 112H11V110H10ZM17 112H18V111H17ZM22 112H23V111H22ZM75 112H76V111H75ZM78 112H79V111H78ZM99 112H98V113H99ZM117 112H118V113H117ZM148 112H149V111H148ZM152 112H153V111H152ZM162 112H163V113H162ZM263 112H262V114H261V115H263L262 117H261V116H259V117L257 116L258 118H255L256 121H257V119L259 120V121H257V122L255 121L256 126L259 127V125H261L260 127H261L262 130L258 132V133L261 132V135H257V136L252 137V138L249 136V137L251 138L249 141L246 140L247 137L244 138V137L242 136V137H243L242 141H243V140L247 141V142H245V143H246V145H248L247 147L250 148V149H249V150H250V151H249L250 153H248V149H247V151H246L247 154H249L250 156H253V157H254V156H258L259 161L262 160V163H263V159H264V136H262V133H264V132H263V128H262L263 125H264V120H263V118H264V113H263ZM7 113H8V112H7ZM52 113H53V112H52ZM150 113H151V112H150ZM150 113H149V114H150ZM165 113H166V115H165ZM173 113H174V114H173ZM177 113H178V112H177ZM177 113H176V114H177ZM179 113H180V112H179ZM183 113H182V114H183ZM188 113H189V112H188ZM188 113L186 112V114H187L188 116H190V113H189V114H188ZM251 113H255V112L253 111V112H251ZM32 114H33V113H32ZM60 114H61V112H60ZM76 114H77V113H76ZM118 114H119V115H118ZM144 114H145V115H144ZM151 114H152V113H151ZM153 114H154V113H153ZM258 114H259V113H258ZM1 115H2V114H1ZM51 115H52V114H51ZM79 115H80V114H79ZM84 115L82 116L83 118H84ZM183 115H185V114H183ZM247 115H248V114H247ZM254 115H255V114H254ZM254 115H253V116H254ZM256 115H257V114H256ZM3 116H4V115H3ZM109 116H110V115H109ZM117 116H118V117H117ZM154 116H156V115H154ZM176 116L181 117V118H178V119H180L179 122H181V123L178 122V124H180L179 126H178V124H177V122H176V119H177ZM188 116H183V117L187 118ZM194 116H195V115H194ZM242 116H243V114H242ZM63 117H64V115H63ZM78 117H79V116H78ZM80 117H81V116H80ZM80 117H79V118H80ZM91 117H92V116H91ZM91 117H90V118H91ZM96 117H97V116H95V118H96ZM99 117H100V116H99ZM101 117H103V115H102ZM174 117H175L176 119H175ZM254 117H255V116H254ZM260 117H261V118H260ZM95 118L92 117L91 119H89V120H90L89 122H88V119H87V122L91 125L90 122H91L92 119H93V121L95 120V122L97 121ZM106 118H107V116H106ZM111 118H112V117H111ZM152 118H156V117H153V116H152ZM164 118H165V119L167 118V120H164ZM191 118H192V114H191L190 120H192ZM68 119H69V118H68ZM81 119H82V118H81ZM107 119H108V118H107ZM158 119H159V118H158ZM174 119H175V120H174ZM10 120H11V119H10ZM31 120H32V119H31ZM63 120H64V118H63ZM99 120H102V118L99 119ZM103 120L106 121V119H103ZM150 120H151V119H150ZM152 120H153V119H152ZM156 120H157V119H156ZM195 120H194V121H195ZM238 120H237V121H238ZM249 120H250V119H249ZM251 120H253V117H252ZM15 121H16V120H15ZM15 121H14V122H15ZM67 121H68V120H67ZM111 121H112V120H111ZM119 121H120V122H119ZM153 121H155V120H153ZM153 121H152V122H153ZM166 121H167V122H166ZM196 121H195L194 123H196ZM5 122H6V124H7L8 121H5ZM5 122H3L4 125H5ZM21 122H22V121H21ZM24 122H26V121H24ZM30 122H31V121H30ZM33 122H35V120H33ZM45 122H46V121H45ZM45 122H44V123H45ZM61 122L63 123L64 121L61 120ZM69 122H70V120H69ZM72 122H73V121H72ZM114 122H113V123H114ZM152 122L149 123V124H150V127H151ZM187 122H188V121H187ZM187 122H186V123H187ZM191 122H193V121H191ZM240 122H239V124H241ZM258 122H259V125H257ZM3 123L0 124V125L3 126ZM8 123H9V122H8ZM70 123H71V122H70ZM79 123H80V122H79ZM194 123H192L191 125H194ZM246 123H247V122H246ZM248 123H249V122H248ZM10 124H12V123H10ZM51 124H52V123H51ZM55 124H56V123H55ZM74 124H75V123H74ZM96 124H97V123H96ZM182 124H183V125H182ZM196 124H198V123H196ZM255 124H254V125H255ZM29 125H30V124H29ZM31 125H33V124L31 123ZM31 125H30V126H31ZM65 125H66V124H65ZM67 125H68V124H67ZM78 125H79V124H78ZM81 125H82L83 127H80V128H83L84 130L86 129V127H87L86 130L90 129V126H88L87 124H81ZM105 125H106V124H105ZM152 125H153V124H152ZM156 125H157V124H156ZM236 125H237V124H236ZM251 125H252V124H251ZM1 126H0V128H1ZM5 126H6V125H5ZM5 126H3V128H4ZM13 126H14V125H13ZM44 126H45V125H44ZM57 126H58V124H57ZM72 126H73V124H72ZM91 126H93V124H92ZM98 126H99V125L97 124V128H98ZM111 126H112V125H111ZM115 126H116V125H115ZM146 126H147V127H146ZM183 126H185L186 128H183ZM231 126H232V127H231ZM247 126H248V125H247ZM252 126H253V125H252ZM10 127H11V126H10ZM10 127H9V128H10ZM64 127H65V126H64ZM67 127H68V126H67ZM100 127H101V126H100ZM109 127H110V126H109ZM181 127H182V129H181ZM239 127H241V125H240ZM243 127H244V126H243ZM243 127H242V128H243ZM258 127H257V128H258ZM260 127H259V128H260ZM3 128H1V129H2V133H3V135H4L6 131L4 132V131H3ZM5 128H7V126H6ZM5 128H4V130H6ZM13 128H14V127H13ZM18 128H19V127H18ZM76 128H77V125H76ZM80 128H79V129H80ZM92 128H94V130L97 129V128H95V127H92ZM114 128H115V127H114ZM114 128H113V129H114ZM117 128H116V129H117ZM152 128H153V127H152ZM196 128H197V127H196ZM196 128H195V129H196ZM236 128L238 129V126H237ZM236 128H234V129L236 130ZM242 128H240V129L242 130ZM66 129H69V128H66ZM104 129H106V128H104ZM107 129H108V128H107ZM188 129H189L190 131H189ZM195 129L193 130L194 132L191 133V134H193V138H191L192 141L189 142V143H186V142H185L186 144H189V145H190V143H192V144L197 143V144H198L200 141H203V139H201V140H197V142H194V141L196 140V139L194 140V137H195V136H194V134H195ZM230 129H232V130L230 131ZM245 129H247V128H244V130H245ZM71 130H72V129H71ZM71 130H70V131H71ZM76 130H77V129H76ZM110 130H111V129H110ZM158 130H159V129H158ZM182 130H185V131L187 132L188 136H187L186 132L183 133ZM196 130H197V129H196ZM235 130H234V132H235ZM258 130H259V129H258ZM258 130H256V131H258ZM14 131H15V130H14ZM17 131H18V130H17ZM66 131H67V130H66ZM78 131L81 132V130H78ZM99 131H100V129H99ZM177 131H178V133H176ZM180 131H181V134L179 133ZM199 131H200V130H199ZM246 131H247V130H246ZM253 131H255V129H253ZM15 132H16V131H15ZM56 132H57V131H56ZM67 132H68V131H67ZM73 132L76 134V136H78V134H77L74 130L72 131V134H74ZM97 132H98V130H97ZM105 132H106V131H105ZM161 132L163 133V136H162L163 138H167V137H168V143H169V144L167 143V145H165L164 142H167V140H166V141H162L163 139H162V140L159 139V138L161 137V136H159V133H161ZM227 132H228V133H227ZM236 132H237V131H236ZM236 132H235V133H236ZM247 132H248V131H247ZM2 133H1V131H0V135H2ZM8 133H9V132H8ZM11 133H12V132H11ZM83 133L85 134V132H83ZM101 133H102V132H101ZM127 133H128V134H127ZM148 133H149V134H148ZM162 133H161V134H162ZM196 133H197V132H196ZM200 133H202V132H200ZM235 133H233V134H235ZM243 133H244V132H243ZM29 134H30V133H29ZM55 134H56V133H55ZM90 134H91V133H90ZM145 134H146V135H145ZM161 134H160V135H161ZM164 134H167V135H164ZM179 134H180V135H179ZM184 134H186V135H184ZM203 134H204V133H203ZM203 134H202V135H203ZM205 134H206V133H205ZM205 134H204V135H205ZM229 134H231V135H229ZM236 134H240V133H236ZM236 134H235V135H236ZM5 135H6V134H5ZM64 135H66L65 132H64ZM128 135H129V136H128ZM144 135H145V136H144ZM176 135H177V137H176ZM195 135H196V138H198V137L200 136V135H199V136L197 137L198 134H195ZM15 136H16V135H15ZM43 136H44V135H43ZM55 136H56V135H55ZM61 136H62V135H61ZM66 136H67V135H66ZM66 136L64 137V138H65V141H64L62 144H61V140H60V141L58 140V141L60 142V146H59V148H61L62 150L59 149L58 146H57L56 149H55V151H56V150H57V151L61 150V151H62V154L65 153V156H66V154H68V156H67L68 158H70V157L72 158V157H73V158H75L76 160L80 159V161H79V165H80V163H81L80 166H82V167H83V165H84V167L86 166V167L84 168V170H85L86 168H87V170H86V172L83 171V173H82L81 171H79V170H77V171L79 172V174L82 173L83 176H86L85 178H87V176H88L90 173L93 174L92 171L94 172V169L91 171L89 167H91V166L95 163V162H94V163H93V162L91 163V161H89V163H91V164H88L87 160H88V159H89V160L92 159V158L90 159V157L88 156V152H89V150H90V152H89L90 155L92 154L91 156L97 157V155H96L97 153L95 152V150H94V151L92 150V151H93V152H92L91 149H92L93 147H95L94 145H98L97 142H96V140H99V139H95V141H94V143H93V144H94L93 147H92L90 144H88L89 146H87V143H86L85 141H86V140L89 141V140H88V137H87L86 140H85V138H84L85 141H84V140H83V141H82V140L80 141V142H83L82 144L79 143V144H77L78 146H75V145H72V143L69 141V140H71L72 137H69V136L66 137ZM73 136H74V135H73ZM165 136H166V137H165ZM209 136H210V137H209ZM236 136H238V135H236ZM0 137H2V136H0ZM53 137H54V136H53ZM141 137H143V139H142ZM148 137H150V138H149V141H148V143H147V138H148ZM190 137H191V136H190ZM203 137H202V138H203ZM2 138H3V137H2ZM49 138H50V137H49ZM62 138H63V136H62ZM64 138H63V139H64ZM67 138H68V139H67ZM69 138H70V139H69ZM73 138H75V137H73ZM78 138L82 139L83 136H81V137L79 136ZM78 138H77V139H78ZM100 138H101V137H100ZM104 138H105V137H104ZM145 138H146V139H145ZM231 138H232V140H231ZM234 138H235V137H234ZM240 138H241V137H240ZM0 139H1V138H0ZM8 139H9V138H7L6 141H8ZM22 139H23V138H22ZM57 139H58V138H57ZM77 139H76V141H79V139H78V140H77ZM119 139H121V140H119ZM127 139H128V142H129V143L127 142ZM141 139L143 140V143L141 142V143H142V146H141V143L139 142V140H141ZM152 139H153L154 141H153ZM191 139H190V140H191ZM208 139H209V140H208ZM237 139H239V138H237ZM137 140H138V142L140 143V146H141L142 149H143V150L141 149L142 151L139 150V149L141 148L139 145L136 144V145H137V146L135 145L136 148H134V146H132V144H134V142L137 141ZM142 140H141V141H142ZM164 140H165V139H164ZM180 140H181V137H180ZM205 140H204V142H205ZM234 140L237 142L236 139H234ZM1 141H2V140H1ZM144 141H145V142H144ZM152 141H153V142H152ZM156 141H155V142H156ZM175 141H177V143H174ZM187 141H188V140H187ZM239 141H238V142H239ZM2 142H3V141H2ZM25 142H28V141H25ZM50 142H51V141H50ZM84 142H85L86 144H85ZM95 142H96V143H95ZM126 142H127V143H126ZM214 142H215V140H214ZM88 143H89V142H88ZM98 143H99V142H98ZM139 143H138V144H139ZM179 143H180V142H179ZM202 143H203V142H202ZM206 143H205L204 145H206V146L208 145V146H207V150H208V153H209V150H211L213 147H211L212 145L209 146V144H206ZM231 143L233 144L234 147H232V144H231ZM247 143H248V144H247ZM0 144H3V143L0 142ZM24 144H25V143H24ZM100 144H102V143L100 142ZM125 144H126V145H125ZM127 144H130V146L128 145V148H127L128 151H129V152L127 151L128 154H129V157L127 156L129 161H128V160L125 161V160H126V159H125V158H126V157H125L126 154H124V156H121V158L119 159V161L122 159V160L119 162L118 159H117V158L120 157V156H119V153L121 152V154H122V151H123V150H127L126 148H125V149H122V148H124V146L126 147ZM143 144H144V146H143ZM197 144H194V146H195V147L193 146V147H194V148H193L194 150L192 149V147H190L189 149H186V151H188L187 153H188L189 155L191 154V153H189V152L191 151L190 149H192V150L194 151V155L191 154V155L189 156V158H188V156L185 154V155L187 156V158H188V159L186 158L188 164H191V165L189 166L190 168L188 167L189 169L186 171L187 175H186V173H185L184 175H186V177L189 176L191 180L196 179V178L199 177V176L201 177V175L204 173V171H202V170H204V168L207 167L206 164H207V165H210V161H211V158H210V161H209V160L207 161V159H206L207 157L205 158V156L208 155L207 153H206L207 155L205 154V156H204V153H205L204 151H205V149H206V148H205L206 146H202L203 144L199 145L200 143L198 144L199 147L202 146L203 148H205L204 151H203V150H200V149H199V147H198ZM5 145H6V143H5ZM29 145H30V144H29ZM31 145H32V144H31ZM56 145H58V144H56ZM181 145H180V146H181ZM189 145H185L186 147L182 148V150L185 149V148H188L187 146H189ZM196 145H197V146H196ZM241 145H242V144H241ZM24 146L26 147V144H25ZM24 146H23V147H24ZM54 146H55V144H54ZM90 146H91L92 148H90ZM138 146H139V148H137ZM159 146H161V147H159ZM242 146H245V145H242ZM242 146L240 147V149H242ZM88 147H89V148H88ZM143 147H144V148L147 147V149H144ZM177 147H178V146H177ZM197 147H198V148H197ZM209 147H210L211 149H210ZM222 147H224V149H223ZM48 148H49V149H48ZM48 148H47L48 151L52 150L50 147H48ZM102 148H103V147H102ZM107 148H110V149L108 150ZM151 148L154 149L155 152H154V151L150 152V151L152 150ZM157 148H159V149L162 148V150H161V149L159 150V149H157ZM203 148H202V149H203ZM216 148H217V147H216ZM231 148H230V151H231ZM243 148H244V147H243ZM45 149H46V148H45ZM58 149H59V150H58ZM88 149H89V150H88ZM103 149H104V148H103ZM148 149H149V151H148ZM150 149H151V150H150ZM164 149H166V150H164ZM214 149H215V148H214ZM18 150H19V149H18ZM43 150H44V149H43ZM137 150H139V151H141V152L138 153ZM146 150H147V151H146ZM163 150H164V151H163ZM195 150H196V151H195ZM216 150H218V149H216ZM216 150H215V151H216ZM237 150H238V149H237ZM237 150H236V151H237ZM242 150H243V149H242ZM242 150H241V151H242ZM31 151H32V149H31ZM61 151H59V153H60ZM87 151H88V152H87ZM107 151H108V152H107ZM110 151H111V152H110ZM130 151H131V153H130ZM136 151H137V152H136ZM145 151H146V152H145ZM160 151H162L163 153L165 152V154H163L164 156L162 155V153H161ZM172 151H176V150H175V147H173ZM184 151H185V150H184ZM184 151H182V152L185 153ZM202 151H203V152H202ZM239 151H240V150H239ZM4 152H5V150H4ZM20 152H21V151H20ZM22 152H23V151H22ZM124 152H125V151H124ZM142 152L144 153V155H143L142 157H140V158H141V159H140L138 156H141V155L143 154ZM191 152H192V151H191ZM195 152H196V153H195ZM211 152H213V151H211ZM218 152H221V150H220V151L218 150V151L215 153V155H217V154L220 155V153H218ZM224 152H221V154H222L221 156H222V157L225 155V154H223ZM227 152H225V153L227 154V156H228L229 154H231V153H229V152L227 153ZM231 152H232V151H231ZM233 152H234V151H233ZM14 153H15V152H14ZM41 153H43V157L40 156V158L42 157V158L45 159V157H46V156H45V153L42 151V152H40V155H41ZM47 153H48V152H47ZM47 153H46V154H47ZM50 153H51V152H50ZM50 153H49V154H50ZM56 153H57V152H56ZM95 153H96V154H95ZM132 153H133V154H132ZM135 153H136V156H137L139 159H138L137 157H136L137 159H134L135 157H133V156L135 155ZM141 153H142V154H141ZM145 153H146V154H145ZM159 153H160V154H159ZM175 153H176V152H175ZM178 153H179V152H178ZM192 153H193V152H192ZM237 153L239 154V157H240L241 153H240V152H237ZM237 153H236L235 156H234V154H233L232 156H233L234 158H236ZM244 153H245V149H244ZM251 153H252V154H251ZM26 154H27V153H26ZM51 154L54 155V151H53V153H51ZM121 154H120V155H121ZM138 154H141V155H138ZM180 154H181V153H180ZM180 154H179V155H180ZM211 154H212V153H211ZM254 154H255V155H254ZM23 155H25V154L23 153ZM28 155H29V154H28ZM57 155H58V153H57ZM95 155H96V156H95ZM122 155H123V154H122ZM132 155H133V156H132ZM147 155H148V156H147ZM160 155H161V156H160ZM169 155H171V154H169ZM179 155H176V156H179ZM242 155H243V154H242ZM242 155H241V156H242ZM244 155H245V154H244ZM244 155H243V156H244ZM15 156H16V155H15ZM59 156H60V154L58 155V157H59ZM150 156H151V155H150ZM152 156H151V157H152ZM174 156H175V155H174ZM191 156H192V157H191ZM209 156H210V155H208V157H209ZM212 156H213V154H212ZM212 156H211V157H212ZM221 156H219V157H221ZM225 156H226V155H225ZM4 157H5V156H4ZM18 157H20V156L18 155ZM60 157H61V156H60ZM60 157H59L56 161H58L59 159H61ZM77 157H78V158H77ZM88 157H89V158H88ZM98 157L100 158L99 153H98ZM98 157H97V158H98ZM122 157H123V158H122ZM130 157H131V159H130ZM132 157H133L134 161L139 160V162L137 161V163L134 164L135 162H132V160H133ZM145 157H146V159H145ZM171 157H172V156H171ZM216 157H217V156H216ZM222 157H221V158H222ZM245 157H246V156H245ZM253 157H250V159L252 160ZM260 157H263V158L260 159ZM26 158H27V157H26ZM154 158H155V157H154ZM212 158H213V157H212ZM237 158H238V157H237ZM240 158H241V157H240ZM19 159H20V158H19ZM27 159H28V158H27ZM47 159H48V158H47ZM151 159H153V158H151ZM161 159H163V158H161ZM165 159H166V158H165ZM189 159L191 160V162H189ZM225 159H227L228 161H230V159L227 158V157H226ZM225 159H224V160H225ZM250 159H249V160H250ZM254 159H255V158H254ZM254 159H253V162H254ZM256 159H257V158H256ZM3 160H4V159H3ZM51 160H52V159H51ZM53 160H55V159L53 158ZM61 160H62V161L64 160L63 156H62V159H61ZM61 160H60V161H61ZM68 160H69V159H68ZM92 160H93V159H92ZM110 160H111V161H110ZM116 160H117V161H116ZM123 160H124V161H123ZM186 160H185V161H186ZM212 160H213V159H212ZM221 160H222L221 162L224 161L223 158H222ZM227 160H225L226 163H227ZM6 161H7V160H6ZM21 161H22V159H21ZM34 161H35V160H34ZM43 161H44V160H43ZM65 161H67V160H65ZM69 161H70V160H69ZM130 161H131V162H130ZM142 161H141V162H142ZM151 161H152V160H151ZM160 161L162 162V160H160ZM242 161H243V160H242ZM246 161H247V160H246ZM259 161H257V162H259ZM11 162H12V161H11ZM22 162H23V161H22ZM36 162H37V161H36ZM53 162H55V161H53ZM58 162H59V161H58ZM58 162H57V163H58ZM104 162H106V163H104ZM114 162H115V163H114ZM141 162H140V164L143 166L144 164L141 163ZM143 162H144V161H143ZM177 162H178V161H177ZM182 162L185 163L184 160H183ZM207 162H209V164H208ZM221 162H220V164L222 165ZM250 162H251V161H250ZM40 163H41V162H40ZM47 163H49V159H48V162H47ZM47 163L45 162L46 165H47ZM120 163H123V164H120ZM130 163H131V164H130ZM144 163H145V165H144L143 167H148V169L150 168V166H152V165H150L149 163H147V164H148V165H147V164H146V161H145ZM179 163H180V162H179ZM224 163H225V162H224ZM241 163H242V162H241ZM241 163H240V165H241ZM243 163H244V161H243ZM254 163H255V162H254ZM8 164H9V163H8ZM18 164H19V163H18ZM21 164H22V163H21ZM45 164H44V165H45ZM128 164L133 165V167L130 166V167H131V168H130V167L128 166ZM140 164H139V165H140ZM153 164H154V163H153ZM185 164H186V163H185ZM212 164H213V162H212ZM220 164H219V165H220ZM229 164H230V162H229ZM252 164H253V163H252ZM256 164H257V163H256ZM24 165H25V164H24ZM41 165H42V164H41ZM97 165H99V164H97ZM106 165H107V164H106ZM126 165H127V166H126ZM146 165H147V166H146ZM155 165H156V164H155ZM215 165H216V164H215ZM217 165H218V164H217ZM219 165H218V166H219ZM225 165H227V164H225ZM248 165H249V164H248ZM260 165H261V164H260ZM14 166L16 167L15 164H14ZM22 166H23V164H22ZM22 166H21V167H22ZM36 166H37V165H36ZM36 166H35V167H36ZM39 166H40V165H39ZM47 166H48V165H47ZM51 166H52V164H51ZM66 166H67V165H66ZM99 166H100V165H99ZM142 166H141V167H142ZM187 166H188V165H187ZM203 166H204V168H203ZM211 166H212V165H211ZM241 166H243V165H241ZM252 166H253V165H252ZM41 167H42V166H41ZM44 167H45V166H44ZM110 167H112L111 164H110ZM122 167H123V166H122ZM126 167H127L128 169H126ZM139 167H140V166H139ZM163 167H164V166H163ZM201 167H202V168H201ZM213 167H214V166H213ZM227 167H228V166H227ZM244 167H246V165H244ZM247 167H248V166H247ZM260 167H261V166H260ZM260 167H259V168H260ZM5 168H6V167H5ZM10 168H11V167H10ZM10 168H9V169H10ZM19 168H20V167H19ZM103 168H104V167H103ZM105 168H109V167L107 166V167H105ZM105 168H104V169H105ZM113 168H115V167L113 166L112 168H109L111 172H112V170H115V169H116V168H115V169H113ZM123 168H124V167H123ZM123 168H122V169H123ZM129 168H130V169H129ZM156 168H158V166H157ZM200 168L202 169V170H201V175H200ZM219 168H220V171H221V167H220V166H219ZM230 168H231V167H230ZM230 168H229V169H230ZM237 168H238V166H237ZM11 169H12V168H11ZM36 169H37V168H36ZM48 169H49V167H48ZM118 169H119V168H118ZM118 169H116V171H118ZM136 169H137V168H136ZM138 169H139V168H138ZM143 169H144V168H143ZM159 169H160V168H159ZM162 169H163V168H162ZM165 169H166V168H165ZM206 169H207V168H206ZM238 169H239V168H238ZM243 169H246V168H243ZM248 169H249V168H248ZM251 169H253V172H254V168L251 167ZM12 170H14V169H12ZM17 170H19L18 167H17ZM29 170H31V169H29ZM32 170H33V169H32ZM38 170H39V169H38ZM40 170H41V169H40ZM97 170H99V169H97ZM146 170H147V168H146ZM154 170H155V168H154ZM163 170H164V169H163ZM209 170H211V169H208V171H209ZM222 170H223V165H222ZM230 170H231V169H230ZM49 171H50V169H49ZM53 171H54V170H53ZM57 171H58V170H57ZM87 171H88V173H87ZM100 171H102V170H100ZM122 171H123V170H122ZM127 171H126V172H127ZM137 171H138V170H136V173H137ZM159 171H161V169H160ZM164 171H166V170H164ZM169 171H170V170H169ZM215 171H216V170H215ZM215 171H213V172L216 173ZM227 171H228V170H227ZM233 171H234V170H233ZM233 171H232V172H233ZM243 171H244V170H243ZM260 171H261V170H259V172H260ZM22 172H23V169H22ZM26 172H27V171H26ZM33 172H34V171H33ZM51 172H52V171H51ZM84 172H85V174H84ZM105 172H106V171H105ZM107 172H109V171H107ZM114 172H115V171H113V173H114ZM124 172H125V171H124ZM139 172H141V169H140V171H138V173H139ZM154 172H155V171H154ZM234 172H235V171H234ZM259 172H258V174H259ZM263 172H264V170L262 171V173H263ZM5 173H6V172H5ZM15 173H16V171L14 170L11 174L14 175ZM20 173H21V172H20ZM27 173H29V172H27ZM36 173H38V172H36ZM42 173H43V172H42ZM136 173H134V174L136 175ZM165 173H166V172H165ZM208 173H209V172H208ZM227 173H228V172H227ZM240 173H241V171H240ZM262 173L260 172V174H262ZM9 174H10V173H9ZM9 174H8V175H9ZM11 174H10V175H11ZM22 174H23V173H22ZM50 174H51V173H50ZM52 174H53V173H52ZM110 174H111V173H110ZM117 174H118V173H117ZM128 174H132V173H128ZM143 174H144V173H143ZM160 174H162V173H160ZM163 174H164V172H163ZM176 174H177V173H176ZM210 174H211V173H210ZM217 174H218V173H217ZM242 174H243V173H242ZM8 175L6 174V177H7ZM13 175H12V176H13ZM47 175H49V174H47ZM94 175H95V174H94ZM94 175H93V176H94ZM140 175H142V173H140ZM149 175H150V174H149ZM166 175H167V173H166ZM166 175H165V176H166ZM168 175H170V174H168ZM182 175H183V174H182ZM182 175H181V176H182ZM211 175H212V174H211ZM232 175H233V174H232ZM27 176H28V175H27ZM54 176H55V175H54ZM56 176H57V175H56ZM61 176H62V174H61ZM91 176H92V175H91ZM91 176L89 175L88 177L91 178ZM119 176H120V175H119ZM131 176H132V175H131ZM131 176H130V177H131ZM152 176H153V175H152ZM165 176H164V177H165ZM179 176H180V175H179ZM179 176H178V177H179ZM225 176H226V174H225ZM227 176H228V175H227ZM242 176H243V175H242ZM261 176H264V175H261ZM3 177H5V176H3ZM3 177H1V178H3ZM6 177H5V178H6ZM8 177H9V176H8ZM14 177H15V176H14ZM19 177H20V176H19ZM19 177H18V178H19ZM23 177H24V175H23ZM28 177H29V176H28ZM30 177H31V176H30ZM96 177H97V176H96ZM110 177H111V175H110ZM112 177H113V176H112ZM115 177H116V174H115ZM141 177H142V176H141ZM150 177H151V176H150ZM172 177H173V176H172ZM208 177H209V176H208ZM230 177H232V176H230ZM240 177H241V176H240ZM245 177H246V176H245ZM15 178H16V177H15ZM35 178H36V177H35ZM44 178H45V177H44ZM46 178H47V177H46ZM55 178H56V177H55ZM59 178H60V177H59ZM71 178H72V176H71ZM94 178H95V177H94ZM100 178H101V177H100ZM100 178H99V181H101ZM128 178H129V177H128ZM143 178H144V176H143ZM168 178H170V177H168ZM168 178H167V180L169 181ZM174 178H175V177H174ZM204 178H205V176H204ZM228 178H229V177H228ZM235 178H236V177H235ZM21 179H22V177H21ZM25 179H26V178H25ZM28 179H29V178H28ZM47 179H48V178H47ZM77 179H78V178H77V176H76V180H77ZM95 179H97V178H95ZM125 179H127V177H126ZM131 179H132V178H131ZM176 179H178V178L176 177L175 180H176ZM181 179H182V178H181ZM187 179H188V178H187ZM187 179H185V181H186ZM206 179H207V177H206ZM219 179H220V178H219ZM223 179H224V178H223ZM230 179H231V178H230ZM239 179H240V178H239ZM252 179H253V178H252ZM263 179H264V177H263ZM4 180H5V179H4ZM43 180H44V179H43ZM73 180H74V179H73ZM76 180H75V181H76ZM89 180H90V179H89ZM112 180H115V178L112 179ZM128 180H129V179H128ZM146 180H147V179H146ZM188 180H189V179H188ZM207 180H208V182H209L210 179L208 178ZM207 180H206V182H207ZM214 180H215V179H214ZM243 180H244V179H243ZM249 180H250V178H249ZM5 181H6V180H5ZM15 181H16V180H15ZM63 181H64V180H63ZM65 181H66V180H65ZM78 181L81 182L80 180H77L76 182L78 183ZM117 181H118V180H117ZM134 181H135V179H134ZM165 181H166V180H165ZM171 181H172V180H171ZM180 181H181V180H180ZM193 181H194V180H193ZM223 181H225V180H223ZM229 181H231V180H229ZM233 181H235V180H233ZM252 181H253V180H252ZM2 182H3V181H2ZM44 182H45V181H44ZM114 182H115V181H114ZM174 182H176V181H174ZM174 182H173V185H175ZM181 182H182V181H181ZM190 182H191V181H190ZM194 182H198V181H194ZM194 182H191V183H194ZM199 182H200V181H199ZM212 182H213V181H212ZM21 183H22V182H21ZM62 183H63V182H62ZM136 183H137V182H136ZM160 183H161V182H160ZM162 183H163V182H162ZM167 183H168V182H167ZM176 183H177V182H176ZM183 183H186V182L183 181ZM187 183H188V181H187ZM191 183H190V184H191ZM226 183L228 184V182H226ZM232 183H234V182H231V184H232ZM250 183H251V181H250ZM254 183H255V182H254ZM258 183H259V182H258ZM64 184H65V183H64ZM110 184H111V183H110ZM115 184H117V183H115ZM123 184H124V183H123ZM125 184H128V182L125 183ZM181 184H182V183H180V185H181ZM198 184H201V183H198ZM209 184H210V183H209ZM213 184H214V183H213ZM219 184H220V183H219ZM234 184H235V183H234ZM246 184H248V183H246ZM251 184H252V183H251ZM256 184H257V183H256ZM79 185H81V186H82V185H83V186H86L85 184H82V183H78V186H79ZM112 185H113V184H112ZM128 185H129V184H128ZM130 185H132V184L130 183ZM184 185H185V184H184ZM184 185H183V187H184ZM192 185H193V184H191V186H192ZM194 185H195V184H194ZM196 185H197V183H196ZM206 185H207V184H205V186H206ZM210 185H211V184H210ZM222 185H223V183H222ZM225 185H226V184H225ZM241 185H243V184H241ZM244 185H245V184H244ZM248 185H249V184H248ZM253 185H254V184H253ZM1 186H2V185H1ZM118 186H119V185H118ZM139 186H140V185H139ZM163 186H164V183H163ZM170 186H172V185L170 184ZM186 186H187V188H188V185H186ZM189 186H190V185H189ZM198 186H199V185H197L196 188H197ZM202 186H203V185H202ZM202 186H200V187H202ZM218 186H219V185H218ZM223 186H224V185H223ZM223 186H222V187H223ZM227 186H229V184H228ZM227 186H225V187H227ZM12 187H14V186H12ZM52 187H53V186H52ZM62 187H63V186H62ZM122 187H123V186H122ZM126 187L130 188L131 186H127V185H125V187H123V191H122V193H124V191H125L124 194H127V193H126V192H127V188H126ZM135 187H136V186H135ZM148 187H149V186H148ZM151 187H152V184H151ZM156 187H157V186H156ZM181 187H182V186H180V188H181ZM192 187H193V186H192ZM200 187L197 188L198 191L196 190L195 187H194L195 189L192 190V191L196 190L195 192H197V193H195V194H197V196H198V198H199V199L195 198L197 202L194 201V199H193V200L191 199V200L193 201V206H194V203H195V207H194V209H195L196 207L200 206V210H199V211H201V213H202V209H203L204 207H207V208H208V205H204L203 203H202V204L204 205L203 207H202V204H200V205H198V206H196V205H197L198 201L200 202V197H201V195L204 193V192L202 193V191L204 190V191L206 192V188H207V187H206V188H205V187L201 188V189H203V190H201ZM212 187H213V186H212ZM219 187H221V184H220ZM229 187H230V186H229ZM237 187H238V186H237ZM237 187H236V188H237ZM45 188H47V187H45ZM116 188H117V187H116ZM116 188H115V189H116ZM132 188H133V186H132ZM140 188H141V187H140ZM152 188L154 189V186H153ZM169 188H170V187H169ZM169 188H168V189H169ZM177 188H178V187H177ZM204 188H205V189H204ZM240 188H241V187H240ZM240 188H239V189L237 188V189H238L237 192H240L239 195L241 196V192H242L243 190H246L247 188H246V189H245V188H244V189H240ZM16 189H17V188H16ZM34 189H35V188H34ZM36 189H37V188H36ZM54 189H55V188H54ZM61 189H62V188H61ZM120 189H121V188H120ZM124 189H125V190H124ZM134 189H135V188H134ZM137 189H138V187H137ZM147 189H148V188H147ZM170 189H171V188H170ZM170 189H169V190H170ZM173 189H174V188H173ZM175 189H176V188H175ZM175 189H174V190H175ZM182 189H183V188H182ZM184 189H185V188H184ZM189 189H191V188H189ZM199 189H200V190H199ZM212 189H213V188H212ZM8 190H9V189H8ZM26 190H27V189H26ZM51 190H52V189H51ZM99 190H100V189H99ZM117 190H118V189H117ZM117 190H116V191H117ZM139 190H140V189H139ZM177 190H178V189H177ZM217 190H218V188H217ZM217 190H215V193L217 192ZM219 190H220V189H219ZM241 190H242V191H241ZM260 190H261V189H260ZM262 190H263V189H262ZM31 191H32V189H31ZM89 191H90V192H89ZM118 191H119V190H118ZM149 191H150V190H149ZM154 191H155V190H154ZM179 191H180V190H179ZM222 191H223V190H222ZM229 191H230V189H229ZM235 191H236V190H235ZM263 191H264V190H263ZM88 192H89V193H88ZM100 192H101V191H100ZM141 192H142V191H141ZM164 192H166V189H165ZM177 192H178V191H177ZM199 192H201V193L199 194ZM207 192H208V191H207ZM213 192H214V191H213ZM227 192H228V191H227ZM14 193H15V192H14ZM17 193H18V192H17ZM22 193H23V192H22ZM30 193H31V192H30ZM33 193H34V192H33ZM82 193H83V192H82ZM87 193H88V196H89V197H93V198H94V196H90V195H95L96 192H95L94 194H90V193H91V190H88ZM87 193H86V194H87ZM105 193H106V192H105ZM122 193H121V191H120V194H122ZM160 193H161V192H160ZM178 193H179V192H178ZM208 193H210V192H208ZM233 193H234V192H233ZM246 193H247V194H245V195H249V194H250V193L248 194V192H246ZM259 193H260V191H259ZM259 193H258V194H259ZM54 194H55V192H54ZM76 194H77V192H76ZM86 194H85V195H86ZM101 194H102V193H101ZM152 194H153V191H152ZM192 194H194V192H193ZM216 194H217V193H216ZM216 194H213V193H212V195L210 194L211 197H212V199L215 198V197L213 198V195L216 196ZM19 195H20V194H19ZM59 195H60V194H59ZM74 195H75V194H74ZM78 195H79V194H78ZM83 195H84V193H83ZM96 195H97V194H96ZM166 195H167V194H166ZM184 195H185V194H184ZM220 195H223V197H224V196H225V193L220 194ZM226 195H227V194H226ZM236 195H237V193H236ZM250 195H251V194H250ZM259 195H260V194H259ZM259 195H258V196H259ZM263 195H264V194H263ZM27 196H28V195H27ZM29 196H30V195H29ZM88 196H87V197H88ZM182 196H183V195H182ZM191 196H192V195H191ZM194 196H195V195H194ZM203 196H204V195H203ZM206 196H207V195H206ZM206 196H204V197H206ZM243 196H244V195H243ZM260 196H261V195H260ZM260 196H259V197H260ZM58 197H59V196H58ZM96 197H98L99 200H100V198H101V196H100V197H99V196H95L94 199H96ZM195 197H196V196H195ZM225 197H226V196H225ZM227 197H229V195H228ZM234 197H235V196H234ZM241 197H242V196H241ZM253 197H254V196H253ZM253 197H251V200H252ZM29 198H30V197H29ZM65 198H66V197H65ZM74 198H76V197H74ZM98 198L96 199V201H95V200H94V201L97 202ZM137 198H138V197H137ZM145 198H146V197H145ZM162 198H163V197H162ZM164 198H165V197H164ZM179 198H180V197H179ZM191 198H193V197H191ZM201 198H202V197H201ZM219 198H220V197H219ZM219 198L217 197L216 199H219ZM235 198H236V197H235ZM238 198H239V197H238ZM243 198L246 200L245 196H244ZM257 198H258V197H257ZM22 199H23V197H22ZM27 199H28V198H27ZM91 199H92V198H91ZM158 199H159V198H158ZM160 199H161V197H160ZM170 199H171V198H170ZM187 199H188V198H187ZM204 199H207L206 201H208L209 198H204ZM204 199H201V200H204ZM212 199H210V200L212 201ZM216 199L212 201L213 203L211 204V206H212L213 204L216 203V202H215V201H217ZM226 199H228V198H226ZM226 199H225V200H226ZM236 199H237V198H236ZM240 199H241V198H240ZM249 199H250V198H249ZM253 199H255V198H253ZM262 199H263V198H262ZM25 200H26V199H25ZM99 200H98V202L102 201V202L100 203V207H102L101 204L103 205V203H107L104 199H102V200H100V201H99ZM131 200H132V201L134 200L133 197L131 198ZM131 200H129V201H128V200H124L125 202H122L123 200H121V201L119 200V201H120L119 206L116 205L117 202H115V205L118 206V207H116L115 209L117 210V208H119L120 206H121V207H120V210H122V208H125V207H127V208H125V209H128L129 204L127 205L126 203H127V202H130ZM145 200H146V199H145ZM221 200H222V199H221ZM225 200L223 201L224 203L226 202ZM247 200H248V199H247ZM19 201H20V200H19ZM66 201H67V200H66ZM75 201H76V200H75ZM81 201H84V200H81ZM94 201H93V204H91L93 207H94V203H95ZM103 201H104V202H103ZM167 201H168V200H167ZM185 201H186V200H185ZM211 201H210V203H211ZM219 201H220V200H218V202H219ZM239 201H241V200H239ZM253 201H254V200H253ZM30 202H31V201H30ZM98 202L95 203V205H96V206H95L96 210L93 209V211L95 210V211H97V212H94V213H93L94 215H93V214L91 215L92 218L95 219V220H94L95 223L92 224L91 222H89V223H88V227H89V226H90V227H93L94 224H97L98 227H99L100 225L103 227L105 223L108 224V222H110V218H109V217H107V218H109V219H108L109 221H108L107 219H105L106 217H104V216L106 215L105 213H108V212H105V213L103 212V213H102V211H106V210H105V208H106L105 206H107L108 203H107L105 206H103V207H105V208L103 209V207H102V208L99 207ZM113 202H114V201H113ZM113 202H112V203H113ZM171 202H172V201H171ZM204 202H205V200H204ZM223 202L221 201V202H219V204L221 205V203H223ZM228 202H229V201H228ZM232 202H233V201H232ZM242 202H243V201H242ZM255 202H256V201H255ZM255 202H254V203H255ZM61 203H63V200H62ZM84 203L86 204L87 202L84 201ZM84 203H83V204H84ZM112 203H111V204H112ZM121 203H122V205H121ZM123 203H125V204H123ZM131 203H132V202H130V204H131ZM133 203H134V202H133ZM138 203H139V202H138ZM143 203H144V201H143ZM161 203H162V200H161ZM179 203H180V202H179ZM224 203H223V204H224ZM230 203H231V202H230ZM248 203H249V202H248ZM260 203H261V202H260ZM14 204H15V203H14ZM29 204H30V203H29ZM51 204H53V203H51ZM63 204H64V203H63ZM78 204H80V203H78ZM109 204H110V203H109ZM165 204H166V203H165ZM191 204H192V203H191ZM216 204H217V203H216ZM87 205H90V204H87ZM91 205H90V206H91ZM97 205H98V207H97ZM125 205H126V206H125ZM131 205H132V204H131ZM134 205H135V203H134ZM138 205H139V204H138ZM138 205H137V206H138ZM141 205H142V204H140V206H141ZM162 205H163V203H162ZM180 205H182V204L180 203ZM188 205H189V204H188ZM220 205H219V206H220ZM247 205H248V204H247ZM7 206H8V205H7ZM7 206H6V207H7ZM15 206H16V205H15ZM20 206H21V205H20ZM51 206H52V205H51ZM79 206H80V205H79ZM122 206H123V207H122ZM164 206H165V205H164ZM186 206H187V205H186ZM191 206H192V205H191ZM215 206H216V205H215ZM219 206L216 207V208L219 209V208H220ZM229 206H230V205H229ZM233 206L236 207L235 205H233ZM240 206H241V205H240ZM251 206H252V205H251ZM64 207H65V205H64ZM64 207H63V208H64ZM81 207H82L83 210H84V213H83V214L86 215V214H89V213H90V212H89L90 208L88 209V208L86 207V208H87V210H86V208L84 209V205L81 206ZM93 207H92V208H93ZM113 207H114V206H113ZM131 207H132V206H131ZM133 207H134V206H133ZM171 207H172V206H171ZM175 207H177V206H175ZM209 207H210V206H209ZM231 207H232V206H230L229 208H231ZM253 207H254V205H253ZM11 208H12V207H11ZM14 208H15V207H14ZM17 208H18V207H17ZM26 208H27V207H26ZM82 208H79V213H80V209H81V211L83 212ZM92 208H91V209H92ZM108 208H109V207H108ZM108 208H107V209H108ZM111 208H112V207H111ZM136 208H137V207H136ZM138 208H139V207H138ZM190 208H192V207H190ZM190 208H189V210H190ZM212 208H213V207H212ZM212 208H211V209H212ZM222 208H223V210L225 209L226 211H225V210H224V212L222 211L223 213H221V211H220L219 214L221 213V215L223 214L224 217H225V216H227V215H225V212L229 213L230 211H229V208L226 207V208L228 209V210H227V209L225 208V206H223V205H222ZM23 209H24V208H23ZM97 209H98V210H97ZM101 209H103V210L101 211ZM109 209H110V208H109ZM109 209H108V210H109ZM115 209L112 208V211H113V210L115 211ZM163 209H164V208H163ZM175 209H177V208H175ZM192 209H193V208H192ZM194 209H193V210H194ZM211 209H210V210H211ZM218 209H217V211H218ZM252 209H253V208H252ZM9 210H10V209H9ZM85 210H86V211H85ZM108 210H107V211H108ZM130 210H131V209H130ZM158 210H159V209H158ZM182 210H183V209H182ZM187 210H188V208H187ZM207 210H208V209H206L205 211L203 210L204 213H205ZM254 210H255V209H254ZM28 211H29V210H28ZM117 211L119 212V210H117ZM117 211H116V212H117ZM127 211H128V210H127ZM162 211H163V210H162ZM183 211H184V210H183ZM196 211H197V210H196ZM228 211H229V212H228ZM245 211H246V210H245ZM247 211H248V210H247ZM251 211H252V210H251ZM29 212H30V211H29ZM57 212H58V210H57ZM62 212H63V211H62ZM86 212H87V213H86ZM88 212H89V213H88ZM116 212H115V213H116ZM135 212H136V210H135ZM137 212H138V211H137ZM197 212H198V211H197ZM232 212H233V211H232ZM249 212H250V211H249ZM9 213H10V212H9ZM14 213H15V211H14ZM77 213H78V211L76 212V214H77ZM79 213H78V214H79ZM115 213L113 212L112 215L115 214ZM183 213H184V212H183ZM198 213H200V212H198ZM201 213H200V214H201ZM211 213H212V212H211ZM227 213H226V214H227ZM250 213H252V212H250ZM28 214H29V213H28ZM40 214H41V213H40ZM69 214H70V213H69ZM74 214H75V213H74ZM76 214H75V215H76ZM90 214H91V213H90ZM90 214H89V215H90ZM164 214H165V213H164ZM178 214H180V213H178ZM205 214H206V215H205L206 217H204V214H203V213H202L203 216L201 215L202 218L204 217L203 219H205V218L207 219V216H208L207 214H208V213H205ZM219 214H218V215H219ZM252 214H253V213H252ZM11 215H12V214H11ZM52 215H53V214H52ZM89 215H86V216L82 215V216L84 217V219L82 218L81 215H78L80 218H79L78 216H76L77 218H79V219H78V220H79L78 222H80V220L82 219V220H81L82 223H81V222L78 223V224H79L78 226L83 225V226L86 227V228H85V230H86V229H87V226H86V225H87V222H88V221H85V218H88ZM166 215H167V214H166ZM172 215H174V214H172ZM221 215H219V216H221ZM257 215H258V214H257ZM15 216H16V215H15ZM17 216H18V215H17ZM91 216H90V217H91ZM94 216H95V217H94ZM109 216L112 218L111 215H109ZM176 216H177V215H176ZM184 216H185V215H184ZM209 216H211V215L209 214ZM232 216H233V214H232ZM234 216H235V215H234ZM254 216H255V215H254ZM13 217H14V216H13ZM25 217H26V216H25ZM52 217H53V216H52ZM66 217H67V215H66ZM115 217H116V216H115ZM126 217H127V216H126ZM163 217H164V216H163ZM197 217H198V219L201 218V217L199 218L198 215H197ZM197 217H195L196 221H197ZM215 217H216V216H215ZM221 217H223V216H221ZM221 217H220V218H221ZM224 217H223V218H224ZM238 217H239V216H237V218H238ZM243 217H244V216H243ZM251 217H252V216H251ZM257 217H258V216H256V218H257ZM36 218H37V217H36ZM102 218H104V220H103ZM157 218H159V217H157ZM173 218H174V217H173ZM175 218H176V217H175ZM254 218H255V217H254ZM256 218H255V219H252V222H254V221L256 220ZM54 219H55V217H54ZM54 219H53V220H54ZM57 219H58V218H57ZM59 219H60V218H59ZM178 219H179V222H180V221L183 220L184 218L181 219V218H178V217H177V220H178ZM180 219H181V220H180ZM186 219H187V218H186ZM188 219H189L188 221H189L190 223H189V222H188V223L185 222V223L189 224V227L187 226V227H188L187 229H191V228H190V225L193 223V222L191 221L193 218H188ZM208 219H209V218H208ZM208 219H207V220H208ZM214 219H215V218H214ZM214 219H213V220H214ZM232 219H233V218H232ZM238 219H239V218H238ZM21 220H22V219H21ZM34 220H35V219H34ZM53 220H52V221H53ZM67 220H68V219H67ZM73 220H74V219H73ZM162 220H163V219H162ZM213 220H212V221H213ZM220 220L222 221V219H220ZM236 220H237V219H236ZM19 221H20V220H19ZM37 221H38V220H37ZM58 221H59V220H58ZM63 221H64V220H63ZM71 221H72V220H71ZM102 221H103V222H102ZM160 221H161V220H160ZM168 221L170 222L171 220H169V218H168ZM173 221H175V219H173ZM173 221H172V222H173ZM184 221H185V220H184ZM194 221H195V220H194ZM212 221H211V218H210V223H211V224H212ZM6 222H7V219H6ZM11 222H12V221H11ZM17 222H18V221H17ZM20 222H21V221H20ZM22 222H23V221H22ZM100 222H101L102 224H103V223H104V224L102 225V224H100ZM161 222H163V221H161ZM165 222H166V221H165ZM169 222H166V224L168 223V224L172 225V223H171V222L169 223ZM197 222H198V221H197ZM197 222H196V223H197ZM199 222H201V219H200ZM214 222H215V221H214ZM222 222H223V221H222ZM227 222H228V221L225 220V222H223V223H224L225 225H227L228 227H229L230 225H232L231 223H227ZM238 222H239V220H238ZM256 222L259 223L260 221H257V220H256ZM3 223H4V222H3ZM7 223H8V222H7ZM44 223H45V222H44ZM44 223H43V224H44ZM66 223H68V221H67ZM70 223H71V225H70ZM70 223H69L68 226L71 227V226H72V222H70ZM90 223H91V224H90ZM110 223H111V222H110ZM110 223H109V224H110ZM175 223H176V222H175ZM181 223H182V221H181ZM185 223H184V227H186V224H185ZM202 223L205 224L206 222H202ZM240 223H241V221H240ZM240 223H239V224H240ZM244 223H245V222H244ZM248 223H249V222H246V224H248ZM250 223H251V222H250ZM250 223H249V224H250ZM258 223H255V224H258ZM5 224H6V223H5ZM51 224H52V223H51ZM64 224H65V223H64ZM84 224H85V225H84ZM182 224H183V223H182ZM182 224H180V225H181V228L183 227ZM193 224H194V226H195V223H193ZM193 224H192V225H193ZM198 224H201V223H198ZM203 224H202V226H201L202 228H204V226L206 227V226L208 225V224L206 223V224L203 226ZM249 224H248L247 226H249ZM260 224H261V223H260ZM260 224H258L259 226H258V225H255V226L258 227L259 230L263 231V230H264V227L262 228V225H260ZM20 225H21V223H20ZM55 225H57V224L55 223ZM73 225H74V223H73ZM91 225H92V226H91ZM170 225H169V226H170ZM173 225L175 226L174 223H173ZM180 225H179V223H178L177 227L180 226ZM236 225H237V224H236ZM243 225H244V224H243ZM250 225H251V224H250ZM42 226L44 227V225H42ZM68 226H67V228H65V230H67V229L69 228ZM78 226H77V227H78ZM83 226H81V227H83ZM97 226H94V228L96 227L95 229H96V230H99V229L97 228ZM165 226H166V225H165ZM169 226L167 225V226H166V229H167V227H169ZM211 226H212V225L206 227V229L209 228V230H211V229L213 228V227H211ZM220 226H221V225H220ZM220 226H219V227H220ZM227 226H226V227H227ZM238 226H239V225H238ZM245 226H246V225H245ZM14 227H16V225H15ZM51 227H52V226H51ZM72 227H73L72 229H71V228L68 229V230H69L68 233H69L70 237H72V236L74 235V233H75V229H76L75 226H72ZM81 227H80V228H81ZM90 227L88 228V230L91 231L92 228H90ZM105 227H107V225H105L103 228H105ZM109 227H110V225H109ZM134 227H135V226H134ZM162 227H163V225H162ZM216 227H217V226H216ZM219 227H218V229H219ZM228 227H227V229H228ZM241 227H242V226H239V228H241ZM35 228H36V226H35ZM46 228H47V227H46ZM99 228H101V227H99ZM103 228H102V229H103ZM130 228H131V227H130ZM169 228H171V227H169ZM169 228H168V231H169ZM179 228H180V227H179ZM196 228L198 229L199 232L201 231V230L199 229V228H200V225H197V224H196ZM81 229H82V228H81ZM102 229H101V230H102ZM171 229H172V228H171ZM173 229H176V226H175V228H173ZM173 229H172V230H173ZM182 229H183V228H182ZM182 229H181V231H182ZM206 229H205V230L202 229V230L206 232ZM224 229H225V228H224ZM231 229H232V228H231ZM38 230H39V229H38ZM46 230H47V229H46ZM49 230H50V229H49ZM72 230H73L74 232H73ZM83 230H84V228H83ZM83 230H80V231L82 232ZM92 230H93V229H92ZM107 230H108V228L106 229V231H107ZM109 230H110V229H109ZM184 230H186V229H184ZM184 230H183V231H184ZM194 230H195V229H194ZM209 230H207V234H206L205 232H203V231L200 232L201 234L197 233L196 231H195V232H196L197 235H199L200 237H201V235H203L202 232L205 233V238H204V241H205V240H207L206 237L209 236V235H208V233H210ZM213 230H214V229H213ZM219 230H221V229H219ZM247 230H248V229H247ZM90 231H89V234H88V235H89V237H88V241H87V240L85 241V242H88L87 244L84 242V238H85L84 235L88 236L86 232H85V234L82 232L81 234H84V235L81 236V235H80V232H79V230H78V234H76V236H77V235L80 236V237L78 236L79 238H81V237L83 238V237H84V238H83V241H81L82 239L79 240L78 237H77V239H76V236H75V235H74L75 237L73 236V238H74L73 240H75V242L72 240V238L69 237L71 240H68V241H67L68 244L72 243V241H73V244H75V243L78 242V243H77L78 245H77V244L74 245L75 252L79 250V248H80L79 245H80V244H81L80 246H82V248H83L85 245H86V246L89 245V242H90L92 239H94V237H95L97 234H99L98 236H100V237L102 236V238H100L99 240H101V239H105V238L103 237L104 235H105V237H106V239H105L106 242H105V240H103L101 243L105 242L104 244H107V240L110 241V240L112 239V238H111L112 235H111V236L109 235V234H111V233H109L108 236H107L106 233H108L109 231L104 232V229H103V232L105 233L104 235H103V232H102V235H101V234H100L101 231H100V232L97 231V234H94L95 236H92L93 234H90ZM94 231H95V230H93V232H91V233H94ZM136 231H137V230H136ZM136 231H135V235H136ZM144 231H145V230H144ZM234 231H235V230H234ZM236 231H237V230H236ZM236 231H235V232H236ZM251 231H252V230H251ZM70 232H71V233H70ZM87 232H88V231H87ZM127 232H128V230H127ZM129 232H130V231H129ZM146 232H147V231H146ZM148 232H149V230H148ZM169 232H170V231H169ZM173 232H174V231H173ZM176 232H177V229H176ZM179 232H180V231H179ZM187 232H188V231H187ZM187 232H186V233H187ZM190 232H191V230H190ZM220 232H221V231H220ZM30 233H31V232H30ZM48 233H49V232H48ZM63 233H64V234L61 233V236L63 235L64 237H65L66 234H68L67 231H66V232L64 231ZM72 233H73V234H72ZM142 233H143V232H142ZM142 233H141V235H142ZM144 233H145V232H144ZM163 233H164V232H163ZM180 233H181V232H180ZM180 233H179V234H180ZM221 233H222V232H221ZM228 233H229V232H228ZM251 233H252V232H251ZM50 234H51V233H50ZM53 234H54V233H53ZM53 234H52V236H53ZM71 234H72V235H71ZM146 234H147V233H146ZM150 234H151V233H150ZM174 234H175V232H174ZM182 234H184V233L182 232ZM182 234H181V235H182ZM214 234H215V233H213V235H212V234H211V235L214 236ZM218 234H219V233H218ZM247 234H248V232H247ZM36 235H37V234H36ZM36 235H35V237H34V240H35V238H36V241H37V238H38V237H36ZM57 235H58V234H57ZM69 235H66V236H67L66 238H68ZM90 235H91V236H90ZM137 235H140V234L137 232ZM163 235H164V234H163ZM170 235L173 237L172 234H170ZM185 235H186V234H185ZM216 235H217V234H215V236H216ZM231 235H232V234H231ZM263 235H264V234H263ZM33 236H34V234H33ZM33 236H32V237H33ZM43 236H44V235H43ZM47 236L49 237V234H48ZM47 236L45 235L44 237H42V238H43V241H44V244L46 243V246L49 247V250H50V247H51L50 245H52L51 249H52V251L54 252V254L57 255V257H56V255H55V256L53 255V256H54L53 258L56 259V260H58L59 258H61L62 260H61V259H60V260L63 261V258H64L63 256H67V255H69V254L66 253V252H68V251H66V252L64 251V252H63V248L61 249L62 246H61L60 244H62L63 242L60 241V244H59V242H58V244L56 245L58 248H59V246H60V249L62 250V251L60 250V251H61V253H60V252H59V249H57V247L54 246V244H56V242H55V243H54V241H53V242H50V239H46ZM109 236H110L111 239L108 238ZM152 236H153V235H152ZM165 236H166V234H165ZM253 236H254V235H253ZM258 236H259V235H258ZM45 237H46V238H45ZM64 237H63V238H64ZM143 237H144V236H143ZM143 237H142V238H143ZM176 237H177V236H176ZM180 237H182V236H180ZM203 237H204V235H203ZM210 237H211V236H209L208 238L211 239ZM230 237H232V236H230ZM251 237H252V236H251ZM251 237H250V238H251ZM39 238H40V237H39ZM44 238H45V240H44ZM49 238H50V237H49ZM52 238H53V237H52ZM59 238H60V237H58V239H59ZM66 238H65V241H66ZM69 238H68V239H69ZM89 238H90V240H89ZM91 238H92V239H91ZM97 238H98V237H97ZM167 238H168V237H167ZM215 238H216V237H215ZM221 238H223V235L221 236ZM221 238H220V239H221ZM247 238H248V237H247ZM85 239H87V237H86ZM201 239H202V242H203V238H199L198 240L200 241ZM209 239H208V240H209ZM218 239H219V237H218ZM218 239H217V240H218ZM227 239H228V238H227ZM233 239H234V238H233ZM251 239H252V238H251ZM38 240H39V239H38ZM52 240H53V239H52ZM56 240H57V239H55V241H56ZM60 240H61V238H60ZM78 240H79V241H78ZM135 240H136V239H135ZM143 240H144V239H143ZM171 240H172V239H171ZM183 240H184V238H183ZM183 240H182V242H183ZM185 240H186V239H185ZM208 240H207V241H208ZM229 240H230V239H229ZM259 240H260V239H259ZM31 241H32V239H31ZM40 241H41V242H40ZM40 241H37V245H38V247H39V243H40V245H41V247H42V244H43L42 242H43V241L41 240V238H40ZM58 241H59V240H58ZM62 241H64V239H62ZM69 241H71V242L69 243ZM76 241H77V242H76ZM94 241H96V240L94 239ZM109 241H108V242H109ZM114 241H115V243H113V244H114V245H116V244L118 245L116 239H114ZM122 241H123V240H122ZM137 241H138V240H137ZM164 241H166V240H164ZM164 241H163V242H164ZM242 241H243V240H242ZM249 241H250V240H249ZM260 241H261V240H260ZM34 242H35V241H34ZM49 242H50V244H49ZM79 242H80V243H79ZM81 242H82V243H81ZM110 242H112V240H111ZM150 242H153V241L150 240ZM167 242H168V241H167ZM170 242H172V241H170ZM180 242H181V241H180ZM182 242H181V243H182ZM185 242H186V241H185ZM185 242H184V243H185ZM188 242H189V241H187V244H188ZM209 242H210V240H209ZM218 242H219V241H218ZM227 242H228V241H227ZM262 242H263V241H262ZM84 243H85V244H84ZM153 243H155V241H154ZM153 243H152V244H153ZM172 243H173V242H172ZM174 243H175V242H174ZM184 243H183V244H184ZM196 243H197V241H196ZM196 243H195V244H196ZM216 243H217V242H216ZM44 244H43V247H42L41 249L38 248V247H36L37 250H35V251H39V249L42 251L43 248L45 249ZM82 244H83V245H82ZM91 244H92V243H91ZM111 244H112V243H111ZM111 244H110V246H111ZM113 244H112V245H113ZM136 244H137V243H136ZM144 244H145V242L143 243V245H144ZM148 244H149V243H148ZM155 244H156V243H155ZM168 244H171V243H168ZM187 244H186V245H187ZM189 244H190V243H189ZM208 244H209V243H208ZM208 244H207L208 249H210V247H209ZM229 244H230V242H229ZM250 244H251V243H250ZM37 245H36V246H37ZM62 245H63V244H62ZM108 245H109V243H108ZM123 245H124V244H123ZM150 245H151V244H150ZM171 245H173V244H171ZM177 245H178V244H177ZM180 245H181V244H180ZM180 245H179V246H180ZM196 245H197V244H196ZM198 245H200V244H198ZM198 245H197V247H196L197 249L202 247V246H201V247H200V246L198 247ZM201 245H204V244H201ZM224 245H225V244H224ZM256 245H257V244H256ZM33 246H34V245H33ZM75 246H76L77 248H76ZM86 246H85V247H86ZM98 246H99V245H98ZM102 246H103V245H102ZM128 246H129V245H128ZM145 246H146V245H144V247H145ZM154 246H155V245H154ZM156 246H158V245H156ZM163 246H164V245H163ZM175 246H176V244H175L173 247H175ZM190 246H191V245H189V251L187 250V252H186V249H185L186 246H185L184 248L182 247L183 249H185V250L182 251V252H184L185 255L188 254L187 257L189 256V254L191 255V257L194 256L193 254H195L198 258H197L196 256H194V257L197 258L198 262L201 261V264H205V263H203L205 260H204L203 262H202V259L199 260V258H201V257H199V254H198V253H200V250H201L204 246H203L201 249H199V252H198V253H194V252H196V251H198V250H195V249H192V250H191ZM193 246H194V244H193ZM250 246H251V245H250ZM48 247H47V248H48ZM54 247L56 248V250H54V249H55ZM113 247L115 248V246H113ZM116 247H118V246H116ZM129 247H130V246H129ZM136 247H137V246H135V248H136ZM144 247H142V248H144ZM164 247H165V248L161 247V249H160L159 247H156V248H158V249L161 251V252H160V255H162L161 258H165V257H166V255H163L164 253L162 254V252H165V251L167 252V250L170 251V249H171V252H172V250H173V251L175 250V249H172L173 247L170 248V249H169V248L166 249V247H171V246H169V245H166V243H165V246H164ZM176 247H177V246H176ZM176 247H175V248H176ZM251 247H252V246H251ZM253 247H254V246H253ZM47 248H46V250H47L46 252L49 251ZM82 248H81V250H82ZM95 248H96V247H95ZM109 248H110V247H109ZM123 248H124V247H123ZM142 248H141V249H142ZM148 248H149V247H148ZM193 248H194V247H193ZM244 248H245V247H244ZM244 248H243V249H244ZM258 248H259V247H258ZM258 248H257V249H258ZM33 249H35V248H33ZM64 249H65V248H64ZM70 249H71V248H70ZM104 249H105V248H104ZM120 249H121V248H120ZM133 249H134V248H133ZM162 249H164L165 251L162 250ZM180 249H181V247H180ZM180 249H179V250H180ZM245 249H246V248H245ZM262 249H263V248H262ZM57 250H58V251H57ZM66 250H67V249H66ZM109 250H111V249H109ZM126 250H127V249H126ZM126 250H124V251H126ZM206 250H207V249H206ZM249 250H250V249H249ZM258 250H259V249H258ZM41 251H39V252H37V253H36V252H35V253L33 252V253L36 254V257L42 258L43 261H41L42 259H39V258H38V259H36V262H37V263H35V261H34L35 259L33 258V257H34V256H33L34 254H32V256H33L32 258L34 259V260L32 259V261H34V262H32L33 264H40V263H41V264H44V263H42V262H44V261H48V262L51 261V262H52V260H54V259H52V257H51V255L53 254L52 252L49 251L48 253L45 254L44 251H42V252H44V253H42ZM55 251H57V252L55 253ZM72 251H73V250H72ZM72 251H71V252H72ZM79 251H80V250H79ZM79 251H78V252H79ZM82 251H83V250H82ZM102 251H103V247H102ZM104 251H105V250H104ZM104 251H103V253L106 252V251H105V252H104ZM128 251H129V249H128ZM128 251H127V252H128ZM130 251H131V250H130ZM142 251H143V250H142ZM146 251H147V250H146ZM146 251H145V252H146ZM150 251H151V249H150ZM202 251H204V250H202ZM252 251H254V250H252ZM259 251H260V250H259ZM40 252H41V254H43V255H45V256H47L48 254H50V255H48L47 257H51V260H48V259H45L44 257H41V256H43V255L39 254ZM73 252H74V251H73ZM153 252H155V251H153ZM166 252H165V254H167ZM182 252H181V253H182ZM188 252H189V253H188ZM263 252H264V251H263ZM26 253H27V252H26ZM29 253H30V252H29ZM29 253H28V254H29ZM59 253H60V254H59ZM68 253H69V252H68ZM88 253H89V251H88ZM118 253H119V252H118ZM168 253H169V252H168ZM173 253L175 254V251H174ZM173 253H170V254H173ZM178 253H180V251H179ZM178 253H177V256H178ZM184 253H183V255H182L183 257H185V256H184ZM205 253H206V252H204V254H205ZM208 253L210 254V252H208ZM251 253H252V252H251ZM253 253H254V252H253ZM58 254H59V258H58ZM62 254H64V255H62ZM81 254H82V253H81ZM130 254H131V253H130ZM145 254H146V253H144V255H145ZM158 254H159V252H158ZM200 254H202V253H200ZM254 254H255V253H254ZM258 254H259V253H258ZM261 254H262V253H261ZM261 254H260V255H261ZM37 255H38V256H37ZM88 255H91V254H88ZM92 255H93V254H92ZM100 255H101V254H100ZM104 255H105V254H104ZM109 255H110V253H109ZM144 255H143V256H144ZM248 255H250V254H248ZM252 255H253V254H252ZM252 255H251V256H252ZM26 256H27V255H26ZM60 256H61V257H60ZM71 256H72V255H71ZM137 256H138V254H137ZM151 256H152V255H151ZM156 256H157V255H156ZM156 256H155V257H156ZM164 256H165V257H164ZM174 256H175V255H174ZM245 256H247V254H246ZM36 257H35V258H36ZM55 257H56V258H55ZM88 257H89V256H88ZM116 257H117V256H116ZM128 257H129V256H128ZM138 257H139V256H138ZM138 257H137V258H138ZM145 257H146V256H145ZM168 257H169V256H168ZM168 257H167V258H168ZM204 257H205V256H204ZM207 257L210 258L209 256H207ZM256 257H257V256H256ZM16 258H17V257H16ZM20 258H22V257H20ZM66 258L68 259V258H70V257L67 256V257H65L64 259H66ZM96 258H97V257H96ZM102 258H103V257H102ZM104 258H105V257H104ZM140 258H141V257H140ZM148 258H150V257H148ZM171 258H172V257H171ZM173 258H174V257H173ZM180 258H181V254H180ZM180 258H179V259H180ZM188 258H189V257H188ZM202 258H203V257H202ZM242 258H243V255H242ZM70 259H71V260H69V261L71 262V261H72V258H70ZM131 259H132V258H131ZM144 259H145V258H144ZM146 259H147V258H146ZM189 259H190V258H189ZM189 259H187V258L185 257L184 260H187V261H184L183 258H182V262H183L184 264H187V262H188V264H189V263H191ZM191 259H192V258H191ZM211 259H212V258H211ZM216 259H217V258H216ZM252 259H254V258H252ZM256 259H257V258H256ZM259 259H260V258H259ZM21 260H22V259H21ZM21 260L19 261V264L21 263ZM24 260H26V259L23 258L21 264H24ZM30 260H31V259H30ZM30 260H29V261H30ZM37 260H39V263H38ZM56 260L53 261V262H55L54 264H58V263H57L58 261L56 262ZM76 260H77V257H76ZM79 260H80V259H79ZM79 260H78V261H79ZM134 260H135V259H134ZM134 260H132V261H134ZM149 260H150V259H149ZM155 260H156V259H155ZM180 260H181V259H180ZM180 260H178V261H180ZM194 260H195V259H194ZM197 260H195V261H197ZM207 260L210 261V259H207ZM243 260H244V259H243ZM88 261H89V260H88ZM150 261H151V260H150ZM163 261H164V260H163ZM167 261L169 262V259H167V260L164 261V262L167 263ZM191 261H192V260H191ZM195 261H192V263L195 262ZM218 261H219V259H218ZM244 261H247V260H244ZM254 261H255V259H254ZM258 261H259V260H258ZM15 262H18V260L15 261ZM26 262H28V261H26ZM48 262H47V263H48ZM51 262H49L48 264H52V263H53V262H52V263H51ZM70 262H67V263H70ZM74 262H75V261H74ZM142 262H143V261H142ZM146 262H147V261H146ZM153 262H154V261H153ZM182 262L180 261L179 264H181ZM240 262H241V261H240ZM255 262H256V261H255ZM255 262H254V263H255ZM9 263H10V262H9ZM29 263H30V262H28L27 264H29ZM32 263H31V264H32ZM67 263H66V264H67ZM87 263H90V262H87ZM99 263H100V262H99ZM183 263H182V264H183ZM210 263H211V262H210ZM259 263H260V262H259ZM16 264H18V263H16ZM64 264H65V263H64ZM70 264H72V262H71ZM83 264H84V262H83ZM97 264H98V262H97ZM102 264H103V263H102ZM151 264H152V263H151ZM160 264H163V262H162V263L160 262ZM167 264H168V263H167ZM169 264H170V263H169ZM194 264H197V262H195ZM211 264H212V263H211ZM230 264H231V263H230ZM242 264H243V263H242ZM246 264H248V263H246ZM255 264H256V263H255Z\"/></svg>",
    "mask_w": 264,
    "mask_h": 264
}]
</instances>
